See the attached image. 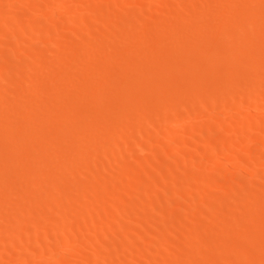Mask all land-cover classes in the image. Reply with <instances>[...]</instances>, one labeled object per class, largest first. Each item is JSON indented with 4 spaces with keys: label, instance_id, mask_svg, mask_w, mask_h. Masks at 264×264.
Masks as SVG:
<instances>
[{
    "label": "rangeland",
    "instance_id": "1",
    "mask_svg": "<svg viewBox=\"0 0 264 264\" xmlns=\"http://www.w3.org/2000/svg\"><path fill=\"white\" fill-rule=\"evenodd\" d=\"M32 1V2H31ZM54 1H58V2H54ZM61 1L62 0H47V1H43V0H30V3L32 4V3H34V5H31V4H28L27 2H29V1H27L26 2V4H28L27 6H28V10H27V6H26V4H24V6H22L21 8H20V6L19 7H17V8H13V10L12 9H6L7 11H8V13L10 14V11H11V14L9 15V19L12 17V19H14V20H12V19H10V20H8V22L7 21H4V20H6L7 19V17H6V19H4L3 21L5 22V24H6V26H8V27H5L4 25V27H2L1 28V31H0V40H1V42H4V40H5V43L7 44V43H10L13 39H12V37H11V35L12 36H14L15 37V35H14V32H16L15 34H17V31H19L20 29L18 28L19 26L21 27L22 25H23V23H28V22H35V20H39L42 24V27L41 28H43V30H42V37H39V39L37 40V41H35L36 42V45L34 44L35 42L34 41H31L30 40V37H29V34H27L28 35V39H26V38H23L24 39V41L23 42H25V43H22V44H28V45H26L27 47H29L28 49H30V50H28V49H26V46L24 45H22V57L20 58H18V57H15V59L13 58V62L14 63H19L20 64V66H19V68H11V69H9V71L7 72V80L6 81H3V87H5V86H7V88L6 89H3V91H5V96H6V98L4 97V98H2L1 97V95H0V98H2V99H0V116H2V117H0V129H1V132H0V134L2 133V135H0V140L2 141H0V146H1V148H0V152L1 151H3V150H5V151H8L7 153H9V154H7L6 155V153H5V151L4 152H1L0 154H2V155H4V156H1L0 157V170H2V171H0V184H4L3 186H1L0 187V191H2L3 193H0V200H2V201H4V204L3 205H0V212H1V214H0V230H1V234H0V242H2V243H0V253L1 254H5L4 252H6V253H8V252H10V254L11 253H14L13 254V257H14V255H15V252H17V250L20 248V249H22L21 247H22V245L24 244V246L26 245V244H28V240L26 239H24V242H22L23 244L21 245V246H19V248H18V246H17V243L16 244H13L12 245V243L11 242H13L14 243V241L15 240H10L12 237V235H13V233H14V231H16V230H18V229H23V230H19V232L21 233V235L24 237L25 236V232H27V233H30V232H32L34 229H35V227H37L38 225H41V223H42V225H44V226H48V228H46L45 227V229L46 230H42L41 231V235H39V240H38V242H40V244L42 243L43 245H42V247L41 248H39L38 249V253L40 254V255H36V257H42V256H46V257H42L41 258V260H40V258H35L34 259V261H33V258L35 257V253L36 254H38L36 251H34V252H32V251H29V250H31L30 248H29V250L28 251H25V252H23L24 250H25V247H27V245L24 247V250L23 251H21V252H23L24 253V255H19L20 257H18V259H17V257H16V259H15V257L12 259L11 257H9L10 258V260L9 259H5L3 262L2 261H0V264H2V263H4V264H17V263H19V264H26L27 263V260H28V263L27 264H35L37 261H40V263L39 264H49V262L52 260V263L56 260H54V257L56 256V255H54L55 253L52 251L53 249H55V247L57 246V245H55V244H57V243H55V241H59V240H64V239H66V246L67 245H69V246H67V247H65V258L66 259H68V261L65 259L63 262L64 263H62V264H73V262L75 263V264H83L84 262H86L87 260H85V261H83L82 262V260H84L85 259V255H87L88 257H86V259H88V261H87V263L86 264H90V261H92V259L94 260V256L96 255V254H94V252H97L98 251V249H99V247L101 246H103V248H104V254H103V258H104V260L102 261L103 263L102 264H118V263H120V264H126L127 262V264H137V263H139V264H186L187 262H189L188 260L190 259L191 260V264H210V263H212V264H222V262H221V260L224 262V261H226V262H228V264H248L249 263V261H251L249 264H264V235H262V233L264 234V195H262V193H264V175H262V173L264 174V158H262V156H260L259 154H258V150L260 151V147L262 146L263 147V145H260L261 144V142H257V141H259V139H255V140H253L252 138H250L249 137V139L250 140H248L247 138V135H245L247 138H242V140H241V144H240V153L239 154H237V156H239V155H241V157L239 156L237 159H236V157H234V160H233V162L230 160H223L224 159V157L222 158V154H224V152H226V151H224V147H222V143H214L213 144V141H211V139L210 140H208V142H207V140H205V141H202L200 138L202 137V134H200L201 135V137L199 138V137H196V138H194V135L195 136H197L196 134H199L198 133V131L200 132V131H202V130H200V129H202V126H203V131L202 132H204V129L205 130H207L206 129V127H207V125H209L210 124V121L208 122V120L210 119L209 117L210 116H206V114H209V111H211V110H207L208 109V106H209V104H210V102H212V101H210V99H214V102L215 103H213L214 104V107L216 108V106L218 105L219 106V104H221V103H219V97L222 99V100H220V102H222V104H223V100H224V103H226L227 101V103L225 104V108H226V110H224V107H223V109H222V113H221V111L219 112L220 114H218V112H212V113H210V115H211V117L213 116V119H214V117H216V119L217 118H220V119H222V118H229V117H232V118H230V119H233V120H230V121H232V122H228V124L225 122L224 123V121H222L223 123V125L221 124V123H219V124H217V125H212L211 127L209 126V128L212 130L213 128V130H217V131H220V132H226V131H228V132H226V135H227V137L229 138V139H231V137L233 138L234 136H233V134H236V132H238L239 131V129H237V128H241L242 126V117H243V115L246 113L245 111L247 110V102H248V100H249V98H251L252 96H253V92L254 91H252L251 90V88H250V86L247 84V82L249 81V80H251L252 78H254L255 77V75H256V78H257V76H261V77H258V78H260L262 81H263V83H264V71L263 70H261V72H260V69H264V68H261V67H264V31H263V29H264V0H254V1H256L255 3L257 4H255L254 3V1L252 0V2H251V0H246V3L243 1L242 2V0H232V1H234V2H230L231 0H219V1H221V3L218 1V0H216V2L214 3V0L212 1V0H203V1H199V0H178V1H180L179 3L180 4H177L178 3V1L177 0H158L157 1V3H156V5L155 6H153V2H154V0H152V1H150V0H148V1H150V2H147V0L145 1V0H140V1H138V0H134V2L133 1H131V2H128V1H130V0H128V1H126L125 0V2H127V3H125L124 2V0H114L115 1V3L117 4V3H120V2H122V5L123 4H125L126 6H125V8H126V10H127V12H128V14H129V16H128V18H125V19H123V18H118V16H117V20H116V17L112 14V9L114 8V5H115V3H114V1L113 0H86L85 2H84V0L83 1H80V2H82L81 4L80 3H78L77 1H76V3L78 4H76L73 0H71V1H69L71 4H69V2H67L66 3V5H64V6H62V4H61ZM90 1H91V3H94L95 5H97L98 3V8L96 7V9H92V7H90L91 5H89L88 3H90ZM107 1V5H109L110 6V10H109V8H108V6H107V8H106V6H105V2ZM136 1V2H135ZM156 1V0H155ZM159 1H161V2H159ZM163 1V2H162ZM183 1V2H182ZM187 1V2H186ZM206 1L210 4L209 6H208V8H209V11L208 12H210V13H208L207 14V11L206 10H208V8H204L205 9V11H204V9H202L201 7H204V6H206V4L208 5V3H206ZM212 1V3H210ZM218 1V2H217ZM42 2H44L45 4L47 3V4H51V3H55V4H57L56 5V7H57V15L56 16H54V18L52 19V17L50 18L49 16H48V14L46 13L45 14V12L43 13V16H39V18L41 19V17H42V19H44V18H46V19H48V20H51V21H48V20H46V19H44V20H40L39 18L38 19H36L35 18V16H33L34 14H33V10H34V6H37L38 4H40V3H42ZM83 2H84V4H86V5H88V6H86V5H84L83 4ZM88 2V3H87ZM96 2H98L97 4H96ZM101 2V3H100ZM168 2V3H167ZM169 2H171V4L169 3ZM176 2V3H175ZM190 2H192V3H190ZM196 2V3H195ZM202 2H203V4H202ZM227 2H230L231 4H229V3H227ZM237 2H238V5H237ZM61 5H60V4ZM90 3V4H91ZM114 3V4H113ZM144 3V4H143ZM158 3H159V5H161V7L158 5ZM168 4L169 6H171V7H173V5L176 7V8H178L179 9V11H177L178 9H176V10H173V8H171V7H169L168 5L166 6V4ZM173 3V4H172ZM195 3V4H194ZM222 3H223V5H222ZM242 3V4H241ZM246 5H245V4ZM249 3H252V4H249ZM262 3V5H260V6H258V4H261ZM101 4V5H100ZM128 4V5H127ZM137 4V7H138V5L140 4V8L138 9H136V7L134 6V5H136ZM147 6H146V5ZM152 5V7H151V5ZM163 4V5H162ZM165 4V5H164ZM183 4V5H182ZM189 4V5H188ZM211 4H212V6H211ZM218 4V9H216L215 8V5H217ZM221 6H220V5ZM234 4V5H233ZM249 4V5H248ZM253 4H255L254 6H253ZM14 5V4H13ZM143 5H145V6H143ZM179 5H181L182 7H184V9L183 8H181V6H179ZM192 5H194L193 7H192ZM199 7H198V6ZM226 5V6H225ZM232 5H233V7H232ZM236 5V6H235ZM240 5V6H239ZM15 6V5H14ZM30 6V7H29ZM58 6H60V7H58ZM69 6V10L67 9V12H64V11H66V8ZM103 6V7H102ZM129 6V7H128ZM134 6V7H133ZM142 6L145 8H142ZM166 6V7H165ZM196 6V7H195ZM223 6H225V8L223 7ZM227 6H228V8H227ZM243 6H244V8H243ZM251 6V7H250ZM10 7H13V6H10ZM55 7V8H56ZM100 7H101V9H100ZM148 7H150V8H148ZM160 8L159 9V11H157L158 10V8ZM201 8L200 10L198 9V8ZM254 7V8H253ZM4 8V7H3ZM9 8V7H8ZM33 8V9H32ZM59 8V9H58ZM62 8H65V9H63L62 10ZM169 8V9H168ZM188 8V9H187ZM189 8H190V10H189ZM213 8H214V10H215V12L214 11H212L213 10ZM219 8H221V9H219ZM239 8V9H238ZM246 8V9H245ZM248 8H249V11H248ZM256 8V9H255ZM258 8V9H257ZM0 9H2V7H0ZM18 9V10H17ZM109 11H108V10ZM140 9L141 10H143V12L142 13H144V14H141V12H140ZM147 9H151V10H149V11H146ZM157 9V10H156ZM187 9V11H185ZM192 9V10H191ZM211 9V10H210ZM222 9H224V11H223V13L221 12V10ZM232 9H236V12H238L241 16H240V19H239V15H238V13H236L235 12V10H232ZM243 9H245V10H243ZM6 10H5V8L3 9V10H0V18L1 17H5V16H8V15H5V16H2L3 14H5L6 13ZM10 10V11H9ZM33 12H32V11ZM59 10H61V12L59 11ZM80 10V11H79ZM100 10H102V11H100ZM107 10V11H106ZM135 10V11H134ZM137 10V11H136ZM139 10V11H138ZM171 12H170V11ZM173 10V11H172ZM181 10V11H180ZM183 10V11H182ZM218 10V11H217ZM238 10V11H237ZM241 12H240V11ZM242 10L245 12V13H243L242 12ZM251 10H253V11H251ZM4 11H5V13H4ZM30 13H29V12ZM59 11V12H58ZM83 11V12H82ZM104 11V12H103ZM145 11V12H144ZM166 13H164V12ZM170 13H169V12ZM188 11L191 13H188ZM193 11V12H192ZM194 11H196V12H194ZM220 11V12H219ZM225 11H227L229 14L227 15L226 14V12ZM232 11V12H231ZM233 11L235 12L234 14H232L233 13ZM252 12V14H247L248 12ZM256 11V12H255ZM80 12L82 13V14H84V16L83 15H81V16H79L80 15ZM85 12V13H84ZM95 12V13H94ZM135 12V14L134 15H132L133 13ZM148 12V14H146ZM159 12V13H158ZM173 12V13H172ZM175 12V13H174ZM178 12H181L179 15H178ZM206 14H205V13ZM217 12H219V13H217ZM231 12V13H230ZM13 13V14H12ZM79 13V14H78ZM98 13V14H97ZM100 13H101V16H100ZM102 13L103 14H105L104 15V17H107L109 20H107V18H103L102 16ZM150 13H151V15L153 16V14L154 13H156V14H154V16H157V18L156 17H151L150 18ZM173 14V16L174 17H172V15H170V14ZM182 13H183V15H182ZM196 13V14H195ZM199 13V14H198ZM217 13V14H216ZM243 13V14H242ZM257 13V14H256ZM259 13V14H258ZM7 14V13H6ZM96 14V15H95ZM146 14V15H145ZM168 14H169V17H168ZM176 14H177V16L179 17V18H181V16H182V18H181V21H183V24L184 23H189V25L190 26H193L192 27V30L191 29H189L188 30V27L186 26H183V24L181 23V21H179L178 22V20H180V19H177L178 17L176 16ZM203 14V15H202ZM205 14V15H204ZM220 14V15H219ZM231 14V15H230ZM246 14V15H245ZM254 14V15H253ZM263 14V15H262ZM11 15H13V16H11ZM17 17H16V16ZM26 15V16H25ZM28 15H29V18H28ZM72 15L74 16V17H72ZM110 17H109V16ZM138 15H142L143 16V18H142V16H137ZM148 15H149V17H148ZM159 15L161 16V17H159ZM190 15V16H189ZM213 15H214V17H213ZM224 15V16H223ZM234 15H237V16H234ZM14 16H15V18H14ZM32 16H33V18H32ZM46 16H48V17H46ZM58 16V18H56ZM78 16V17H80L79 19L77 18V20H76V17ZM83 16V18L84 19H82L81 17ZM99 16V17H98ZM146 16V17H145ZM164 16H165V19L167 20H165L164 19ZM176 16V17H175ZM183 16H185V17H183ZM188 16V17H187ZM193 16V17H192ZM202 16V17H201ZM208 16V17H207ZM216 16V17H215ZM221 16H223L222 18H221ZM227 16V17H226ZM234 18H233V17ZM245 16H249L248 18L247 17H245ZM25 17H27L26 19H25ZM88 19H87V18ZM133 17H137V19L135 18H133ZM159 17V18H158ZM195 17V18H194ZM198 17H200L201 18V20L198 18ZM208 19H207V18ZM232 17V18H231ZM235 17H238L237 19L235 18ZM244 17V18H243ZM254 19H253V18ZM20 18H21V20H20ZM70 18L72 19V20H70ZM99 18V19H98ZM103 18V19H102ZM146 18H148V19H146ZM158 19V20H156V19ZM163 18V19H162ZM170 19V21H171V18L173 19H177V22L178 23H176V24H178V25H175V23H174V26H173V22L172 23H170L169 22V19ZM197 18H198V21H197ZM206 18V19H205ZM217 18V20H215V22H214V19H216ZM221 18V19H220ZM224 18V19H223ZM228 18H231V19H228ZM246 18V19H245ZM250 18V19H249ZM252 18V19H251ZM69 19V20H68ZM81 19L82 20H84V21H81ZM88 20V21H86V20ZM128 19V20H127ZM132 21H131V20ZM146 19V20H145ZM232 19H235V20H233V21H235V23H236V25H235V23L233 22V21H229V20H232ZM242 19H245V20H247V21H245V20H242ZM262 19V21H260V20ZM70 22V24H68L69 22ZM75 20V21H74ZM78 20H80V21H78ZM91 20V21H90ZM100 20V21H99ZM114 20V21H113ZM155 20V21H154ZM161 20V21H160ZM189 20H190V22H189ZM205 20V21H204ZM208 20V21H207ZM218 20H219V22H218ZM223 20V21H222ZM225 20L226 21H228V23L226 22V24L224 23L225 22ZM238 20V21H237ZM242 22L243 21V23H241L240 21ZM249 20V21H248ZM253 20V21H252ZM256 20V21H255ZM0 21H1V19H0ZM3 21H1V23L0 24H2V22ZM12 21H14V22H12ZM19 21V22H18ZM47 21V22H46ZM64 21H65V23H64ZM71 21H73V22H71ZM87 22V24L88 23H90L91 22V24H88V27L90 28V31L91 32H94V33H89V34H85L84 33V31L83 30H85L86 28H88L87 27V24H85L86 22ZM97 21H99V22H97ZM106 22V23H108V25H109V27L106 29H104L103 31H101L102 30V27H103V22ZM108 21H110V22H108ZM146 21V22H145ZM147 21H149L150 22V25H151V27H152V24H153V22H154V24L153 25H155V23H156V27L155 26H153V28H150V25L147 23ZM163 21V22H162ZM175 21V20H174ZM201 21V22H200ZM255 21V23H253ZM4 22H3V24H4ZM7 22V23H6ZM11 22V23H10ZM122 22H124V23H122ZM125 22H127V23H125ZM129 22V23H128ZM131 22H133V23H131ZM142 24H141V23ZM191 22H192V24H191ZM194 22H195V25L197 26H194ZM199 22L200 23H203V24H199ZM205 22V23H204ZM208 22V23H207ZM211 22V23H210ZM246 22H248V23H246ZM257 22V23H256ZM259 22H261L260 24H259ZM10 23V24H9ZM13 23V24H12ZM77 23V24H76ZM80 23V24H79ZM96 23V24H95ZM99 23V24H98ZM110 23H112V24H110ZM114 23H116L115 25H116V27H115V25H114ZM120 23H122V25L120 24ZM145 23H147L148 24V27H147V24H145ZM158 23V24H157ZM159 23H165L164 25H160L161 27H159ZM169 23V24H168ZM214 23H215V25L218 23V25H216V27H214L215 25H214ZM230 23H234V24H231L230 25ZM246 23V24H245ZM251 23L253 24V27H254V29H251ZM13 26H12V25ZM17 24V25H16ZM21 24V25H20ZM48 24V25H47ZM53 24H56V25H54V26H57V24H58V26H57V31H58V29L59 30H61V33H65L66 34V36H61V34H60V36L62 37H60L61 38V40H60V42H59V44L56 46H54V45H52V44H54V43H52L51 41H55L56 39H57V37H59V33H60V31H58L57 33H58V36H56L55 35V33L53 32V31H55V30H53V28H52V26H53ZM65 24H67V25H65ZM74 24V25H73ZM120 25V27H119V25ZM125 24V25H124ZM130 24V25H129ZM131 24H134V25H132L131 26ZM140 24V25H139ZM144 24V25H143ZM186 24H184V25H186ZM205 24V25H204ZM208 24H213L212 25V27L211 26H209L208 27ZM242 24V25H241ZM11 25V26H10ZM59 25L60 26H64V27H60L59 28ZM69 25H71L70 27H69ZM78 25V27L76 28V29H74L73 31H71L73 28H75V26H77ZM90 25H92V26H90ZM112 25H113V27H112ZM146 25V27L147 28H149V30H151L152 29V31H154L153 32V39H156V40H153L152 39V36H150V33L152 32V31H147L146 29V27H144ZM170 25V26H169ZM180 25H182V27L180 26ZM188 25V24H187ZM206 25H207V27H206ZM225 25V27H223V26ZM228 25V26H227ZM233 25H235V26H233ZM239 25H240V27H242L243 28V31H241V29L242 28H239ZM2 26V25H1ZM53 26V27H54ZM68 26V27H67ZM81 26V27H80ZM126 28H125V27ZM128 26V27H127ZM131 26V27H130ZM135 26V27H134ZM139 28H138V27ZM144 27V28H141V27ZM165 26V27H164ZM172 26L174 27V28H172ZM199 26V27H198ZM201 26V27H200ZM219 26V27H218ZM227 26V27H226ZM238 26V27H237ZM17 28V31H16V29H14V32H13V30L11 29V28ZM49 27H50V30H49ZM95 27V28H94ZM98 28V30H97V28ZM115 27V28H114ZM119 27V28H118ZM121 27H122V29H121ZM134 27V28H133ZM169 27H171L170 28V30L168 29ZM181 27V28H180ZM186 29L187 28V30H186V32L184 31V28ZM195 27H196V29H195ZM204 27H206V28H204ZM223 27V28H222ZM235 27V28H234ZM244 27H247V28H244ZM259 27V28H258ZM4 28H6V29H4ZM45 28V29H44ZM48 28V29H47ZM72 28V29H71ZM131 28V29H130ZM146 28V29H145ZM155 28V29H154ZM183 28V29H182ZM198 28V29H197ZM200 28V29H199ZM220 28V29H219ZM228 28V29H227ZM231 28H233V29H231ZM256 28H257V30L258 31H255L256 30ZM3 29V30H2ZM19 29V30H18ZM64 29V30H63ZM109 29V30H108ZM110 29H112L111 31L113 32H111L110 31ZM119 29V30H118ZM166 29V30H165ZM177 30V29H179V32H177V31H174V30ZM194 29V30H193ZM204 29V30H203ZM206 29H207V31H206ZM213 31H212V30ZM67 30V31H66ZM80 30V31H79ZM97 30V31H96ZM117 31V32H115V31ZM123 30V31H122ZM126 30V31H125ZM134 30V31H133ZM143 30H144V36L147 34V35H149V36H147L146 35V37H144L143 38ZM146 30V31H145ZM161 30V31H160ZM181 30H183L184 31V33L183 32H181ZM196 30H197V33H196ZM219 30V31H218ZM234 30H236V32L234 31ZM237 30H240L241 31V33H240V31L238 32ZM251 30V31H250ZM254 30V32L253 33H251L252 31ZM3 31H5V32H8L9 31V33L8 34H6V36H3V35H5V32H3ZM77 31V32H76ZM83 32V34H82V32ZM105 31V32H104ZM107 31V32H106ZM128 31V32H127ZM167 31V33H168V35H166V32ZM192 31V32H191ZM201 31V32H200ZM221 31V32H220ZM232 31V33H230ZM244 31H245V33H244ZM250 31V32H249ZM115 32V33H114ZM122 32V33H121ZM132 32H134L135 34H133ZM138 32V33H137ZM174 32H175V34H174ZM181 32V33H180ZM190 32V33H189ZM193 32H195V34L193 33ZM208 32V33H207ZM212 32H216L215 34L213 33L212 34ZM225 32H227V37H228V35H229V37H231V39H229V37L228 38H226V34H225ZM257 32V33H256ZM45 33L46 34H48V35H46L45 36ZM54 35H53V34ZM68 33V34H67ZM75 33L77 34V36L75 35ZM97 33V34H96ZM104 33H110V35H109V37H107V34H104ZM124 33V34H123ZM127 33H128V35H127ZM141 35H140V34ZM157 33V34H156ZM163 33V34H162ZM177 33H178V35H177ZM186 33H189V35H187L186 36ZM205 34V36H203L204 34ZM210 33V34H209ZM228 33H230V34H228ZM234 33V34H233ZM236 33V34H235ZM261 35H260V34ZM1 34H2V36L4 37H2L1 36ZM79 34V35H78ZM93 34H95V35H93ZM104 34V35H103ZM119 36H118V35ZM127 36H126V35ZM152 34V33H151ZM183 34V35H182ZM199 34V35H198ZM201 34V35H200ZM221 34H225L224 36L223 35H221ZM240 34V35H239ZM252 34H254L253 36H251ZM26 35V33L24 34H22V37H26L25 36ZM71 35V36H70ZM115 35H117V36H115ZM132 35H134L133 37H132ZM135 35H137L136 37H135ZM198 35V36H197ZM207 35H209V36H207ZM215 35V36H214ZM220 35V36H219ZM233 35H235V36H233ZM258 36L257 38H256V36ZM78 36H79V38H78ZM84 38H83V37ZM86 36V37H85ZM99 36L101 37V38H99ZM123 37V38H121V37ZM126 36V37H125ZM128 36H130L129 38H128ZM139 36V37H138ZM157 36H158V38H157ZM173 37V38H170V37ZM178 36H181V37H179V39H177L178 38ZM184 36V37H183ZM185 36H186V40H185ZM195 36V37H194ZM197 36V37H196ZM200 36V37H199ZM223 36V37H222ZM237 36H240V40L241 41H244V42H246L245 43V45H244V42H242V43H240L239 41H238V39L239 38H236ZM260 36V37H259ZM2 37V38H1ZM13 37V38H14ZM44 37H45V39H44ZM51 37V38H50ZM125 37V38H124ZM132 37V38H131ZM138 37V38H137ZM149 37V38H148ZM151 37V38H150ZM188 37V38H187ZM192 37V38H191ZM205 37H206V39H205ZM209 37V38H208ZM242 37V38H241ZM244 37H245V39H244ZM43 38V39H42ZM46 38H50V39H47V42H46ZM54 38H56L55 40H54ZM59 38V39H60ZM89 38V39H88ZM109 38H113V40H111V39H109ZM128 38V39H127ZM131 38V39H130ZM137 38V39H136ZM142 38H143V40H142ZM148 38V39H147ZM159 38H160V40L161 41H163L164 40V38H165V40L162 42V44H161V41L159 40ZM168 38H170L171 40H169ZM175 38V39H174ZM182 38V40H180ZM194 38L195 39H197L198 38V40L197 41H195L194 40ZM204 38V39H203ZM226 38V39H225ZM42 39V40H41ZM52 39V40H51ZM67 39H68V42L71 44V45H69V43L68 42H65V41H67ZM71 39H73V42L71 41ZM75 39V40H74ZM94 39H96V41L94 40ZM102 39V40H101ZM104 39V40H103ZM107 39V40H106ZM123 39L125 40V42L123 41ZM133 39V40H132ZM136 39V40H135ZM140 39H141V41H140ZM147 39V40H146ZM151 39V40H150ZM194 41H193V40ZM218 39H220V40H218ZM228 39H229V41H228ZM234 39V40H233ZM256 39V40H255ZM263 41H262V40ZM7 40V41H6ZM27 40V41H26ZM39 40H41V41H39ZM84 40H85V42H84ZM87 40V41H86ZM101 40V41H100ZM109 40V43L107 42ZM122 40V41H121ZM146 40V41H145ZM150 40V41H149ZM153 40V41H152ZM159 40V41H158ZM172 40L174 41V42H172ZM178 40L180 41V44H179V42H178ZM193 42H192V41ZM206 40V41H205ZM209 42H208V41ZM212 40H213V43H212ZM259 40V41H258ZM260 40H261V42H260ZM90 41H91V43H90ZM94 41H95V43H94ZM105 41V42H104ZM116 41V42H115ZM119 41V42H118ZM140 42V43H142L141 44V46L140 45H138V44H140V43H138V44H135V43H137V42ZM147 41H149V42H147ZM156 41H158V42H156ZM183 41V42H182ZM184 41H185V43H184ZM188 41V42H187ZM216 41V42H215ZM224 41V42H223ZM227 41V42H226ZM235 41H238V42H235ZM249 41V42H248ZM252 41V42H251ZM257 43H256V42ZM0 42V43H1ZM82 42V44L84 43V45H82V44H79L78 45V43H81ZM87 42L90 44H87ZM114 42V43H113ZM124 42V43H123ZM129 42H131V43H129ZM155 42V43H154ZM187 42V43H186ZM190 42H192L193 44L191 45V43ZM202 42H203V45H202ZM217 42H218V44H217ZM220 42V43H219ZM230 43V45H229V43ZM4 43V44H5ZM34 44V48H33V44ZM42 43L44 44V43H46V44H44V45H42ZM65 43H66V46H65ZM76 43H77V45H76ZM104 45V46H102V44ZM145 43H147V44H145ZM148 43H151V44H148ZM154 43V44H153ZM159 43V44H158ZM164 43V44H163ZM171 43H173V44H171ZM181 43H183V45H185V46H183ZM188 43H190L189 45H188ZM194 43H196V44H194ZM240 43V44H239ZM250 43V44H249ZM253 43V44H252ZM261 44L260 46H258L257 47V44ZM2 44V43H1ZM87 44V45H86ZM162 46H161V45ZM165 44H168V46L167 45H165ZM175 44L178 46V47H182V48H178V47H176L175 46ZM211 44V45H210ZM237 44H239V45H237ZM42 45V46H41ZM50 45H52V47H50ZM92 45H93V47H92ZM108 45H110L109 47L111 48H109L108 47ZM113 46V48H112V46ZM140 46L141 47V49H145V50H142L143 52L141 53V51H139L140 50V48L139 47H136V46ZM160 46V47H157V46ZM186 45H187V48H186ZM193 45H195V46H193ZM199 47H198V46ZM207 45V46H206ZM209 45V46H208ZM218 45V46H217ZM220 45H223V46H221L220 47ZM245 47H244V46ZM248 45V46H247ZM250 45V46H249ZM32 46V47H31ZM62 46V47H61ZM70 46V47H69ZM75 46H78V47H75ZM80 46V47H79ZM98 46V47H97ZM117 46H118V48H117ZM119 46H120V48H121V50H120V52L121 53H123L124 52V54H122V55H124V56H122L121 55V53L119 52ZM125 47V49H123L124 47ZM128 46H130V47H128ZM149 46H152V49L149 47ZM165 46L168 48V51L166 50V49H164L165 48ZM174 46L176 47V50L174 49ZM201 46V47H200ZM202 46H204V47H202ZM213 46V47H212ZM239 46H241V47H239ZM54 47V48H53ZM55 47H57L58 49H56ZM66 47V48H65ZM76 49H78V53L77 52H75L76 50H75V48ZM83 47V48H82ZM85 47V48H84ZM115 47V48H114ZM157 47V48H156ZM173 47V48H172ZM189 47V48H188ZM191 47V48H190ZM193 47V48H192ZM195 47V48H194ZM209 47V48H208ZM224 47H225V49H224ZM226 47H228V48H226ZM251 49V51H249L250 49ZM255 47V48H254ZM36 48V49H35ZM40 48V49H39ZM41 48H43L42 50H41ZM64 50H63V49ZM72 48H74L72 51L70 50V49H72ZM81 48V49H80ZM89 48V51H91V54H93V55H90L89 56V54L87 55V49ZM98 48H100L99 49V51H100V54L99 53H97V51H98ZM102 48H104L105 49V51H104V49H102ZM128 48V49H127ZM133 48H135V49H133ZM139 48V49H138ZM146 48H147V51H146ZM153 48H155V50H153ZM206 48V49H205ZM235 48V49H234ZM237 48H238V50H240L239 51V53L237 52ZM261 48V49H260ZM32 49H33V51H32ZM35 49V50H34ZM50 49V50H49ZM67 49V50H66ZM83 49V50H82ZM112 51L111 52V54H112V56H110V50ZM126 49H127V51H126ZM151 49V51L149 52V50ZM171 49H172V51H171ZM185 49V50H184ZM192 50V52H191V50ZM205 49V50H204ZM217 49V50H216ZM233 49H234V51H233ZM244 49V50H243ZM256 49H259L260 51H259V54H261V56H259V57H261V58H263V64L262 65H259L258 63H255L256 65H258V67L254 64V60L256 59L255 58V56L254 55H257L258 54V52H257V50ZM44 50H45V52H44ZM49 50V51H48ZM54 50H58V51H56L57 52V54H54ZM79 50H80V52H79ZM101 50H103V51H101ZM117 51V53L115 52V51ZM125 50V51H124ZM153 50V51H152ZM160 52H158V51ZM190 51V52H188V51ZM195 50V51H194ZM202 50V51H201ZM211 50V51H210ZM214 50H215V53H216V55H215V53H214ZM219 50V51H218ZM229 50H230V53H229ZM254 51V54H253V51ZM256 50V51H255ZM30 51V52H29ZM36 51V53H34ZM39 51H40V53H39ZM47 51V52H46ZM53 52V55H52V53L51 52ZM136 51V52H135ZM138 51V52H137ZM144 51H145V53H144ZM155 51V52H154ZM165 51V52H164ZM212 51H213V53H212ZM217 51V52H216ZM233 51V52H232ZM48 52L50 53V54H48ZM69 52H71V54L69 53ZM75 52V53H74ZM85 52V53H84ZM93 52V53H92ZM107 53L108 55H106L105 53ZM128 54H127V53ZM147 52V53H146ZM168 52V53H167ZM169 52H171V55H170V53ZM175 52H177L176 54H175ZM181 52H184V54L183 53H181ZM210 52V53H209ZM241 52H244L242 55H241ZM33 53V54H32ZM45 54V56H44V54ZM79 53H81L80 54V56H81V58H79ZM133 53V54H132ZM136 53H139V56H141V57H138V54H136ZM155 53V54H154ZM165 53H166V56H165ZM201 53V54H200ZM204 53V54H203ZM217 53L219 54V56L220 57H217L218 55H217ZM226 53V54H225ZM248 53H251V54H248ZM41 54V55H40ZM47 54V55H46ZM72 54L74 55L73 57H76V60H78V63H79V65H81V66H79L78 65V63H77V61L74 63V61L72 60ZM76 54V55H75ZM78 54V55H77ZM142 54V55H141ZM144 54H145V56H144ZM159 54H161L164 58H166L167 59V63H168V67H166L167 66V64L165 63V60L166 59H162L161 58V55H159ZM169 54V56H170V58H168V55ZM179 54V55H178ZM190 54V55H189ZM193 54H194V56H193ZM205 54H207V56H206V60H205ZM229 54V55H228ZM232 54H233V56H232ZM248 54V55H247ZM52 55V56H51ZM86 55V56H85ZM96 55V56H95ZM97 55L98 56H102L103 58H100V57H97ZM118 55V56H117ZM121 55V56H120ZM130 55V56H129ZM155 56V60H154V57L153 56ZM157 55V56H156ZM159 55V56H158ZM188 55V56H187ZM193 57H192V56ZM198 55V56H197ZM212 55H213V57H212ZM227 55V56H226ZM230 55L232 56V58H234V55H237V56H235L236 58V60H235V62H236V64L238 63H240V65H241V68H240V65H234V63L231 61V58H230ZM248 56V58L246 59V57ZM250 55V56H249ZM28 56V57H27ZM31 58H30V57ZM43 56V57H42ZM50 56V57H49ZM54 56V57H53ZM60 56V57H59ZM108 56V57H107ZM149 56H152V57H149ZM174 56H176L175 57V59L173 58ZM177 56H179V57H177ZM184 56V57H183ZM186 56V57H185ZM200 56V57H199ZM242 56H244L243 58H242ZM258 56V55H257ZM34 57V58H33ZM42 58L41 59V61L39 60L40 58ZM59 59H58V58ZM69 57V59H71V60H69V59H67ZM83 57V58H82ZM85 57H86V59H85ZM88 57H90V58H88ZM111 57H114L113 59H111ZM117 57V58H116ZM137 57V58H136ZM149 57V58H148ZM158 57H160L159 59H158ZM221 57H223V58H225V60L224 59H222ZM49 58V60H47ZM125 59V60H123V59ZM130 60V62L128 61V59ZM142 58H144L145 60H143L144 62H141L142 61ZM152 58V59H151ZM158 60H157V59ZM182 58V59H181ZM191 58H192V60H191ZM209 58V59H208ZM220 58V59H219ZM240 58V59H239ZM243 59V62L242 61H240V60H242ZM20 59V60H19ZM29 59V60H28ZM31 59H33L34 61H31ZM36 59V60H35ZM66 59V60H65ZM80 59H82L81 61H80ZM97 60L96 62L98 63H95V61H92V60ZM116 59H117V61H116ZM148 59V60H147ZM149 59H150V61H149ZM160 59H161V61H160ZM209 61H208V60ZM210 59H211V61H210ZM213 59V60H212ZM216 59V60H215ZM224 60V62L223 61H220V60ZM253 59V60H252ZM40 61L39 63L38 62H36V61ZM43 60V61H42ZM56 61V63L58 64H56L55 63V61ZM85 60H87V62L85 61ZM108 60V61H107ZM112 60H113V62L114 63H112ZM122 60V61H121ZM130 63H128L127 61ZM135 60H136V62H135ZM139 60V61H138ZM158 62H157V61ZM172 60V61H171ZM184 60H186V61H184ZM218 60V62L220 61V65L218 64L216 67H219V68H217L216 69V73L218 74V73H220V74H216L215 72H214V70H215V68L213 69V66H215L214 65V63L216 64V61ZM47 61V62H46ZM82 61H85V62H82ZM110 61V62H109ZM145 61H146V63H147V65H149V64H151L152 63V65H150L149 67H147V65H145L144 63H145ZM154 61V62H153ZM177 61V62H176ZM183 61H184V63H183ZM195 61V62H194ZM226 61H227V63H226ZM231 61V63H230V65L231 66H234V67H232L231 68V66L228 64L229 62ZM239 61V62H238ZM26 62H28V64L30 65H28V64H26ZM49 62V63H48ZM82 62V63H81ZM90 62V63H89ZM100 62V63H99ZM103 64H105V65H103ZM104 62H106L107 64H108V67H107V64L106 63H104ZM118 62L120 63H122V65H121V63L118 65ZM162 63V65H161V63ZM179 62V63H178ZM181 62V63H180ZM187 62V65L185 64ZM191 62V63H190ZM200 62V63H199ZM204 62V63H203ZM214 62V63H213ZM244 62H246V66H247V68L245 67H243V66H245L244 64ZM252 62H253V64H254V66L253 65H251L252 64ZM33 63V64H32ZM43 63V64H42ZM65 63V64H64ZM67 63H69V64H71V66L70 67H68V65L66 66V64ZM76 63H77V65L78 66H76ZM87 63V64H86ZM91 63H94V64H92L93 65V67H92V65H90ZM126 63V64H125ZM134 63V64H133ZM136 63H137V65L138 66H136ZM141 63V64H140ZM143 63V64H142ZM154 63H156L155 65H154ZM159 63V64H158ZM171 63H173V65L171 64ZM212 64V65H208V64ZM222 63V64H221ZM46 64V65H45ZM83 64V65H82ZM111 64V65H110ZM115 64H116V66H115ZM128 64V65H127ZM157 64H158V66H157ZM164 64L166 65V66H164ZM171 66H170V65ZM180 64V65H179ZM188 64H192V66L191 65H188ZM193 64L194 65H197V66H199L197 69L193 66ZM233 64V65H232ZM242 64H243V66H242ZM21 65H23V66H21ZM33 65H34V67H33ZM74 65H75V68H74ZM86 65V66H85ZM90 65V67H88ZM95 65H97V66H95ZM124 65V66H123ZM127 67H126V66ZM132 65H134V66H132ZM154 65V66H153ZM179 65V66H178ZM181 65H183V66H185V67H182ZM228 65V66H227ZM251 65V66H250ZM29 66V67H28ZM42 66H44L45 67V69L42 67ZM54 68V72H53V68ZM73 66V67H72ZM82 66H85V69H83V67ZM102 66V67H101ZM110 66V67H109ZM128 66H130V67H128ZM132 66V67H131ZM140 66H145V67H140ZM151 66H153V67H151ZM160 66H162V68L160 67ZM164 66V67H163ZM191 66V67H190ZM206 66V67H205ZM224 66V67H223ZM235 66H238L237 67V69H238V71H239V73L237 74V76L238 75H240V73H241V71L243 72V73H241V74H243V76H242V78L241 79H239V77H241V75L240 76H238V77H235L234 78V80H232V82L234 83V85H233V83L230 81V80H228V77H229V73H231V71L233 70V68H235ZM259 66H260V68H259ZM23 67V68H22ZM42 67V68H41ZM67 67V68H66ZM88 69H87V68ZM99 67V68H98ZM106 67V68H105ZM113 67H115L114 68V70L116 69V71H113ZM135 67V69L134 70H130V69H133ZM136 67L138 68V69H140V70H137L136 71ZM155 67V68H154ZM177 67V68H176ZM192 67H194L196 70H194ZM253 67V68H252ZM49 68V69H48ZM73 69V70H69V69ZM77 68V69H76ZM78 68H79V70H78ZM90 68V69H89ZM120 68V69H119ZM130 68V69H129ZM151 70H150V69ZM152 68H153V70H152ZM157 68L160 70L161 69V73H162V75H161V73L157 70ZM164 68H165V70H164ZM169 68H170V70H169ZM178 68H180V69H178ZM203 68H204V71L203 72H201L202 70H203ZM229 68V69H228ZM243 68H244V70H243ZM253 69V70H251V69ZM40 69H41V71H40ZM48 69V70H47ZM66 69H67V71H66ZM83 71H82V70ZM101 69V70H100ZM117 69H118V71L119 72H117ZM124 69V70H123ZM143 69H145V71L143 70ZM148 69V70H147ZM168 69V70H167ZM174 69H177V70H179V71H182V72H180L179 74H178V71L175 73V70ZM184 69H185V72H186V74H185V72H184ZM193 69V70H192ZM207 69V70H206ZM219 69V70H218ZM228 69V70H227ZM256 71H255V70ZM27 70H32L33 72H34V74L36 75H38L39 77H40V79H39V77L37 76V78H38V80L37 81H35L34 83H32L30 86H33V88L32 87H30L29 86V88L31 89V91L29 92V88H27V87H24L23 86V80H24V76H25V72H27ZM37 70V71H36ZM52 70V71H51ZM75 70H77V72H75ZM84 70H85V74H86V76H85V74L83 73L84 72ZM87 70V71H86ZM91 70L93 71V73L91 72ZM96 70V71H95ZM103 70V71H102ZM127 72H126V71ZM142 70H143V72H142ZM164 70V71H163ZM188 70V71H187ZM190 70V71H189ZM198 70H200V71H198ZM206 70V71H205ZM231 70V71H230ZM249 70V71H248ZM250 70H251V73H250ZM73 71V72H72ZM82 71V72H81ZM100 71V72H99ZM101 71H102V73H101ZM133 71V72H132ZM146 71H147V73H146ZM154 71V72H153ZM170 71V72H169ZM198 71V72H197ZM210 73V78L208 77V79L210 80V81H207V80H205V74H206V76H207V73L208 72ZM212 71V72H211ZM218 71V72H217ZM223 71H225V72H227L228 74H227V76H226V74H225V72H223ZM248 71V72H247ZM254 71V72H253ZM17 72V73H16ZM23 72V73H22ZM36 72H38V73H36ZM97 72V73H99L98 74V76L99 75H101V77H97V73H96V75H95V73ZM108 72H109V74H108ZM113 72V74H111ZM117 72V73H116ZM124 73V75L123 74H121V73ZM131 72H132V74H131ZM139 72V73H138ZM142 72V73H141ZM184 72V73H183ZM197 72V73H196ZM206 72V73H205ZM247 72V73H246ZM12 75H10V74ZM44 75H43V74ZM48 73V74H47ZM76 73V74H75ZM89 73H91V74H89ZM118 73H120V74H118ZM127 73V74H126ZM141 73V74H140ZM146 73V74H145ZM151 73V74H150ZM156 73H157V75H156ZM172 73H173V75H172ZM192 73H193V75L194 76H192ZM195 73H196V75H195ZM199 73V74H198ZM203 73H205V74H203ZM208 73V74H209ZM212 73V74H211ZM214 73L217 75V76H215L214 75ZM253 73V74H252ZM259 73V74H258ZM262 73V74H261ZM19 74V75H18ZM70 74V75H69ZM73 74H75V75H73ZM88 74L91 76V77H89L88 76ZM93 74V75H92ZM130 74H131V76L133 75V74H135V76H133L132 78H131V80H132V82L133 83H131V81H130V78H127V76H130ZM138 74V75H137ZM155 74V75H154ZM169 74V75H168ZM176 74V75H175ZM182 74V75H181ZM222 74V75H221ZM225 74V75H224ZM247 74H249V75H247ZM250 74H251V76H250ZM10 75V76H9ZM23 75V76H22ZM41 75H42V77H41ZM54 75V76H53ZM77 75V76H76ZM79 75V76H78ZM83 75V77H82V79L80 80V78H81V76ZM104 75H105V77H104ZM125 76L126 78H127V81L129 82H127V81H125L126 80V78H125V80H122L124 77L123 76ZM127 75V76H126ZM136 75H137V78H136ZM144 77H143V76ZM145 75H147L146 77H145ZM171 75V76H170ZM211 75H212V77H211ZM247 75V76H246ZM19 76V77H18ZM118 76V77H117ZM130 76V77H131ZM160 76H162V78L160 77ZM169 76V77H168ZM177 76V77H176ZM181 76V77H180ZM185 76V77H184ZM190 76V77H189ZM192 76V77H191ZM200 76V79H198V77ZM215 76V77H214ZM224 76H226L225 77V79H224ZM79 77V80L77 79ZM94 77H96L97 79H95ZM103 77V78H102ZM111 77V78H110ZM113 77V78H112ZM116 77V78H115ZM120 77L122 78V79H120ZM139 77H143V78H139ZM164 77V78H163ZM218 77V78H217ZM245 77V78H244ZM248 77H249V79H248ZM14 78V79H13ZM48 78H50V79H48ZM69 78H71V79H73L72 81H71V79H69ZM75 78V79H74ZM86 78V79H85ZM89 78V80L91 79V81H90V84H92L93 85V83L94 82H96L97 83V81L98 80H101V85L100 84H97L98 86L96 87V86H94L95 85V83H94V85H93V87L88 83V79ZM93 78V79H92ZM152 78V79H151ZM156 78H157V80H156ZM165 78H167L168 80H166ZM174 78V79H173ZM184 78H185V80H187L186 82H185V80H184ZM189 78H190V80L191 81H193V83H191V81L189 80ZM197 78V79H196ZM202 78H204V79H202ZM220 78V79H219ZM223 78V79H222ZM251 78V79H250ZM257 78V79H258ZM13 79V80H12ZM42 79V80H41ZM54 79V80H53ZM59 79H62V80H59ZM69 79V80H68ZM105 79H107V80H105ZM109 79H111L110 81H109ZM115 79V80H114ZM135 79V80H134ZM161 79V80H160ZM181 79V80H180ZM216 79V80H215ZM237 79H239L237 82H236V80ZM246 79V81H244ZM10 80V81H9ZM21 82H20V81ZM47 80V81H46ZM75 80V81H74ZM95 80V81H94ZM137 80V81H136ZM138 80H139V82H138ZM175 80H176V82H175ZM179 80V81H178ZM185 82V83H188L189 81V83L188 84H186L185 85V83L183 82V81ZM194 80H196V82L194 83ZM198 80V81H197ZM199 80H201L202 81V83L205 85L206 84V81H207V84L209 85V88L210 89H213V88H215V89H213V90H211V91H208V92H206V90H204V87H205V89L208 87V85L207 86H198V85H200V81ZM221 80V81H220ZM248 80V81H247ZM17 81H18V83H17ZM41 81V82H40ZM56 81H58V82H56ZM59 81H60V83H59ZM64 81V82H63ZM78 81V82H77ZM87 83H85V82ZM93 81V82H92ZM124 81L126 82V84L124 83ZM146 81H149V82H147L146 83ZM177 81H178V83H177ZM181 81V82H180ZM203 81H205V82H203ZM228 81V82H227ZM262 81H261V84L263 85L262 86V89H260V92H259V94L261 93L262 94V96H260V100L262 101V99L264 100V84L262 83ZM53 82V83H52ZM55 82H56V84H55ZM69 82V83H68ZM70 82H71V84H70ZM74 82V83H73ZM80 82H82V83H80ZM100 82V81H99ZM122 82V83H121ZM145 82V83H144ZM156 82H158V83H156ZM172 84H171V83ZM183 82V83H182ZM199 82V83H198ZM209 82H212L211 84L209 83ZM219 82V83H218ZM245 82V83H244ZM9 83H11V85L8 84ZM52 83V84H51ZM59 83V84H58ZM62 83V84H61ZM77 84V86H76V84ZM85 83V84H84ZM104 83V84H103ZM111 83H116L115 85L114 84H112L111 85ZM118 83H119V85H118ZM127 83L129 84V85H127ZM136 83H138V84H136ZM197 83V84H196ZM201 83V84H202ZM214 83V84H213ZM216 83V84H215ZM222 83H223V85H222ZM20 84V85H19ZM42 84V85H41ZM45 84H46V86H45ZM83 86H82V85ZM110 84V85H109ZM125 84V85H124ZM133 84V85H132ZM140 84H142V85H140ZM195 84L197 85V88H196V92H198V94L194 91L195 90ZM212 84H213V86H212ZM219 84V85H218ZM221 84V85H220ZM228 84H230L229 86H228ZM237 84V85H236ZM243 84H244V86H243ZM22 85V86H21ZM37 85V86H36ZM58 87H57V86ZM62 85V86H61ZM63 85H66V87H69V89L68 88H65V86H63ZM78 85H80V86H78ZM87 85V86H86ZM118 85V86H117ZM131 85V86H130ZM148 85H150V86H148ZM154 85V86H153ZM165 87V88H163V86ZM172 85V86H171ZM188 85V86H187ZM193 87H192V86ZM216 85H218V86H216ZM225 85H227V86H225ZM248 85V86H247ZM103 86V87H102ZM112 86V87H111ZM122 86V87H121ZM128 86V87H127ZM160 86V87H159ZM183 86V87H182ZM185 86V87H184ZM190 86V87H189ZM211 86V87H210ZM215 86V87H214ZM221 86V87H220ZM224 88H223V87ZM236 86V87H235ZM17 87V88H16ZM24 87V88H23ZM71 87H73V88H71ZM86 87V88H85ZM99 87V88H98ZM101 87V88H100ZM154 87V88H153ZM159 87V88H158ZM174 87V88H173ZM175 87H177V88H175ZM182 87V88H181ZM192 87V88H191ZM199 87V88H198ZM201 87H203V88H201ZM228 88V90L226 89V88ZM231 87V88H230ZM250 89H249V88ZM21 88H22V91H21ZM43 88L44 89H46V90H43ZM48 88V89H47ZM58 88V89H57ZM61 88V89H60ZM78 88H79V90L80 89H84V90H78ZM90 88V89H89ZM94 88V89H93ZM98 88V89H97ZM107 88V89H106ZM127 88V89H126ZM134 88V89H133ZM154 90H153V89ZM209 88H207V89H209ZM236 89V90H234V89ZM240 88V89H239ZM23 89H24V91H23ZM32 89L34 90V92L32 91ZM41 89H42V91H41ZM64 89H65V92H67V93H65L64 92ZM103 89V90H102ZM105 89L107 90V91H105ZM114 91V93L118 96H116L114 93H113V91ZM125 89H126V91H128L127 93H126V91H125ZM164 90V91H162V90ZM169 89V90H168ZM173 89V90H172ZM175 89V90H174ZM177 89V90H176ZM188 91H187V90ZM199 89H201V90H199ZM202 89L204 90V91H202ZM209 89V90H210ZM224 90L223 92H221L220 90ZM241 89H243V92H242V90ZM8 90V91H7ZM12 90V91H11ZM15 90H17V91H15ZM40 90V91H39ZM47 90H50V91H48L47 92ZM54 90H56L55 92H54ZM58 90V91H57ZM62 90V91H61ZM78 90V91H77ZM88 92H87V91ZM96 90H99V91H102L103 92V95L101 94V92H98V91H96ZM142 90V91H141ZM162 91V92H160V91ZM180 90V91H179ZM197 90H199V91H197ZM252 92H251V91ZM11 93H10V92ZM71 91V92H70ZM86 92V94H85V92ZM110 91V92H109ZM119 91H120V93H119ZM136 91H137V93H136ZM140 91V92H139ZM144 91V92H143ZM165 91H167V92H165ZM179 91V92H178ZM185 91V92H184ZM215 91V92H214ZM225 91H227V93L225 92ZM238 91V92H237ZM249 91V92H248ZM33 92V93H32ZM78 92V93H77ZM108 92V93H107ZM163 92H165L164 94H163ZM181 92H183V94L181 93ZM193 92H195V94L196 95H194V93ZM211 92H213L214 94H212ZM225 92V93H224ZM231 92V93H230ZM241 93V94H239V96L242 98L243 96V98L241 99V98H238V100H240V103H238V102H236L237 100V97H239L238 96V93ZM12 93H14V95H15V97H14V95L12 94ZM82 93V94H81ZM98 93H100L101 95L99 96V94H98V96H97V94ZM110 93H111V95H110ZM119 93V94H118ZM121 93H125L124 95L123 94H121ZM131 93H132V97H131ZM136 95H135V94ZM138 93H140L139 95H138ZM175 93V94H174ZM190 93V94H189ZM201 93V94H200ZM207 93V94H206ZM223 93V94H222ZM245 93V94H244ZM21 94V95H20ZM27 94V95H26ZM31 94V95H30ZM35 94V95H34ZM62 94V95H61ZM65 94H66V96H65ZM70 94V95H69ZM85 94V95H84ZM90 94V95H89ZM92 94V95H91ZM95 94H96V96H95ZM106 94V95H105ZM147 94V95H146ZM154 94V95H153ZM163 94V95H162ZM171 94V95H170ZM179 94H181V95H179ZM203 94V95H202ZM206 94V95H205ZM231 94V95H230ZM235 94V95H234ZM246 94H248V96L246 95ZM252 94V96L251 97H249L250 95ZM255 94V93H254ZM24 95V96H23ZM41 95V96H40ZM83 95V96H82ZM94 95V96H93ZM121 95V96H120ZM135 95V96H134ZM143 95V96H142ZM165 95V96H164ZM188 95V96H187ZM212 96V98H210L211 96ZM223 95V96H222ZM234 95V96H233ZM242 95V96H241ZM17 96V97H16ZM22 96V97H21ZM27 96H29V98L27 99L26 97ZM38 96H39V98H38ZM44 96V97H43ZM57 96V97H56ZM70 96V97H69ZM86 98H85V97ZM91 96H93V97H91ZM102 96V97H101ZM112 97L111 99L110 98H108V97ZM136 96L138 97V100H137V98H136ZM145 96V97H144ZM163 98H162V97ZM178 96V97H177ZM183 96H184V98H183ZM190 96V97H189ZM191 96L193 97L194 96V98H195V96H196V106H194L193 105V102H190V100H192L191 99ZM199 96V97H198ZM18 97H19V99H18ZM36 97V98H35ZM43 97V98H42ZM55 97V98H54ZM60 97V98H59ZM64 97H66V99H67V97H68V99L66 100ZM81 97L83 98L82 100H83V102L81 101L80 103L81 104H79V103H77V102H79L80 100H81ZM100 99H99V98ZM106 97V98H105ZM142 97V98H141ZM147 97V98H146ZM181 97V98H180ZM188 97V98H187ZM197 97H198V99H197ZM208 97V98H207ZM227 97H229V98H227ZM233 97H234V100L232 101V99H233ZM22 98H24V99H22ZM72 98H74V100H75V102H76V100L77 99H79L75 104L74 103H71L70 101H72L71 99ZM85 98V99H84ZM89 99V101H88V99ZM92 98V99H91ZM99 100H98V99ZM102 98V99H101ZM120 98V100H118ZM133 98H135L134 100H133ZM161 98V99H160ZM168 100H167V99ZM183 98V99H182ZM185 98H187V99H185ZM8 99V100H7ZM11 99V100H10ZM13 99V100H12ZM30 99V100H29ZM45 99H47L46 100V102H45ZM58 99V100H57ZM62 99L64 100V102H67L66 104H64V105H67V107H65L63 104H62ZM113 99V101L111 102V100ZM170 99H171V101H170ZM178 99V100H177ZM190 99V100H189ZM201 99V100H200ZM228 99H230V100H228ZM10 100V101H9ZM15 100V101H14ZM21 100H22V102H21ZM27 100V101H26ZM34 100H37V101H39V102H37V101H34ZM66 100V101H65ZM70 100V101H69ZM87 100V101H86ZM96 100V101H95ZM101 100H102V102H101ZM116 100V101H115ZM128 100V101H127ZM136 100V101H135ZM153 100V101H152ZM184 101L183 103L184 104H182L181 103V101ZM185 100H187V101H185ZM227 100V101H226ZM245 102H244V101ZM5 101H7V102H5ZM12 101V102H11ZM18 101V102H17ZM45 102V103H42V102ZM48 101V102H47ZM51 101L52 102H54V104L56 105L57 103H59V101H61L60 102V104H58V105H54L53 103H51ZM55 101H56V103H55ZM92 101V102H91ZM100 101V102H99ZM107 101H109V102H107ZM146 101V102H145ZM158 101V102H157ZM170 101V102H169ZM173 101V102H172ZM177 101V102H176ZM201 101L204 103H201ZM226 101V102H225ZM242 101V102H241ZM247 101V102H246ZM4 102V103H3ZM24 102H26L25 104H24ZM84 102H86L87 103V105H85L86 103H84ZM94 102V103H93ZM124 102H125V104H124ZM143 102V103H142ZM163 102H165V103H163ZM172 102V103H171ZM180 102V103H179ZM201 103V105H199L200 103ZM264 102V101H263ZM12 103V104H11ZM31 103V104H30ZM38 103V104H37ZM71 103V104H70ZM89 103V104H88ZM90 103H91V105H90ZM99 103V104H98ZM137 103V104H136ZM140 103V104H139ZM146 103V104H145ZM158 105H157V104ZM191 103H192V105H191ZM1 104H3V105H5L4 107H3V105H1ZM32 104H33V107H32ZM35 104V105H34ZM41 106H40V105ZM72 104H74L75 106H77V107H75V106H72V107H75V109H76V113L74 112L75 110L74 109H72L71 108V106H69V105H72ZM77 104V105H76ZM95 104V105H94ZM110 105V104H114L113 105V107H112V105H110L111 107H112V109H110L109 108V106L108 105ZM119 104V105H118ZM121 104H123V105H121ZM167 104V105H166ZM173 104H174V106H173ZM217 104V105H216ZM234 104V105H233ZM236 104V105H235ZM241 104V108L239 107V105ZM11 105H13V106H11ZM26 105V106H25ZM38 107H37V106ZM48 107H47V106ZM90 105V106H89ZM99 105V106H98ZM105 107H104V106ZM120 105H121V107H120ZM127 106V107H125V106ZM130 105H132V106H130ZM136 105H138V106H136ZM148 105H149V107H148ZM160 105V106H159ZM161 105H162V108H161ZM181 105H183V106H181ZM191 105V106H190ZM216 105V106H215ZM233 105V106H232ZM264 105V104H263ZM10 106V107H9ZM15 106V107H14ZM23 106H25V107H23ZM31 106V107H30ZM51 106V107H50ZM60 106V107H59ZM91 107L90 108V110H89V107ZM100 107L101 109H102V111L103 112H105L104 114H103V112L101 111L100 112V108H96V107ZM117 106H119L118 108H116ZM143 108H142V107ZM145 106V107H144ZM157 106H159V107H157ZM169 106V107H168ZM196 108V110L195 109H193L194 107ZM205 106V107H204ZM217 106V107H218ZM232 106V107H231ZM238 106V107H237ZM244 106V107H243ZM40 107V108H39ZM64 108V110L63 111H65V112H63V111H61V112H63V113H59L60 112V108ZM78 107H79V109H78ZM86 107H87V109H86ZM94 109H93V108ZM104 107V108H103ZM134 107V108H133ZM151 107V108H150ZM153 107V108H152ZM155 107H156V109H155ZM163 107H165V108H163ZM176 107V108H175ZM183 107V108H182ZM186 107V108H185ZM210 107L211 108H214V107H212V104L210 105ZM235 107V109H233ZM246 107V108H245ZM12 108V109H11ZM14 108V109H13ZM28 108V109H27ZM31 108H33V110L31 109ZM36 108V109H35ZM43 108H44V110H43ZM56 108V109H55ZM66 108H68V109H66ZM69 108L70 109H72V110H74V111H72L71 113H70V111L71 110H69ZM83 108V109H82ZM108 108V109H107ZM114 108H116V110L114 109ZM120 108V109H119ZM123 108H125V109H123ZM139 108V112L137 111V109ZM146 108V109H145ZM185 108V109H184ZM199 108V109H198ZM200 108H202V109H200ZM205 108V109H204ZM210 108V109H211ZM214 108V109H215ZM222 108V107H221ZM231 110H230V109ZM238 108V109H237ZM6 109H7V111H6ZM17 109L18 110H20V111H17ZM26 109V110H25ZM55 109V110H54ZM110 109V110H109ZM131 109V110H130ZM163 109L165 110L166 109V113H165V111H164V115H168V116H171V118H173V119H171V121L169 122V123H167V125H165V126H167L166 127V129L168 130H170V132L168 133V131L167 130H163V128H162V126H163V122L160 120V117H155L154 115H156V113H158L159 112V115H161V114H163V113H161L162 111H163ZM190 109V110H189ZM214 109H213V111H214ZM233 109V110H232ZM237 109V110H236ZM239 109H240V112L242 111V113H244V114H242L241 113V115L240 114H238L239 113ZM11 110H13V112L11 111ZM27 111L28 110V113L27 112H25V111ZM35 110V111H34ZM68 110V111H67ZM94 110V111H93ZM99 110V111H98ZM124 110V111H123ZM140 110H142V112L140 111ZM150 110V112H147V111H149ZM158 110V111H157ZM170 110H174V113H175V115H174V113H173V111L171 112ZM178 110V111H177ZM217 110V109H216ZM245 110V111H244ZM24 113V115H23V113ZM34 112V113H31L30 114V112ZM42 111H44V112H42ZM49 111V112H48ZM52 111V112H51ZM88 113V114H85L86 112ZM98 111V112H97ZM110 111V112H109ZM121 113H120V112ZM134 111H135V113H134ZM145 111H146V113H145ZM157 111V112H156ZM191 111V112H190ZM207 111H208V113H207ZM218 111V110H217ZM223 111H225V112H223ZM236 113H235V112ZM7 112V113H6ZM9 112V113H8ZM10 112H11V114H10ZM21 112V113H20ZM46 112H48V113H46ZM53 112H55L54 114H53ZM81 112H82V114H81ZM112 112V113H111ZM156 112V113H155ZM177 112V113H176ZM196 112V114H194ZM206 112V113H205ZM227 112V113H226ZM257 112H258V117L260 118V120H259V118H258V120H257V123L255 122L254 123V125H256V127H260V129L261 130H259V128H258V130L259 131H256L255 129V131L257 132V134L256 135H259V133L261 134V136H259V137H262V138H264V135H263V132L264 131H262V130H264V127L263 126H261V125H264V123H262V122H264V107H262V109L261 108H259V109H257ZM14 113V114H13ZM22 114V115H20V114ZM58 114V116H57V114ZM66 114V113H68V114H66V115H64V118H62L63 117V114ZM79 113V114H78ZM93 113V114H92ZM100 114V115H97V116H95L96 114ZM108 113V114H107ZM120 113V114H119ZM140 113H144V115L143 114H140ZM172 115H171V114ZM179 113V114H178ZM182 113V114H181ZM188 113V114H187ZM201 113V114H200ZM204 113V114H203ZM216 113L218 114V116H216ZM230 115H229V114ZM7 114V115H6ZM13 114V115H12ZM17 114H18V116H17ZM25 114L26 115H30V116H33L32 114H34V116L33 117H27V116H25ZM71 114V115H70ZM118 114V115H117ZM125 114V115H124ZM187 116H186V115ZM215 114V115H214ZM226 114V115H225ZM232 114H233V116H232ZM259 114H262V115H259ZM28 115V116H29ZM48 115V116H47ZM56 115V117H54ZM69 115L70 116H75V117H71V118H74V121H73V119H71L70 117H69ZM81 115V116H80ZM84 115V116H83ZM88 115H91V117L90 116H88ZM105 115V116H104ZM133 115V116H132ZM140 115V116H139ZM147 115V116H146ZM158 115V116H159ZM180 115V116H179ZM184 115V116H183ZM201 115L203 116V117H205V118H200L201 117ZM224 115L226 116V117H224ZM229 115V116H228ZM240 115V116H239ZM4 116V117H3ZM15 116V117H14ZM24 116L26 117V119H28V121L27 122H29V123H31V126H29V125H27V123H26V119H25V122H24ZM38 116V117H37ZM44 116V117H43ZM65 116H68L69 118H70V121L67 119V117H65ZM79 116V117H78ZM83 116V117H82ZM97 117V118H95V117ZM99 116V117H98ZM108 117V119H107V117ZM111 116V117H110ZM135 116V117H134ZM196 116H198V118H195ZM220 116V117H219ZM262 116H263V118H262ZM14 119H13V118ZM37 117V118H36ZM81 117V118H80ZM91 118V119H87V118ZM100 117H102L101 119H100ZM114 117V118H113ZM122 117V118H121ZM134 117V118H133ZM140 117H141V119H140ZM155 117V118H154ZM176 117V118H175ZM185 117V118H184ZM191 117V118H190ZM8 118H12L11 120L10 119H8ZM21 118H23V119H21ZM36 118V119H35ZM38 118H40L39 120H38ZM57 118V119H56ZM86 121H84L83 119ZM95 118V119H94ZM110 118H113V122H111L112 121V119H110ZM117 118V119H116ZM128 118V119H127ZM136 118V119H135ZM146 118H147V120H146ZM148 118L150 119L149 121H148ZM159 118V119H158ZM176 120H175V119ZM180 118H181V120H180ZM187 118V119H186ZM8 119V120H7ZM16 119V120H15ZM19 119V120H18ZM36 120V121H34V120ZM41 119H42V121H43V123L45 124H43V123H41L42 121H41ZM67 119V120H66ZM107 119V120H106ZM125 120V121H127L128 122V124L129 123H132V125L130 126V124H129V130L133 133V135L132 136H134V137H131V138H133L132 139V141L134 142H132L131 143V145L129 144V145H127V147H126V145H125V147L126 148H128V149H126L125 147H124V145H122L123 147H115V146H113L114 148H112L111 147V149L109 148L108 149V152H109V155L112 153L113 154V152H114V154L115 155H117V156H120L119 154H121L122 152H120V151H123V153L125 154H122V156H123V159H122V157L120 156V158L122 159V160H115V159H113V160H115V162L114 161H110L111 163L109 164L108 162H107V159H104V165H103V163H101L102 161H103V159L101 160V162L98 160V162H96V164L95 163H92V165L90 164H88V163H86V164H83V165H81L80 166V170L78 169V167H77V163H73V167H76V168H73L72 167V163H69L68 165L67 164H65L66 163V159L68 158V156H67V154L68 153H74V155H72L73 157H74V161H76V156L78 155V152H79V149H78V145H79V140H81L80 141V144L82 145L81 147H83V145L85 146H96L97 147V145H95L96 143H98V151L99 152H102L105 148H104V144L106 143V141H108L109 140V138H111L112 136H114V135H118L119 133H121L120 131H121V129H119V126H120V123H121V121L122 120ZM134 119V120H133ZM191 119V120H190ZM196 119V120H195ZM238 119V120H237ZM14 120H15V122H14ZM30 120V121H29ZM31 120H33L34 121V123H32L31 122ZM39 122H38V121ZM45 120V121H44ZM64 120V121H63ZM90 122H89V121ZM98 122H100V123H98ZM106 120V121H105ZM115 120V121H114ZM180 121V123H179V121ZM185 121L184 123H182L183 121ZM201 120V121H200ZM203 120V121H202ZM236 120V121H235ZM241 120V121H240ZM7 121L9 122H11V124H10V126H9V124L7 123ZM68 121H69V123H68ZM71 121L73 122V124H71ZM81 121H83V122H81ZM88 121V122H87ZM137 121V122H136ZM147 121V122H146ZM154 121V122H153ZM178 123H177V122ZM197 121H200V123L199 122H197ZM235 121V122H234ZM239 121V122H238ZM261 122V123H258V122ZM4 122V123H3ZM9 122V123H10ZM18 122H20V123H18ZM36 122H38V123H36ZM63 122H66L65 123V125H64V123ZM80 122V123H79ZM85 122V123H84ZM91 122H93L92 123V125L90 124ZM120 122V123H119ZM144 124H143V123ZM151 122V124H153V126L151 125V124H148V123H150ZM203 122V123H202ZM15 123V124H14ZM18 125H17V124ZM21 123H23V124H21ZM97 123V124H96ZM103 124V125H99V124ZM118 123V124H117ZM135 123V124H134ZM140 123V124H139ZM146 123V124H145ZM161 124V126H160V124ZM171 123H172V126L174 125V123H175V126H171ZM238 123H240V124H238ZM22 126H21V125ZM26 126H25V125ZM32 124H37L39 127H37V128H33V125ZM42 125V126H40V125ZM60 124H61V126H63V127H61L60 126ZM71 124V125H70ZM76 124H78V125H76ZM85 124V125H84ZM109 124H111L112 126H109V128L112 130V131H110V129L108 130L107 129V127H108V125ZM134 124V125H133ZM154 124L156 125V126H154ZM198 124H200V126H197ZM259 124V125H258ZM5 125V126H4ZM55 125H56V127H55ZM59 127H58V126ZM67 125V126H66ZM97 125H98V128H97ZM142 125H143V127H142ZM177 125V126H176ZM227 125V126H226ZM2 126H4V130H3V127ZM15 127L16 126V128L14 129V128H11V127ZM19 128H18V127ZM30 128H29V127ZM48 126H50V127H48ZM52 126V127H51ZM68 127V126H70V127H68V128H66V127ZM74 126H76V127H74ZM92 126H95V127H91ZM106 126V127H105ZM137 126H138V128H137ZM142 128H141V127ZM146 126V127H145ZM147 126H148V128L149 129H155L156 127L157 128H162L161 130L162 131H160L159 129H157L159 132H157V134H156V132H155V134L156 135H158V136H156V135H154V133L153 134H141V131L140 130H142L143 128H147ZM165 126H163V127H165ZM169 126V127H168ZM225 126V127H224ZM238 126V127H237ZM241 126V127H240ZM21 127H23V128H21ZM25 127H27L26 128V130H25ZM48 127V128H47ZM74 127V128H73ZM83 127V128H82ZM90 127V128H89ZM140 127V128H139ZM177 127V128H176ZM263 127V128H262ZM19 130H18V129ZM39 128V129H38ZM72 128V129H71ZM79 128H81V129H79ZM116 128V129H115ZM171 128V129H170ZM194 128H197L196 130L197 131H195V129ZM253 128H254V126H253ZM6 129V130H5ZM9 129V130H8ZM22 129V130H21ZM33 129H34V131H33ZM50 129V130H49ZM65 130V132L66 133H64V130ZM66 129H68L67 131H66ZM71 129V130H70ZM75 129V130H74ZM82 129L83 130H85L84 132L82 131ZM87 129V130H86ZM89 129V130H88ZM93 129V130H92ZM103 129V130H102ZM139 129V130H138ZM221 129H223V131L221 130ZM51 130H53V131H51ZM61 130L63 131V132H61ZM74 130V131H73ZM82 132H81V131ZM90 130H91V134H90V136H88L89 135V133H90ZM97 131V132H95V131ZM119 130V131H118ZM136 130V131H135ZM177 130V131H176ZM212 130V132H214ZM226 130V131H225ZM13 131H15V132H13ZM56 131V132H55ZM59 131L61 132V133H59ZM75 131H77V132H75ZM88 131V132H87ZM135 131V132H134ZM165 133H164V132ZM193 131V132H192ZM255 131H254V133H255ZM262 131V132H261ZM20 133V134H18V133ZM27 132V133H26ZM29 132H30V134H29ZM36 132V133H35ZM41 132V133H40ZM42 132L44 133V135H42ZM48 132H50V133H48ZM94 132V133H93ZM110 132V133H109ZM138 132V133H137ZM162 132V134H158V133H161ZM193 134H192V133ZM195 132V133H194ZM51 133H52V135H51ZM59 133V134H58ZM78 133H81V134H79L78 135ZM83 133H84V135H83ZM102 133V134H101ZM104 133V134H103ZM134 133H135V135H134ZM167 133V134H166ZM179 133H180V136H179ZM191 133V135H189ZM201 133V132H200ZM210 133V132H209ZM215 133V132H214ZM5 134V135H4ZM6 134H7V136H6ZM41 134V135H40ZM56 134V135H55ZM71 135V136H69V135ZM85 134H86V136H85ZM93 134V135H92ZM101 134V135H100ZM172 134H174V135H172ZM183 134H185V137H184V135H183V137H182V135ZM10 135V136H9ZM20 136V138H19V136ZM36 135V136H35ZM40 135V136H39ZM61 135V136H60ZM75 135V136H74ZM102 135H104V136H102ZM143 135V136H142ZM151 135V136H150ZM169 135V138L167 137V136ZM174 136V137H171V136ZM189 135V137H187ZM193 135V136H192ZM210 135V134H209ZM213 135V134H212ZM2 136V137H1ZM6 137V139H5V137ZM17 136V137H16ZM26 136V137H25ZM29 136H30V138H29ZM31 136H33V138L31 137ZM50 136V137H49ZM56 136V137H55ZM88 136V137H87ZM100 136V137H99ZM140 136V137H139ZM145 136H147V137H145ZM149 136V137H148ZM211 136V135H210ZM209 136V137H210ZM214 136V135H213ZM12 137V138H11ZM15 137H16V140H15ZM38 137V138H37ZM45 137V138H44ZM63 137H66V138H63ZM87 137V138H86ZM137 137V138H136ZM165 137H166V139H165ZM193 137V142H192V139H190V138H192ZM25 138H27V140H25ZM49 138V139H48ZM55 138V139H54ZM70 138V139H69ZM73 138V139H72ZM101 138V140H99ZM104 138V139H103ZM107 138V139H106ZM156 138V139H155ZM168 138V139H167ZM171 138H172V140L173 141H175V143L179 146L180 144H182V143H185L186 142V144H188V146L187 147H190V148H187L186 149V151H185V156H188L189 154L190 155H192L191 154V152L193 153V155H196V161H195V163L197 164L198 162V164L196 165L195 163L192 165L193 167H194V165H195V167L193 168L191 165L190 166H186V168L184 169V170H181V172H180V174L179 175H177V176H174L173 177V179L174 180H178V181H174L176 184L173 186V182H171V180H173L172 179V176H170L169 177V179L167 178L166 179V182L165 181H162L161 183H160V185H158V187H156L157 189H156V195L157 194H159V195H157L158 196V200L160 199V201H162V202H164L163 203V207L161 208V206H162V202H160V203H158L157 204V202H158V200H156L157 202L156 203H153V205L152 204H149L148 206H149V211H151L152 210V208H153V212L151 211V212H149V213H151L152 215H159L158 213H160L161 211H163V209L165 210L166 208H167V202L169 201V199H168V201H167V198L166 197H168V196H166V194H169V190L172 188V187H175L176 186V188H178L177 186H179V188L181 187V189H183V194L185 195V194H189V192L188 191H190V189H191V187L193 188V187H195V186H199V184L201 183V178L200 177H202L201 175H200V171H201V169H205L204 168V164H206V168L208 169V167H209V165H211V166H213V164L214 163H216L217 164V166H221V165H223V167H225V164L226 165H228V167H227V169H228V172H230V171H232V172H236L235 171V169L234 168H236L237 170H240L239 168H240V166H241V168H243V169H241L242 171L244 170H246V172H248L247 170L249 169V168H251V170L252 171H250L249 170V174L251 173V172H254L253 170H255L256 172H261L260 174H259V172L258 173H253V177H252V173H251V175H247V174H244L245 176H248L247 177V182L245 181V182H239V183H237V181L236 182H233L232 184L229 182V185H227V183H228V177H226V175H225V173H224V175H225V180H224V183H223V181H221L220 183H217L218 181H217V179L219 180L220 178L221 179H224V177H222V176H220V175H222L221 174V172H215V173H213V175H212V178L213 179H215L217 182H216V184H221L220 186L219 185H217V186H215L212 190H210V191H206V193H203L204 195L203 196H205L206 194V196L203 198V200H202V204L201 203H199V205L201 206V208H203V211L202 210H198V209H196V211L198 210L199 211V216H197L194 220H195V222L192 220H189V221H187V222H190V225L192 226V227H196V229H195V231L196 230H198V232H197V237H196V235H195V239H194V241H193V239H192V241L190 242L189 240H191L190 239V235L189 234H191V232L194 230V228H192V227H188L189 229H191V230H187V227H185L186 226V224H183V223H186V219H184L185 218V216L186 215H188V213L187 214H185L186 212H188L189 210L191 211V209H193V206H195V207H197V208H199L198 207V205L196 206V205H194L195 203H193V202H191L190 201V198L188 199V197H189V195L187 194V195H183L181 198H183L182 200H181V203H180V199H179V202H178V205H177V203L176 204H174L173 205V208L174 209H176V211H175V213H178V214H176V216H178V217H174V216H171L172 217V220H171V218L170 219H167V221H164V220H162V219H155V221L156 222H154V224H158L157 225V227H156V225L154 226V227H156V228H152V225H154L153 224V222H151L152 223V225H151V227L150 226H148V224L147 223H149V222H144L143 221V219H144V217H143V212H145V210H143V209H146V207H147V205H145V207L144 206H141L142 208H137V211H135V210H132V211H130V213H128L129 215H131V214H133L132 216H129L128 214H127V216H126V219L124 220V222H122V224L120 223V226H119V222L118 223H116L117 225L115 226V228H114V231H116V232H113V230H111L110 232H107L105 235H101V236H96V235H94V232H93V235L94 236H92L93 237V242L91 243L92 245L90 246L89 245V242H86L87 241V236L91 233V232H89V231H94V230H97V229H99L100 228V225H101V223H102V221H103V218H101L102 216H101V214L100 213H98V214H96L97 212H99V210H101L102 208H107V209H110L111 208V205L114 207V202H116L117 200H118V198L116 197V195H114L113 194V192L115 191H117V189H119L120 187H122L124 184H127L129 181H131V180H135V178H138V180H137V182L136 183H134V185L137 187H135L134 185L132 186V187H130V189L129 190H127V191H125V188H124V191L123 192H121L122 194H120V195H122V198L121 199H123V200H121L120 199V201L121 202H124L126 205H124V203L122 204V206L124 205V208H125V206H127L128 205V202H130V200L132 201L133 200V198H134V200L140 195V193L143 191V189H145L144 187H147V185H148V183H149V181L151 180V173L152 174H156L159 170H160V168H162V166H163V164L165 163V162H170V160H171V158L169 157L168 158V155H167V157H166V155L163 157V155L162 156H160V157H157L156 156V158L153 156V153L155 152V151H157V152H159L160 150H162L163 149V147H165L164 145H168L169 143H171V142H168L169 140H171ZM182 138V139H181ZM188 138V139H187ZM21 139V140H20ZM24 139V140H23ZM30 139V140H29ZM32 139V140H31ZM37 139H39V142L37 141ZM62 139V140H61ZM72 139V140H71ZM77 139H79L78 141H75V140ZM85 140V142H84V140ZM139 139V140H138ZM159 139V140H158ZM175 139V140H174ZM186 139V141H184L183 142V140H185ZM197 139V140H196ZM15 140V141H14ZM17 140H19V141H17ZM23 140V142H21ZM44 140V141H43ZM52 140H54V141H52ZM68 140V142H69V144H68V142H66V141ZM103 140H105V141H103ZM139 142H138V141ZM171 140V141H172ZM178 140V141H177ZM180 140V141H179ZM245 140H247V141H245ZM253 140V141H252ZM10 143H9V142ZM12 141V142H11ZM14 141V142H13ZM28 141H29V143H28ZM32 141V142H31ZM65 141V142H64ZM86 141H87V143H86ZM101 141V142H100ZM131 141V140H130ZM137 141V142H136ZM154 141V142H153ZM156 141H161V142H156ZM172 141V142H173ZM188 141V142H187ZM244 141V142H243ZM5 142H7V143H5ZM16 142V143H15ZM20 142V143H19ZM51 142V143H50ZM55 142H58L57 144H54V145H52L53 143H55ZM73 144H72V143ZM90 142V143H89ZM91 142H93V143H91ZM103 142V143H102ZM136 142V143H135ZM150 142H151V144H150ZM164 143V145L163 146H161L163 143ZM178 142L180 143V144H178ZM190 142V143H189ZM205 142V143H204ZM220 142V141H219ZM246 142V143H245ZM2 143H4V144H2ZM13 143H14V147L12 146L13 145ZM19 143V144H18ZM23 145H22V144ZM27 143V144H26ZM42 143V144H41ZM60 143V144H59ZM65 143V144H64ZM67 143V144H66ZM78 144V145H76V144ZM128 143H130V142H128ZM127 143V144H128ZM141 143V144H140ZM149 143V144H148ZM160 144V146H159V144ZM245 143V144H244ZM258 143H260V144H258ZM8 144V145H7ZM29 144V145H28ZM32 144V145H31ZM41 144V145H40ZM44 144H46V145H48L47 147L46 146H44ZM101 144V145H100ZM135 144V145H134ZM139 144H140V146H139ZM143 144V145H142ZM185 144V145H186ZM207 144V145H206ZM244 144V145H243ZM21 145V146H20ZM28 145V146H27ZM36 145V146H35ZM51 145V146H50ZM59 145H61V146H59ZM64 145V146H63ZM74 145V146H73ZM136 145H137V147H136ZM150 145V146H149ZM154 145V146H153ZM175 145V144H174ZM177 145H175V146H177ZM192 147H191V146ZM204 145V147H202ZM223 145L225 146V148H226V145L223 143ZM247 145V147H244V146H246ZM4 146V147H3ZM6 146V147H5ZM8 146H12L13 148H14V151H13V148L12 147H8ZM20 147V148H18V147ZM25 146V149L23 148ZM33 146L36 148H34V149H32L33 148ZM54 146V147H53ZM71 147V149H70V147ZM142 146V147H141ZM155 146H157V147H155ZM8 147V148H7ZM51 147H52V150H50L51 149ZM65 147H68V148H66V149H64ZM75 147H77V148H75ZM79 147H80V145H79ZM144 147L146 148V150L144 149ZM259 147V149L258 150H255L254 148H258ZM5 148V149H4ZM9 148L10 149H12V150H9ZM18 148V149H17ZM27 148V149H26ZM41 148V149H40ZM73 148V149H72ZM103 148V149H102ZM119 148H120V150H119ZM157 148V149H156ZM223 148V149H222ZM252 148V149H251ZM32 149V150H31ZM44 149H46V150H44ZM56 149V150H55ZM126 149V150H125ZM138 149V150H137ZM158 149H159V151H158ZM195 149H197V152L195 151ZM198 149H199V151H198ZM17 150V152H15ZM23 150V151H22ZM26 150H28V151H26ZM34 150V151H33ZM38 150V151H37ZM70 152H69V151ZM75 150H77V152L75 151ZM111 150V151H110ZM114 150V151H113ZM143 150V151H142ZM150 150H152V151H150ZM221 150H223L224 152H222ZM241 150H242V152H244V150H245V155L247 154L248 155V153H251L252 155L251 156H253V154L254 155H256L257 154V156L259 157H261L262 159H263V162H262V164L263 165H261L260 163H258V161L260 162V160L262 161V159H260V158H257L258 159V161L256 162V161H252V160H254V158L255 157H251V159H250V162L252 163V165L249 163V165H251V166H255V168H252L251 166H247V164L245 163V162H243L242 161V159H244L243 157L244 156H242V152H241ZM249 150H251V152L249 151ZM261 150H262V148H261ZM10 151V152H9ZM46 151H47V153H46ZM72 151V152H71ZM105 151V150H104ZM120 153H119V152ZM134 151V152H133ZM138 151V152H137ZM189 151H190V153H189ZM238 151V152H239ZM252 151H253V153H252ZM254 151L256 152V154L254 153ZM12 152V153H11ZM14 152V153H13ZM19 152H20V154H19ZM23 152V153H22ZM31 152V153H30ZM34 152V153H33ZM131 152H133L132 153V155H131ZM139 152L141 153V154H143V155H141V154H139ZM198 152H199V154H198ZM217 152V153H216ZM221 152H222V154H221ZM4 153V154H3ZM18 153V154H17ZM30 153V154H29ZM51 155H50V154ZM65 153V154H64ZM72 153V154H73ZM76 153H77V155H76ZM187 153V154H186ZM204 153H207V154H205L204 155ZM210 153V154H209ZM212 153V154H211ZM16 154V155H15ZM22 154V155H21ZM25 154V155H24ZM43 154V155H42ZM45 154V155H44ZM49 154V155H48ZM113 154V155H114ZM135 154V155H134ZM137 154V155H136ZM213 154H214V156L217 154V155H219L220 154V156L219 157H221V158H217V155L215 156V158H213L214 156H213ZM28 155V156H27ZM65 155H66V157H65ZM88 155V154H87ZM114 155V156H115ZM127 155V156H126ZM202 155L203 156H205V157H202ZM209 155H212V157L211 156H209ZM244 155V154H243ZM245 156V158L247 157L248 158V156ZM8 156V157H7ZM12 156V157H11ZM16 156V160L14 159V157ZM23 156V157H22ZM31 156V157H30ZM45 156H47V158L45 157ZM51 156V157H50ZM58 156V157H57ZM62 156L64 157L63 159L65 160H63V159H61L62 158ZM202 157V158H200V157ZM229 156H230V154H229ZM233 156V155H232ZM231 156V157H232ZM234 156H236V155H234ZM256 156V157H257ZM21 157V158H20ZM138 158L139 160H141V161H147L146 159L147 158H150V160H148L149 161V163L148 164H146V167L145 168H139L138 170H136V169H131L130 171H128V172H125L124 170H123V166H124V164H126V163H130V162H128V161H132L133 160V158ZM142 157V158H141ZM147 157V158H146ZM152 157H154V158H152ZM182 157V156H181ZM212 159H211V158ZM249 157H250V154H249ZM7 158V159H6ZM20 160H19V159ZM31 158V159H30ZM38 158H42L41 159V162H40V164L38 163L37 164V162H39L38 160H40V159H38ZM51 158V159H50ZM57 158H59V159H61V160H59V159H57ZM86 158V157H85ZM115 158V157H114ZM118 158V157H117ZM125 158H126V160H125ZM146 158V159H145ZM185 158V157H184ZM187 159L189 158V157H186ZM185 158V159H186ZM198 158V159H197ZM229 158V157H228ZM240 158V159H239ZM247 158H246V160L245 161H248L247 160ZM4 159V160H3ZM13 159H14V161H13ZM17 159H18V161H17ZM37 159V160H36ZM57 159V160H56ZM108 159H111V158H108ZM153 159V160H152ZM160 160V161H157V160ZM209 159H210V161H209ZM26 160V161H25ZM28 160V161H27ZM42 160H45V161H42ZM112 160V159H111ZM218 160V161H217ZM49 161V162H48ZM59 161V162H58ZM117 161V162H116ZM119 161V162H118ZM123 161H127V162H124L123 163ZM152 163H151V162ZM212 161V163H210ZM222 161V162H221ZM228 161V162H227ZM3 162V163H2ZM15 162V163H14ZM26 162H27V166L25 165L26 164ZM65 162V163H64ZM164 162V163H163ZM226 162V163H225ZM249 162V161H248ZM5 163V164H4ZM24 163V164H23ZM45 163V164H44ZM53 163V164H52ZM151 163V167H149L150 164ZM159 163V164H158ZM162 163V164H161ZM210 163V164H209ZM230 163V164H229ZM256 163H258L257 165H258V167H257V165H256ZM1 164H3L4 166L2 167V165ZM14 164V165H13ZM20 164L23 166H20ZM64 166H63V165ZM199 164H201V165H199ZM203 164V165H202ZM216 164H214V165H216ZM233 164H235L236 166H238V167H236V166H234V168H233ZM246 164V165H245ZM35 165V166H34ZM42 165V166H41ZM44 165V166H43ZM49 165H50V167H49ZM54 165V166H53ZM58 165V166H57ZM97 166V168H96V166ZM111 165H112V167H111ZM159 165V166H158ZM208 165V166H207ZM230 165V166H229ZM18 166V167H17ZM26 166V167H25ZM30 166H31V168H30ZM40 166V167H39ZM68 166V167H67ZM69 166H70V169H69ZM82 166H83V168H82ZM90 166H91V169H90ZM153 166H157L156 167V169H155V167H153ZM10 167V168H9ZM14 167V168H13ZM16 167H17V169H16ZM56 167V168H55ZM87 167H88V169H87ZM104 167H106V168H104ZM185 167V166H184ZM190 167V168H189ZM247 167V168H246ZM9 168V169H8ZM13 168V169H12ZM23 168V169H22ZM35 168V169H34ZM40 168V169H39ZM51 168H53V169H51ZM71 168H72V170H71ZM149 168V169H148ZM245 168V169H244ZM259 168V169H263V170H258L257 171V169ZM19 169V170H18ZM22 170V172H23V175H22V173L20 172L21 170ZM30 169H32V170H30ZM48 169H49V174L46 172V171H48ZM58 169H59V173H58ZM60 169H61V171H60ZM74 169V170H73ZM101 169V170H100ZM125 169V168H124ZM183 169V168H182ZM199 169V170H198ZM11 170V171H10ZM64 170V171H63ZM68 170V171H67ZM71 170V171H70ZM81 170H82V172H81ZM88 170H90V171H88ZM99 170V171H98ZM110 170H116L117 172V175H116V178H114L113 180H111V181H109V182H107L106 184L107 185H104L103 187H101L100 188V190H99V192L96 194V195H92V201L93 200H95V199H97V201H94V204H93V206H96V208L94 207V210H92V213L94 214V220L93 221H96L95 223H98L99 222V219L100 220H102V221H100L98 224H95V223H92L93 224V226H92V224H89V223H87V221H85V218H86V220H87V216H89V214H86V213H84V214H82V213H80V208H81V206H83L84 204H85V202L87 201V203L88 202H92V201H89V198H87V197H85L84 196V193L82 194V190H81V188H80V185L79 184H81V182L82 183H84V182H88L89 180H90V178H92V177H95V176H99L100 175V173H106V171L108 172V171H110ZM143 170V171H142ZM145 170H147L149 173H150V176H147V175H149ZM191 170L193 171V172H195V170L198 172V174H199V176L200 177H197L196 178V180H195V177L194 178H191L192 179V181H191V179H190V177H189V173L191 172ZM202 170V171H203ZM43 171V172H42ZM52 171V172H51ZM86 171V172H85ZM144 171H145V173H144ZM184 171H186V172H184ZM227 171V170H226ZM243 171V172H244ZM38 172H39V174H40V176H39V174H38ZM55 174H54V173ZM61 172H63V173H61ZM67 172V173H66ZM73 172V173H72ZM79 172V173H78ZM119 172V173H118ZM135 172V173H134ZM197 172H195L196 174H197ZM26 173V174H25ZM28 173V174H27ZM51 173V174H50ZM83 173H85V174H87V175H85V174H83ZM93 173H95V174H93ZM122 173V174H121ZM127 173V174H126ZM188 173V174H187ZM194 173V174H195ZM223 173V172H222ZM236 173H238V171L236 172ZM239 173H242V172H239ZM245 173V172H244ZM30 174V175H29ZM59 174V175H58ZM68 176H67V175ZM73 174V175H72ZM81 174H82V176H81ZM139 174V175H138ZM193 174V173H192ZM193 174V175H194ZM195 174V175H196ZM217 175V176H215V175ZM257 174V175H256ZM259 174V175H258ZM4 176V178H3V176ZM5 175H6V177L8 178V179H6L5 178ZM28 175V176H27ZM35 175V176H34ZM42 175H44V176H42ZM74 176L75 175V177H71V176ZM130 176V177H128L127 178V176ZM192 175V176H193ZM223 175V176H224ZM255 175V176H254ZM34 176V177H33ZM46 176V177H45ZM52 176V177H51ZM57 176V177H56ZM59 176H61V178L59 177ZM65 176H67V177H69V178H67V177H65ZM85 176V177H84ZM138 176V177H137ZM141 177V179H140V177ZM181 176H182V178H181ZM187 178H186V177ZM249 176H251V178L249 177ZM261 176H263V177H261ZM13 177V178H12ZM15 177V178H14ZM17 177V178H16ZM45 177V178H44ZM50 177V178H49ZM89 177V178H88ZM121 179H120V178ZM133 177V178H132ZM177 177V178H176ZM220 177V178H219ZM2 178V179H1ZM9 178H10V181H9ZM12 178V179H11ZM28 179V180H25V179ZM48 178V179H47ZM53 178V179H52ZM55 178H57V179H59V181H57L58 183H60L59 185H57L58 183L57 182H55ZM63 178V179H62ZM78 178V179H77ZM122 178H123V180H122ZM126 178H127V180H126ZM200 178V179H199ZM227 178V179H226ZM249 178V179H248ZM15 179V180H14ZM24 179V180H23ZM40 179V180H39ZM63 181H62V180ZM66 179V180H65ZM69 179V180H68ZM77 181H76V180ZM131 179V180H130ZM180 179H182V180H180ZM189 179V181H187ZM199 179V180H198ZM212 179V180H213ZM220 179V180H221ZM250 179H251V181L252 180H254V181H250ZM3 180H5V181H3ZM30 180H36V181H40V183H38L37 182V184L35 185V184H33L32 182L31 183H29L28 181H30ZM45 180V181H44ZM49 180V181H48ZM74 180V181H73ZM116 180H117V182H116ZM141 180V181H140ZM194 180V181H193ZM227 180V181H226ZM9 181V182H8ZM21 181H22V183H21ZM51 181L53 182V183H51ZM67 183H66V182ZM71 181V182H70ZM181 181H183V183L181 182ZM5 182H8V183H6L5 184ZM10 182H12L11 183V186L9 185L10 184ZM15 182V183H14ZM20 182V183H19ZM48 182V183H47ZM63 182H65V183H63ZM114 182V183H113ZM122 184H121V183ZM146 182V183H145ZM180 182V183H179ZM195 182H199V184L197 185ZM261 182V183H260ZM17 183H19V185L17 184ZM48 185H47V184ZM55 183H57V184H55ZM116 183V185H113V184H115ZM143 183H144V185H143ZM166 183H168L167 185H166ZM187 183H190V184H187ZM246 183H249V185L248 184H246ZM256 183V184H255ZM17 184V185H16ZM21 184V185H20ZM24 186H23V185ZM28 184H29V187H28ZM31 184H32V187H31ZM67 184V185H66ZM72 184V185H71ZM146 184V185H145ZM180 184V185H179ZM186 184V185H185ZM191 184H194V185H191ZM215 184V185H216ZM56 187H54V186ZM75 185H77V188H76V186ZM119 185V186H118ZM226 185V186H225ZM10 186V187H9ZM34 186V187H33ZM57 186H59V187H57ZM79 186V187H78ZM106 186V188H104ZM111 186V187H110ZM113 186H114V188H113ZM162 186H165V189L162 187ZM183 186V187H182ZM188 186H190V187H188ZM232 186H234L233 188L235 189H233L232 188ZM251 186V187H250ZM262 186V187H261ZM20 187V188H19ZM25 187V188H24ZM28 187V188H27ZM42 187V188H41ZM43 187L45 188V190H47L48 192V195H47V193H46V191L43 189ZM55 189H54V188ZM63 187H65V188H63ZM71 187H72V189H71ZM124 187V186H123ZM122 187V188H123ZM160 187H162V188H160ZM171 187V188H170ZM187 187V188H186ZM6 190L5 192H4V190ZM7 188V189H6ZM13 188V189H12ZM136 188V189H135ZM168 188V189H167ZM252 188H254V189H252ZM261 188V189H260ZM8 189H11V190H8ZM20 189H21V191H20ZM31 189L32 190H34V193H35V195H34V193H32L31 192ZM58 189V190H57ZM76 189V190H75ZM106 189H109L108 191H106ZM112 191H111V190ZM114 189V190H113ZM162 189H164L163 191H162ZM16 190V191H15ZM40 190V191H39ZM60 190V191H59ZM136 190V191H135ZM168 190V191H167ZM184 190H185V192H184ZM260 190H263V191H260ZM10 191V192H9ZM73 191H75V192H73ZM132 191V192H131ZM164 191H166V193H164ZM226 191V193H224ZM234 191V192H233ZM235 191H237V193H235ZM253 191V192H252ZM259 192V194H257L258 192ZM8 194H7V193ZM29 192V193H28ZM39 192H41V194L39 193ZM53 192V193H52ZM58 192H61V193H58ZM64 192V193H63ZM106 192V193H105ZM108 192V193H107ZM110 192V193H109ZM118 192V191H117ZM126 192V193H125ZM129 192V193H128ZM158 192V193H157ZM168 192V193H167ZM182 192V191H181ZM208 192V193H207ZM223 192V193H222ZM5 193H6V195H7V197H6V195H5ZM22 193V194H21ZM52 193V194H51ZM136 193V194H135ZM164 193V194H163ZM212 193V194H211ZM216 193V194H215ZM229 193H230V195H229ZM233 195H232V194ZM251 193H255L256 194V197L254 198V199H252V195H251ZM2 194V195H1ZM28 194H29V196H28ZM32 194V195H31ZM54 194H56L55 196H54ZM65 194H67V195H65ZM79 196H78V195ZM99 194V195H98ZM103 194V195H102ZM108 194V195H107ZM112 194V195H111ZM213 194H215V195H213ZM254 194V195H255ZM47 195V196H46ZM52 197H51V196ZM72 195H73V199H72ZM131 195V196H130ZM209 195H213V197L214 196H217V197H214L216 200H217V198H219V200H218V204H216L215 202H214V204L211 202V200H212V197H209ZM238 195H240V196H238ZM245 195V196H244ZM251 195V196H250ZM40 196V197H39ZM42 196V197H41ZM51 197V199H50V197ZM63 197V198H61V197ZM68 196V197H67ZM76 196V197H75ZM84 196V197H83ZM99 196H101V197H99ZM115 198H114V197ZM130 196V197H129ZM137 196V197H136ZM202 196V197H203ZM219 196V197H218ZM231 196V197H230ZM258 196H259V198H258ZM263 196V198H261ZM5 197H6V199H5ZM39 197V198H38ZM55 197V198H54ZM98 197V198H97ZM103 197V198H102ZM112 197V198H111ZM125 197V198H124ZM165 197V198H164ZM228 198V199H225V198ZM249 197H251V198H249ZM11 198V199H10ZM47 198H48V200H47ZM59 198V199H58ZM78 200H76V199ZM78 198H80V199H78ZM83 198V199H82ZM132 198V199H131ZM210 198V199H209ZM225 199V201L226 202H223L224 200H222V199ZM231 198V199H230ZM233 198V199H232ZM245 198V199H244ZM44 199H46V201L44 200ZM53 199V200H52ZM57 199H58V201L60 202V203H63V204H61V206H60V208L58 209V210H55L54 208L52 209L51 208V210L49 209L51 206V204L53 205V203L55 202V201H57ZM67 199H69L68 201H67ZM102 199H103V201H102ZM107 200V201H105V200ZM128 199H129V201H128ZM220 199H221V201H220ZM244 199V200H243ZM250 199V200H249ZM40 200V202H38ZM52 200V201H51ZM55 200V201H54ZM110 200V201H109ZM166 200V201H165ZM189 200V201H188ZM208 200V201H207ZM231 200V201H230ZM235 200V201H234ZM237 200H238V202H237ZM242 200H243V202H242ZM245 200H247V201H245ZM27 203V204H25V202ZM34 201H37L36 202V204L34 203ZM71 201V202H70ZM80 201V202H79ZM101 201L103 202V203H101ZM113 201V202H112ZM184 201V202H183ZM207 201V202H206ZM7 202V203H6ZM14 202H16V203H14ZM48 202V203H47ZM68 202H69V204H68ZM74 202V203H73ZM77 202H79V203H77ZM105 202H106V204H105ZM107 202H111L110 204L109 203H107ZM166 202V203H165ZM182 202L187 206V207H185V205L184 204H182ZM186 202V203H185ZM219 202H221V203H219ZM231 202V203H230ZM242 202V203H241ZM14 203V204H13ZM46 205H45V204ZM81 203V204H80ZM100 203V204H99ZM180 203V204H179ZM192 203V204H191ZM205 203H208L207 204V206L208 207H206V205H205ZM226 203H227V205H226ZM235 203H236V205L237 206H239L240 208H238V209H240V211L239 210H237V207H236V210H234L235 209V207H234V209H233V206L235 205ZM238 203V204H237ZM248 203V204H247ZM22 204V205H21ZM23 204H25V206L23 205ZM39 204V205H38ZM49 204V205H48ZM101 204H104V206L102 205V207H101ZM161 204V205H160ZM209 204L211 205V206H209ZM213 204V205H212ZM222 204V205H221ZM225 204V205H224ZM246 206H245V205ZM40 205H41V207H43L44 209H45V211L43 210V209H41V207H40ZM151 205V206H150ZM154 205H156V207L154 206ZM180 205H183V206H180ZM203 205V206H202ZM214 205H216L215 207H214ZM222 207H221V206ZM232 205V206H231ZM256 207H255V206ZM260 205V206H259ZM3 206H5L4 208H5V210L2 208ZM14 206V207H13ZM18 206V207H17ZM26 206H30V207H33V208H35L36 207V209H34V211L32 210L29 214H26V215H23L22 216V213H21V211H23V209H25L26 208ZM50 206V207H49ZM66 207V208H62V207ZM70 206V207H69ZM108 206V207H107ZM180 206V207H179ZM251 206V207H250ZM12 207V208H11ZM47 207H49V208H47ZM155 207V208H154ZM183 207H185V208H187V209H183ZM194 207V208H195ZM218 207V208H217ZM260 207L262 208V209H260ZM15 208V209H14ZM17 208H19V209H17ZM20 208H22V209H20ZM183 209V210H180L179 211V209ZM200 208V209H201ZM208 208V209H207ZM210 208V209H209ZM217 208V209H216ZM229 210H228V209ZM10 209V212H12V214L8 211ZM11 209H13V211L11 210ZM27 209V208H26ZM25 209V210H26ZM49 209V210H48ZM65 209H66V211H65ZM74 209V210H73ZM76 209V210H75ZM127 209V208H126ZM156 209H159V210H156ZM161 209V210H160ZM219 209V210H218ZM225 209V210H224ZM231 209H233V211L231 210ZM40 212H39V211ZM68 210H71L72 212H74V213H76L75 215H74V213L72 214V218H71V221L70 222H72V226H73V228H71V229H74V230H71V229H69V233L67 232V233H64V235H62L63 234V214H64V212H67ZM141 210H143V211H141ZM245 210V211H244ZM6 211H7V216L6 215H4L5 213H6ZM44 211V212H43ZM53 213H52V212ZM140 211V212H139ZM185 211V212H184ZM202 211V212H201ZM235 211H239V213L238 212H236L235 213ZM257 211V213H255ZM17 212V213H16ZM20 212V213H19ZM58 212L60 213V214H58ZM139 214H138V213ZM201 212V213H200ZM215 212H216V214H215ZM225 212V213H224ZM228 212V213H227ZM235 214H234V213ZM242 214H241V213ZM251 213V215H250V213ZM10 213V214H9ZM34 213H35V215H34ZM39 213V214H38ZM45 213H47V215H49L48 217L49 218H47V215L45 214ZM50 213V214H49ZM56 213L58 214V215H56ZM135 213H137V214H135ZM213 213V214H212ZM234 215H233V214ZM238 213V214H237ZM253 213H255L256 215H253ZM15 214V215H14ZM25 214V213H24ZM40 214H42V215H40ZM53 214L55 215V217L53 218ZM78 214V215H77ZM141 214V215H140ZM205 214V215H204ZM222 214V215H221ZM224 214H225V216H224ZM228 214H230V215H228ZM237 214V215H236ZM239 214H241V215H239ZM262 214H263V217H262ZM46 215V216H45ZM61 215H62V217H61ZM82 215V216H81ZM84 215V216H83ZM100 215V216H99ZM145 215V214H144ZM180 215H181V217H180ZM197 215V214H196ZM195 215V216H196ZM250 215V216H249ZM258 215V216H257ZM261 215V216H260ZM4 216V217H3ZM13 216H15V217H13ZM32 216V217H31ZM60 218H59V217ZM100 218H99V217ZM140 216V219L138 220V217ZM194 216V217H195ZM204 216V217H203ZM207 216V217H206ZM233 216H234V218H233ZM236 216V217H235ZM260 216V217H259ZM16 217H18V218H16ZM43 217V218H42ZM81 217H85L84 219L83 218H81ZM131 218L133 221H132V223H130V221L128 222V218ZM142 217V218H141ZM208 217H209V219H208ZM220 217V218H219ZM243 217V218H242ZM256 217V218H255ZM1 218H3V220L1 219ZM30 218H31V220H30ZM39 218V219H38ZM47 218V219H46ZM97 218V220H95ZM160 218H164V217H160ZM167 218V217H166ZM248 218V220H246ZM16 219H17V221H16ZM18 219H19V221H18ZM43 219V220H42ZM53 219V220H52ZM58 219H59V221H58ZM76 219H78V221L76 220ZM131 219H129V220H131ZM134 219H136V221L134 220ZM179 219H180V221L181 222H183L182 224L183 225H181V222L179 221ZM219 219V220H218ZM222 219H224V220H222ZM228 219H229V221H228ZM236 219V220H235ZM251 219V220H250ZM32 220H35V221H33V223L32 224H34V227H33V225H31V222H32ZM39 220H41V222L39 221ZM51 220V221H50ZM57 220V221H56ZM75 220V221H74ZM240 220V221H239ZM6 221H7V223H6ZM12 221V222H11ZM21 221V222H20ZM26 221V222H25ZM53 221H54V223H53ZM83 221L86 223V224H84L83 223ZM138 221H141V222H138ZM154 221V220H153ZM226 221H227V223H226ZM241 221H242V224H241ZM247 221V222H246ZM260 221L262 222V223H260ZM11 222V223H10ZM38 222V223H37ZM75 222V223H74ZM79 222V224H77ZM134 222H136L135 224H139V225H135L134 224ZM144 222V226L145 227H147V228H145L144 226V228L145 229H147V230H149V231H146V232H143V231H139V232H137V233H135L134 235H132V236H128L129 234H130V231H132V230H134L135 228H137L138 226H140L142 223ZM157 222H159V223H157ZM160 222H166V223H164V224H166V225H164L163 223H160ZM173 222V223H172ZM191 222H193V223H191ZM236 222H238V223H236ZM253 222V223H252ZM9 223V224H8ZM14 225H13V224ZM26 223H27V225H26ZM47 223H48V225H47ZM55 223H57V224H55ZM58 223L60 224V225H58ZM151 223H149V224H151ZM174 223H175V225H174ZM180 223V224H179ZM206 223V224H205ZM210 223V224H209ZM215 223V224H214ZM231 223V224H230ZM233 223H234V225H233ZM55 224V226H53ZM71 224V223H70ZM82 224H84V225H82ZM95 224V225H94ZM123 224H125V226L123 225ZM173 226H172V225ZM201 224H202V226H205V228H202V226H201ZM204 224V225H203ZM245 224V225H244ZM248 224V225H247ZM5 225V226H4ZM8 225V226H7ZM22 225H23V227H22ZM36 225V226H35ZM76 225V226H75ZM82 225V227L80 228V226ZM97 225V227H96V229H94L95 228V226ZM123 225V226H122ZM258 226V227H255V226ZM263 225V226H262ZM7 226V228L5 229V228H3V227H6ZM17 226V227H16ZM21 226V227H20ZM53 226V227H52ZM131 226H132V229H131ZM134 226V227H133ZM176 226V227H175ZM2 227V228H1ZM8 227H10V228H8ZM14 227H16V229H14ZM26 227V228H25ZM57 229H56V228ZM58 227H61V228H58ZM87 227V228H86ZM90 229H89V228ZM125 227V228H124ZM127 227V228H126ZM142 227V228H143ZM167 227V228H166ZM175 227V228H174ZM29 228V229H28ZM33 228V229H32ZM52 228V229H51ZM53 228H55V231L54 232H56V234H54V232H52L54 229ZM77 228V229H76ZM78 228H79V230L81 231V232H78L79 230H78ZM83 228V229H82ZM144 228L143 229H141V227H139V228H137V229H141V230H144ZM152 228V229H151ZM157 228H158V230H157ZM159 228H161V230H160V232H159ZM168 228H170V230H172V231H168L169 229ZM179 228H180V230H179ZM198 228V229H197ZM209 228V229H208ZM212 228V229H211ZM234 228V229H233ZM244 228V229H243ZM260 228V229H259ZM261 228H262V231H261ZM48 229H49V231H48ZM87 229V230H86ZM92 229V230H91ZM163 229V230H162ZM183 229V230H182ZM203 229V230H202ZM220 229V230H219ZM6 230H8V231H5ZM11 230V231H10ZM52 230V231H51ZM124 230V231H123ZM126 230H127V232H126ZM157 230V231H156ZM182 230V231H181ZM187 230V231H186ZM208 230V231H207ZM213 230V231H212ZM225 230V231H224ZM119 231H120V233H119ZM123 231V232H122ZM150 231H152L149 235H152L151 237L153 238V239H151V237L149 236L148 237V235H146L147 233H149ZM164 231V232H163ZM218 231V232H217ZM229 231V232H228ZM246 231V232H245ZM34 232V231H33ZM46 232V233H45ZM48 232V233H47ZM52 232V233H51ZM58 232V233H57ZM60 232L62 233L61 235H60ZM73 232H75V234L78 236L77 238H76V236L74 237V234H73ZM119 234H118V233ZM129 232V233H128ZM165 232L168 234H165ZM171 232H173V233H171ZM183 232V233H182ZM223 232V233H222ZM226 232V233H225ZM7 233H10V237H8L9 235L7 234ZM12 233V234H11ZM44 233L45 234H49L48 236H49V238L47 237V235H45V237H44ZM50 233L52 234L51 236H50ZM70 233H71V235H70ZM82 233H84V234H82ZM87 233V234H86ZM110 233V235H108ZM123 233H127V234H123ZM140 233H141V236L143 235L144 236V238H142L141 236H139L140 235ZM175 233V234H174ZM188 233V234H187ZM229 233V234H228ZM244 233V234H243ZM246 233V234H245ZM260 233V234H259ZM32 234V233H31ZM40 234V233H39ZM54 234V235H53ZM67 236H66V235ZM117 234H118V237H117ZM154 234H157L158 235V238H155L156 237V235L155 236H153ZM167 235V236H165V235ZM176 234H177V236H176ZM185 234V235H184ZM242 234V235H241ZM248 234V235H247ZM3 235V236H2ZM8 235V236H7ZM85 235V237L83 238V236ZM87 235V236H86ZM131 239L130 241L131 242H133V241H135V242H137V245H139L138 247H137V245H136V243H134L133 242V244L131 243V242H128V240H129V238L127 237V236ZM175 237H174V236ZM192 235H194L193 233H192ZM214 235V236H213ZM245 235H246V237H245ZM7 236V237H6ZM59 236V237H58ZM72 236V239H74V241L71 239H69V237H71ZM104 236V237H103ZM111 236V237H110ZM124 236V237H123ZM126 236V237H125ZM164 237L165 239L164 240H162L163 238L162 237ZM202 236L206 239H202ZM208 236H210V237H208ZM218 236V237H217ZM231 236V237H230ZM243 236V237H242ZM43 237V238H42ZM50 237H51V240H53V241H50L49 239H50ZM58 237V238H57ZM82 238V239H79V238ZM96 239H95V238ZM108 237V239H105V238H107ZM135 237V238H134ZM186 237V238H185ZM201 237V238H200ZM1 238H3V240L1 239ZM10 238V239H9ZM57 238V239H56ZM77 240H76V239ZM109 238H111V239H113V241L115 242V243H120V240H123L122 242L123 243H121V244H119V245H121L122 246V250H120L118 253L119 254H110L109 255V252H107L106 250H108V248L106 247V245L109 247V246H111L112 245V243L113 242H111V241H109ZM119 238H120V240H119ZM178 238H179V240H178ZM189 238V239H188ZM191 238H192V236H191ZM198 238V239H197ZM225 238L227 239V240H225ZM256 238V239H255ZM7 239H9V240H7ZM59 239V240H58ZM68 239V240H67ZM79 239V240H78ZM83 239H86L85 241L83 240ZM95 239V240H94ZM98 239V240H97ZM99 239H102L103 241H105L104 243L103 242H101ZM133 239V240H132ZM142 239H148L147 241H144L143 240V244L145 245V246H143V244H142ZM177 239V240H176ZM213 239L215 240V241H213ZM243 239H244V241H243ZM6 240V241H5ZM83 240V241H82ZM127 240V241H126ZM170 240V241H169ZM174 240V241H173ZM3 241L5 242L4 244H3ZM77 241V242H76ZM99 241V242H98ZM157 241H158V243L160 242L161 243V241H167V242H165L164 244H160L159 243V245H161V246H157L158 245V243H157ZM207 241V242H206ZM227 241V242H226ZM229 241V242H228ZM71 243V245L70 244H68V243ZM79 242V243H78ZM80 242H83V243H80ZM85 242V243H84ZM94 242H95V246L93 247V245H94ZM110 242V243H109ZM149 242V243H148ZM198 242V243H197ZM214 242L215 243H217V244H214ZM248 242V243H247ZM260 242V243H259ZM6 243H8V244H6ZM9 243H10V245L12 246H9ZM87 243V244H86ZM103 243V244H102ZM128 246V248H127V246H125V244ZM155 243V245H156V247H155V245H153V244ZM167 243V245H165ZM177 243H178V245H177ZM188 243V244H187ZM195 243V244H194ZM202 243V244H201ZM231 243H233V244H231ZM242 243V245H240ZM40 244H38V247L40 246ZM85 245V247H84V245ZM114 244V243H113ZM142 244V245H141ZM147 244V245H146ZM149 244V245H148ZM174 244V245H173ZM194 244V245H193ZM210 244V245H209ZM219 244V245H218ZM7 246V248L5 247V246ZM51 245V246H50ZM123 245H124V247H123ZM132 245V246H131ZM162 245H165V246H163L162 247ZM171 245V246H170ZM193 246L192 248H190V246ZM198 247H197V246ZM244 245V246H243ZM17 246V250H16V247ZM106 248H105V247ZM147 246H151V248L152 247H154L155 248V250H152V252H153V255L151 256V254H152V252L150 253V252H148V250L146 251V249L144 248V247H147ZM218 246V247H217ZM224 246V247H223ZM256 246V247H255ZM262 246V247H261ZM5 247V249H3ZM52 247V248H51ZM86 247H88L89 249H87ZM91 247V248H90ZM97 247V248H96ZM129 247L131 248V249H133L134 251H132V253H133V256L129 253L130 251L128 250L129 249ZM139 247L141 248V250L139 249ZM177 247H179V249L177 248ZM201 247V248H200ZM230 247V248H229ZM9 248H12V249H9ZM28 248V247H27ZM96 249V251H94V249ZM157 248H158V250H157ZM197 248H198V250H197ZM218 248V249H217ZM236 248V251L234 250ZM237 248H238V250H237ZM255 248H256V250H255ZM45 249V250H44ZM66 249H70L68 252H67V250ZM148 249H149V247H148ZM167 249V250H166ZM200 249V250H199ZM213 249V250H212ZM223 249V250H222ZM241 249V250H240ZM10 250V251H9ZM15 250V251H14ZM44 250V251H43ZM50 250L52 251V252H50ZM186 250H188V251H186ZM192 250V251H191ZM202 250V251H201ZM228 252H227V251ZM232 250V251H231ZM254 250V251H253ZM257 250H260V251H262L263 250V252L261 253L260 251L258 252ZM12 251V252H11ZM55 251V250H54ZM122 251V252H121ZM137 251V252H136ZM169 251V252H168ZM172 251H174V252H172ZM180 251V252H179ZM182 251V252H181ZM184 251V252H183ZM207 251V252H206ZM217 251H219L218 253H217ZM3 252V253H2ZM27 252V253H26ZM48 252V253H47ZM72 252V253H71ZM123 252H124V254H123ZM142 254V252H143V254L145 255V256H147V257H145L143 254H142V256H140V254ZM147 252V253H146ZM157 252V253H156ZM195 252V253H194ZM200 252V253H199ZM223 252H224V255H223ZM236 252V253H235ZM256 252V253H255ZM26 253V254H25ZM52 253V254H51ZM54 253V254H53ZM71 253V254H70ZM126 253V254H125ZM162 253V254H161ZM176 254V257H175V254ZM183 253V254H182ZM185 253V254H184ZM194 253V254H193ZM203 253H204V255H203ZM226 253V254H225ZM255 253V254H254ZM259 253V254H258ZM41 254H43V255H41ZM46 254H50V256L49 255H46ZM75 254V255H74ZM136 254V255H135ZM169 254V255H168ZM186 254H188V255H186ZM209 254V255H208ZM221 254V255H223V256H220L219 257V255ZM236 256H235V255ZM245 254H247V255H245ZM260 254H261V256H260ZM32 255V256H31ZM70 255V256H69ZM74 255V257L72 258V256ZM113 255V256H112ZM125 255V256H124ZM127 255H128V257H127ZM135 255V256H134ZM139 255V256H138ZM162 255V256H161ZM194 255V256H193ZM199 255H201V256H199ZM212 255V256H211ZM240 255V256H239ZM245 255V256H244ZM252 255H254V256H252ZM11 256H12V254H11ZM17 256V255H16ZM26 257V259H25V257ZM54 256V257H53ZM70 258H69V257ZM82 256V257H81ZM84 256V257H83ZM107 256V257H106ZM112 258H111V257ZM120 256V258H117V257H119ZM129 256L131 257L132 256V258H134V260L132 259V258H129ZM153 256H154V258H153ZM171 256H173V257H171ZM180 256H181V258H180ZM184 256H186V257H184ZM206 256V257H205ZM210 258H212V259H209V257ZM214 256V257H213ZM243 256H244V258H243ZM24 257V259H25V262H23V260L24 259H22ZM28 257H29V259H30V262H29V259H28ZM33 257V258H32ZM144 257V258H143ZM164 257V258H163ZM200 257H204V258H200ZM223 257V258H222ZM31 258H32V261H31ZM45 258H47V259H45ZM56 258V257H55ZM82 258V259H81ZM150 260H149V259ZM198 258V259H197ZM206 258V259H205ZM219 258H220V260H219ZM222 258V259H221ZM229 258V259H228ZM234 258V259H233ZM37 259V261H35ZM49 259V261H48V263H47V260ZM111 259V260H110ZM132 259V261H129V260H131ZM155 259V260H154ZM168 259V260H167ZM172 259V260H171ZM181 261H180V260ZM244 259L245 260H247V262H245L244 263ZM255 259V260H254ZM8 260V261H7ZM15 262H14V261ZM17 260V261H16ZM20 260L22 261V262H20ZM43 260H45L46 261V263H45V261H43ZM54 260V261H53ZM73 260H75V261H73ZM79 260V261H78ZM106 260H107V262H106ZM150 261V263H149V261ZM157 260V261H156ZM159 260V261H158ZM200 260V261H199ZM217 260V261H216ZM229 260H230V262L231 263H229ZM236 260H238V261H236ZM259 260V261H258ZM261 260V261H260ZM10 261V262H9ZM57 261V260H56ZM78 261V262H77ZM104 261H105V263H104ZM121 261V262H120ZM124 261V262H123ZM139 261V262H138ZM165 261V262H164ZM242 261V262H241ZM12 262V263H11ZM14 262V263H13ZM32 262V263H31ZM35 262V263H34ZM126 262V263H125ZM130 262V263H129ZM142 262V263H141ZM182 262V263H181ZM185 262V263H184ZM196 262V263H195ZM226 262H224L223 264H225ZM261 262V263H260ZM38 263H36V264H38ZM51 263V264H52ZM57 263V262H56ZM55 262L53 263V264H56Z\"/></svg>",
    "mask_w": 264,
    "mask_h": 264
},
{
    "label": "bare ground",
    "instance_id": "2",
    "mask_svg": "<svg viewBox=\"0 0 264 264\" xmlns=\"http://www.w3.org/2000/svg\"><path fill=\"white\" fill-rule=\"evenodd\" d=\"M27 1H29V2H27ZM40 1H41V0H40ZM43 1H47V0H43ZM69 1H71V0H62V1H61L62 6L66 5V3L69 2ZM73 1H74L75 3H76V1H77L78 3L81 4L82 2H80V1H83V0H73ZM85 1H86V0H84V2H85ZM88 1H89V0H88ZM96 1H97V0H96ZM101 1H102V0H101ZM113 1H114V0H113ZM126 1H128V0H126ZM131 1L134 2V0H130V1H128V2H131ZM138 1H140V0H138ZM142 1H143V0H142ZM145 1H146V0H145ZM150 1H152V0H150ZM150 1L147 0V2H150ZM157 1H158V0H156V1L154 0V2L152 1V2H153V6L156 5ZM170 1H171V0H170ZM172 1H173V0H172ZM177 1H178V0H177ZM190 1H191V0H190ZM192 1H193V0H192ZM194 1H195V0H194ZM199 1H203V0H199ZM209 1H210V0H209ZM212 1H213V0H212ZM212 1H211L210 3H212ZM218 1H219V0H218ZM218 1H217V2H218ZM223 1H224V0H223ZM226 1H227V0H226ZM243 1L246 3V0H242V2H243ZM253 1H254V0H253ZM26 2H27L28 4H31V3H30V0H0V7H2V9H0V10H3L4 8H5V10H6V9H12V10H13L14 7L17 8V7H19V6H20V8H21L22 6H24V4H26ZM31 2H32V1H31ZM54 2H58V1H54ZM71 2H72V1H71ZM84 2H83V4H84ZM124 2H125V0H124ZM135 2H136V1H135ZM155 2H156V3H155ZM159 2H161V1H159ZM162 2H163V1H162ZM173 2H174V1H173ZM179 2H180V1H178L177 4H180ZM182 2H183V1H182ZM186 2H187V1H186ZM215 2H216V0H214V3H215ZM219 2L221 3V1H219ZM230 2H234V1L231 0ZM230 2H227V3L231 4ZM251 2H252V0H251ZM255 2H256V1H254V3H255ZM34 3H35V2H34ZM34 3H32L31 5H34ZM87 3H88V2H87ZM90 3H91V1H90ZM90 3H88V4L91 5L90 7H92L93 10L96 9V7H97L98 4H99L98 2H96V4L98 3L97 5H95L94 3H91V4H90ZM100 3H101V2H100ZM114 3H115V1H114ZM114 3H113V4H114ZM125 3H127V2H125ZM167 3H168V2H167ZM169 3L171 4V2H169ZM175 3H176V2H175ZM190 3H192V2H190ZM195 3H196V2H195ZM195 3H194V4H195ZM206 3H208V2L206 1ZM245 3H244V4H245ZM252 3H253V2H252ZM252 3H249V4H252ZM13 4H14L15 6H14ZM28 4H26V6H27ZM59 4H60V3H59ZM61 4H60V5H61ZM69 4H71V3L69 2ZM76 4H77V3H76ZM107 4H108V3H107V1H106V2H105V6H106V8H107V6H108V8H109V10H110V6L107 5ZM143 4H144V3H143ZM165 4H166V3H165ZM165 4H164V5H165ZM172 4H173V3H172ZM202 4H203V2H202ZM212 4H213V3H212ZM212 4H211V6H212ZM241 4H242V3H241ZM249 4H248V5H249ZM255 4H256V3H255ZM255 4H253V6H254ZM56 5H57V4H55V3H51V4H47V3H46V4H45L44 2H42V3L38 4L37 6H34V7H33V8H34V10H33L34 12H33L32 10H31V11L33 12V14H34L33 16H35L36 19H38L39 16H40L41 14H42L41 16H43V13H44V12H45V14L47 13L48 16H49L50 18L52 17V19H53L54 16L57 15V10H56L57 7H56ZM77 5H78V4H77ZM84 5H86V4H84ZM100 5H101V4H100ZM127 5H128V4H127ZM145 5H146V4H145ZM145 5H143V6H145ZM150 5H151V4H150ZM158 5H159V3H158ZM162 5H163V4H162ZM167 5H168V4H166V6H167ZM182 5H183V4H182ZM188 5H189V4H188ZM203 5H204V4H203ZM209 5H210V4L208 3V5L206 4V6L201 7V8H202V9H204L205 7L208 8ZM219 5H220V4H219ZM222 5H223V3H222ZM233 5H234V4H233ZM233 5H232V7H233ZM237 5H238V2H237ZM245 5H246V4H245ZM256 5H257V4H256ZM260 5H262V3H261V4H258V6H260ZM10 6H13V7H10ZM16 6H17V7H16ZM86 6H88V5H86ZM125 6H126L125 4L122 5V2L117 3V4L115 3L114 8L112 9V14L116 17V20H117V16H118V18H123V19L128 18L129 14H128V12H127ZM134 6L136 7V9H137L138 7L140 8V4L138 5V7H137V4L134 5ZM134 6H133V7H134ZM143 6H142V8H144ZM146 6H147V5H146ZM159 6L161 7V5H159ZM166 6H165V7H166ZM168 6H169V5H168ZM179 6H181V5H179ZM193 6H194V5H192V7H193ZM197 6H198V5H197ZM220 6H221V5H220ZM225 6H226V5H225ZM225 6H223V7L225 8ZM235 6H236V5H235ZM239 6H240V5H239ZM3 7H4V8H3ZM8 7H9V8H8ZM29 7H30V6H29ZM55 7H56V8H55ZM58 7H60V6H58ZM66 7H67V6H66ZM88 7H89V6H88ZM102 7H103V6H102ZM128 7H129V6H128ZM151 7H152V5H151ZM169 7H171V6H169ZM184 7H185V6H184ZM184 7L181 6V8H183V9H184ZM195 7H196V6H195ZM198 7H199V6H198ZM198 7H197V8H198ZM216 7H217V8H216ZM250 7H251V6H250ZM33 8H32V9H33ZM97 8H98V7H97ZM139 8H138V9H139ZM148 8H150V7H148ZM157 8H158V7H157ZM171 8H173V10L178 9V8H176L174 5H173V7H171ZM175 8H176V9H175ZM185 8H186V7H185ZM201 8H198V9L200 10ZM215 8L218 9V4L215 5ZM227 8H228V6H227ZM233 8H234V7H233ZM243 8H244V6H243ZM253 8H254V7H253ZM21 9H22V8H21ZM58 9H59V8H58ZM63 9H65V8H62V10H63ZM67 9L69 10V6L66 8V11H64V12H67ZM100 9H101V7H100ZM144 9H145V8H144ZM159 9H160V8H158V10H157V9H156V10L159 11ZM168 9H169V8H168ZM187 9H188V8H187ZM187 9H186L185 11H187ZM216 9H215V10H216ZM219 9H221V8H219ZM238 9H239V8H238ZM245 9H246V8H245ZM245 9H243V10H245ZM255 9H256V8H255ZM257 9H258V8H257ZM17 10H18V9H17ZM27 10H28V6H27ZM107 10H108V9H107ZM107 10H106V11H107ZM109 10H108V11H109ZM149 10H151V9H147L146 11H149ZM160 10H161V9H160ZM173 10H172V11H173ZM189 10H190V8H189ZM191 10H192V9H191ZM210 10H211V9H210ZM215 10H214V8H213L212 11L215 12ZM232 10H235V12H236V9H232ZM243 10H242V12L245 13L246 11L244 12ZM9 11H10V10H9ZM59 11L61 12V10H59ZM59 11H58V12H59ZM79 11H80V10H79ZM100 11H102V10H100ZM134 11H135V10H134ZM136 11H137V10H136ZM138 11H139V10H138ZM141 11L143 12V10L140 9V12H141ZM151 11H152V10H151ZM169 11H170V10H169ZM169 11H168V12H169ZM177 11H179V9H178ZM180 11H181V10H180ZM182 11H183V10H182ZM204 11H205V9H204ZM206 11H207V14L210 13V12H208V11H209V8H208V10H206ZM217 11H218V10H217ZM223 11H224V9L221 10L222 13H223ZM237 11H238V10H237ZM239 11H240V10H239ZM248 11H249V8H248ZM248 11H247V12H248ZM251 11H253V10H251ZM28 12H29V11H28ZM82 12H83V11H82ZM103 12H104V11H103ZM142 12H141V14H144V13H142ZM144 12H145V11H144ZM149 12H150V11H149ZM163 12H164V11H163ZM165 12H166V11H165ZM165 12H164V13H165ZM170 12H171V11H170ZM170 12H169V13H170ZM192 12H193V11H192ZM194 12H196V11H194ZM219 12H220V11H219ZM219 12H217V13H219ZM225 12H226L227 15L229 14L227 11H225ZM231 12H232V11H231ZM231 12H230V13H231ZM235 12L233 11L232 14H234ZM240 12H241V11H240ZM255 12H256V11H255ZM4 13H5V11H4ZM6 13H7V14H6ZM6 13L3 14L2 16H5V15H8V14H9L7 10H6ZM29 13H30V12H29ZM84 13H85V12H84ZM94 13H95V12H94ZM158 13H159V12H158ZM172 13H173V12H172ZM172 13H171L170 15H172V17H174ZM174 13H175V12H174ZM180 13H181V12H178V15H179ZM188 13H190V12L188 11ZM196 13H197V12H196ZM196 13H195V14H196ZM204 13H205V12H204ZM217 13H216V14H217ZM236 13H238V12H236ZM243 13H242V14H243ZM10 14H11V11H10ZM10 14H9V15H10ZM12 14H13V13H12ZM78 14H79V13H78ZM97 14H98V13H97ZM134 14H135V12H134L132 15H134ZM146 14H148V12H147ZM146 14H145V15H146ZM154 14H156V13H154ZM154 14H153V16H154ZM165 14H166V13H165ZM190 14H191V13H190ZM198 14H199V13H198ZM205 14H206V13H205ZM205 14H204V15H205ZM247 14H252V12H251V13L248 12ZM256 14H257V13H256ZM258 14H259V13H258ZM263 14H264V13H263ZM263 14H262V15H263ZM9 15H8V16H5V17H1V18H0L1 21H3L4 19H6V17H7V19L4 20V21H7V22H8V20L12 19V17H11L10 19L8 18ZM81 15L84 16V14H82V13L80 12V15H79V16H81ZM95 15H96V14H95ZM102 15H103V16H102L103 18H107V17H104L105 14L102 13ZM180 15H181V14H180ZM182 15H183V13H182ZM202 15H203V14H202ZM219 15H220V14H219ZM230 15H231V14H230ZM238 15H239L238 17H239V19H240V16H241V15H240L239 13H238ZM245 15H246V14H245ZM253 15H254V14H253ZM0 16H1V15H0ZM11 16H13V15H11ZM15 16H16V15H15ZM15 16H14V18H15ZM25 16H26V15H25ZM33 16H32V18H33ZM48 16H46V17H48ZM83 16L81 17L82 19H84ZM100 16H101V13H100ZM108 16H109V15H108ZM136 16H137V15H136ZM138 16H142V15H138ZM138 16H137V17H138ZM153 16H152L151 13H150V18L153 17ZM176 16H177V14H176ZM176 16H175V17H176ZM189 16H190V15H189ZM223 16H224V15H223ZM223 16H221V18H222ZM234 16H237V15H234ZM16 17H17V16H16ZM72 17H74V16L72 15ZM75 17H76V16H75ZM98 17H99V16H98ZM109 17H110V16H109ZM137 17H133V18H134V19H135V18L137 19ZM145 17H146V16H145ZM148 17H149V15H148ZM154 17L157 18V16H154ZM159 17H161V16L159 15ZM159 17H158V18H159ZM168 17H169V14H168ZM177 17H178V16H177ZM179 17H180V16H179ZM179 17L177 18V19H180V20H178V22L181 21L182 16H181V18H179ZM183 17H185V16H183ZM187 17H188V16H187ZM192 17H193V16H192ZM201 17H202V16H201ZM207 17H208V16H207ZM207 17H206V18H207ZM213 17H214V15H213ZM215 17H216V16H215ZM226 17H227V16H226ZM232 17H233V16H232ZM232 17H231V18H232ZM238 17H235V18L237 19ZM245 17H247V16H245ZM248 17H249V16H248ZM248 17H247V18H248ZM26 18H27V17H25V19H26ZM28 18H29V15H28ZM56 18H58V16H57ZM77 18L79 19L80 17L77 16V17H76V20H77ZM86 18H87V17H86ZM103 18H102V19H103ZM142 18H143V16H142ZM156 18H155V19H156ZM194 18H195V17H194ZM198 18L201 20L200 17H198ZM198 18H197V21H198ZM206 18H205V19H206ZM221 18H220V19H221ZM231 18H228V19H231ZM233 18H234V17H233ZM243 18H244V17H243ZM252 18H253V17H252ZM252 18H251V19H252ZM254 18H255V17H254ZM254 18H253V19H254ZM39 19H40V18H39ZM44 19H46V18H44ZM44 19H42V17H41L40 20H44ZM82 19H81V21H84V20H82ZM87 19H88V18H87ZM98 19H99V18H98ZM146 19H148V18H146ZM146 19H145V20H146ZM162 19H163V18H162ZM164 19H165V16H164ZM168 19H169V18H168ZM177 19H176V18H175V19H174V18H173V19L171 18V21H170V19H169V22H170V23L173 22V23H172L173 26H174V23H175V25H178V24H176V23H178V22H177ZM207 19H208V18H207ZM223 19H224V18H223ZM245 19H246V18H245ZM245 19H242V20H245ZM249 19H250V18H249ZM255 19H256V18H255ZM12 20H14V19H12ZM20 20H21V18H20ZM46 20H48V19H46ZM68 20H69V19H68ZM68 20H67V21H68ZM70 20H72V19L70 18ZM85 20H86V19H85ZM107 20H109V19L107 18ZM127 20H128V19H127ZM130 20H131V19H130ZM137 20H138V19H137ZM156 20H158V19H156ZM165 20H166V19H165ZM174 20H175V21H174ZM215 20H217V18L214 19V22H215ZM233 20H235V19H232V20H229V21L231 22V21H233ZM240 20H241V19H240ZM240 20H239V21H240ZM259 20H260V19H259ZM1 21H0V23H1ZM4 21H3V22H4ZM10 21H11V20H10ZM21 21H22V20H21ZM48 21H51V20H48ZM74 21H75V20H74ZM78 21H80V20H78ZM86 21H88V20H86ZM86 21H85V22H86ZM90 21H91V20H90ZM99 21H100V20H99ZM99 21H97V22H99ZM113 21H114V20H113ZM131 21H132V20H131ZM154 21H155V20H154ZM160 21H161V20H160ZM166 21H167V20H166ZM204 21H205V20H204ZM207 21H208V20H207ZM222 21H223V20H222ZM237 21H238V20H237ZM245 21H247V20H245ZM248 21H249V20H248ZM252 21H253V20H252ZM255 21H256V20H255ZM255 21H254L253 23H255ZM260 21H262V19H261ZM3 22H2V24H0V31H1V28H2V27H4V26H5V27H8V26H6L5 22H4V24H3ZM7 22H6V23H7ZM12 22H14V21H12ZM18 22H19V21H18ZM46 22H47V21H46ZM68 22H69V21H68ZM71 22H73V21H71ZM102 22H103V21H102ZM108 22H110V21H108ZM145 22H146V21H145ZM162 22H163V21H162ZM189 22H190V20H189ZM200 22H201V21H200ZM200 22H199V24H203V23H200ZM218 22H219V20H218ZM226 22L228 23V21L225 20L224 23L226 24ZM233 22L235 23V21H233ZM240 22H241V21H240ZM10 23H11V22H10ZM10 23H9V24H10ZM64 23H65V21H64ZM122 23H124V22H122ZM122 23H120V24L122 25ZM125 23H127V22H125ZM128 23H129V22H128ZM131 23H133V22H131ZM140 23H141V22H140ZM147 23L150 25V22H149V21H147ZM147 23H145V24H147ZM181 23L183 24V21H181ZM204 23H205V22H204ZM207 23H208V22H207ZM210 23H211V22H210ZM215 23H216V22H215ZM215 23H214V25H215ZM234 23H230V25H231V24H234ZM241 23H243V21H242ZM246 23H248V22H246ZM246 23H245V24H246ZM256 23H257V22H256ZM260 23H261V22H259V24H260ZM263 23H264V22H263ZM12 24H13V23H12ZM12 24H11V25H12ZM41 24H42V23H41L39 20H35V22H33V23H32L31 21L28 22V23H23V25H22L21 27H20V26L18 27L19 29L21 28L20 30L18 29L19 31H17V28H14V27H13L14 29H16L17 34H15L16 32H14V29L10 27V28L13 30L14 35H15V37L12 36L13 34L11 35V37H12L13 40H12L10 43H7V44L5 43V40H4V42H1V40H0V42L2 43V44L0 43V95H1L2 98H4V97L6 98V96H5V91H3V89H6L7 86H5L6 88L3 87V86H4V85H3V81H6V80H7V76H8V75H7V72H8L9 69H11V68H12V69H13V68H19V66H20V64H19L18 62H17V63H14V62H13V58H14V59H15V57H18V58L20 57V58H21V57H22V49H23V48H22V45H23V46H24V45H25V46L28 45V44H22V43H25V42H23V41H24L23 38L28 39V38H27V37H28L27 34H29V37H30V40H31V41H34V42L37 41V40L39 39V37H42V33H43V32H42L43 28H41V27H42ZM68 24H70V22H69ZM76 24H77V23H76ZM79 24H80V23H79ZM85 24H87V22H86ZM88 24H91V22L88 23ZM88 24H87V27H88ZM95 24H96V23H95ZM98 24H99V23H98ZM103 24H104V25H103L101 31H103L105 28L107 29V28L109 27L108 23L103 22ZM110 24H112V23H110ZM115 24H116V23H114V25H115ZM141 24H142V23H141ZM148 24H147V27H148ZM153 24H154V22H153ZM153 24H152V27H151V25H150V28H153V26L156 25V23H155V25H153ZM157 24H158V23H157ZM164 24H165V23H164ZM164 24H163V23H159V27H161V26L164 25ZM168 24H169V23H168ZM184 24H186V23H184ZM184 24H183V26H185V27L187 26V27H188V30H189V29L192 30V27H193V26H190L189 23H187L188 25H187V24L184 25ZM191 24H192V22H191ZM1 25H2V26H1ZM3 25H4V26H3ZM11 25H10V26H11ZM16 25H17V24H16ZM20 25H21V24H20ZM47 25H48V24H47ZM54 25H56V24H53V26H54ZM65 25H67V24H65ZM73 25H74V24H73ZM116 25H117V24H116ZM116 25H115V27H116ZM118 25H119V24H118ZM124 25H125V24H124ZM129 25H130V24H129ZM132 25H134V24H131V26H132ZM139 25H140V24H139ZM143 25H144V24H143ZM160 25H161V26H160ZM192 25H193V24H192ZM204 25H205V24H204ZM212 25H213V24H211V25L208 24V27H209V26L212 27ZM216 25H218V23H217ZM216 25H215L214 27H216ZM235 25H236V23H235ZM235 25H233V26H235ZM241 25H242V24H241ZM12 26H13V25H12ZM53 26H52V28H53V30H55V31H53V32L55 33L56 36H58V33H57V32L60 31V33H59V37H57V39L54 38V40L56 39L55 41H51L52 43H54V44H52V45H54V46L56 45V46H57V45L59 44L61 38H62L63 36H66V34H65L64 32L61 33V30H59V29H58V31H57L56 28H57L58 24H57V26H54V27H53ZM70 26H71V25H69V27H70ZM90 26H92V25H90ZM107 26H108V27H107ZM131 26H130V27H131ZM156 26H157V25H156ZM156 26H155V27H156ZM169 26H170V25H169ZM173 26H172V28L175 27V26H174V27H173ZM180 26L182 27V25H180ZM194 26H196V25H195V22H194ZM222 26H223V25H222ZM227 26H228V25H227ZM227 26H226V27H227ZM251 26H252L251 29H254L252 23H251ZM263 26H264V25H263ZM60 27L62 28V27H64V26H63V25H62V26L59 25V28H60ZM67 27H68V26H67ZM77 27H78V25L75 26V28H73V29L71 28V29H72L71 31H73V30L76 29ZM80 27H81V26H80ZM112 27H113V25H112ZM115 27H114V28H115ZM119 27H120V25H119ZM119 27H118V28H119ZM124 27H125V26H124ZM127 27H128V26H127ZM134 27H135V26H134ZM134 27H133V28H134ZM137 27H138V26H137ZM144 27H146V25H145ZM144 27L142 26L141 28H144ZM147 27H146V28H147ZM164 27H165V26H164ZM181 27H180V28H181ZM196 27H197V26H196ZM196 27H195V29H196ZM198 27H199V26H198ZM200 27H201V26H200ZM206 27H207V25H206ZM206 27H204V28H206ZM208 27H207V28H208ZM218 27H219V26H218ZM223 27H225V25H224ZM223 27H222V28H223ZM237 27H238V26H237ZM94 28H95V27H94ZM96 28H97V27H96ZM98 28H99V27H98ZM98 28H97V30H98ZM116 28H117V27H116ZM125 28H126V27H125ZM138 28H139V27H138ZM146 28H145V29H146ZM156 28H157V27H156ZM161 28H162V27H161ZM170 28H171V27H169L168 29L170 30ZM183 28H184V27H183ZM183 28H182V29H183ZM234 28H235V27H234ZM239 28H242V27H240V25H239ZM244 28H247V27H244ZM258 28H259V27H258ZM4 29H6V28H4ZM44 29H45V28H44ZM47 29H48V28H47ZM99 29H100V28H99ZM121 29H122V27H121ZM130 29H131V28H130ZM154 29H155V28H154ZM197 29H198V28H197ZM199 29H200V28H199ZM219 29H220V28H219ZM227 29H228V28H227ZM231 29H233V28H231ZM2 30H3V29H2ZM49 30H50V27H49ZM63 30H64V29H63ZM97 30H96V31H97ZM108 30H109V29H108ZM111 30H112V29H110V31H111ZM118 30H119V29H118ZM146 30H147V31H152V29L149 30V28H147ZM146 30H145V31H146ZM165 30H166V29H165ZM177 30H178V31H177ZM177 30L175 29L174 31L179 32V29H177ZM186 30H187V28H186V29L184 28V31H185V32H186ZM188 30H187V31H188ZM193 30H194V29H193ZM203 30H204V29H203ZM211 30H212V29H211ZM258 30H259V29H258ZM258 30H257V28H256L255 31H258ZM66 31H67V30H66ZM74 31H75V30H74ZM74 31H73V32H74ZM79 31H80V30H79ZM83 31H84V33H85L86 35L89 34V33H94V32H91V31H90V28H89V27L86 28V29L83 30ZM114 31H115V30H114ZM122 31H123V30H122ZM125 31H126V30H125ZM133 31H134V30H133ZM160 31H161V30H160ZM184 31L181 30V32H183V33H184ZM189 31H190V30H189ZM206 31H207V29H206ZM212 31H213V30H212ZM218 31H219V30H218ZM234 31L236 32V30H234ZM237 31L239 32L240 30H237ZM241 31H243V28L241 29ZM241 31H240V33H241ZM250 31H251V30H250ZM250 31H249V32H250ZM263 31H264V29H263ZM3 32H5V31H3ZM76 32H77V31H76ZM81 32H82V31H81ZM104 32H105V31H104ZM106 32H107V31H106ZM111 32H112V31H111ZM115 32H117V31H115ZM115 32H114V33H115ZM127 32H128V31H127ZM153 32H154V31L151 32L152 34L150 33V36L153 35ZM169 32H170V31H169ZM169 32H168V33H169ZM181 32H180V33H181ZM191 32H192V31H191ZM200 32H201V31H200ZM220 32H221V31H220ZM253 32H254V30H253L251 33H253ZM8 33H9V31H8V32H5V35H3V36H6V34H8ZM23 33H24V34L26 33L27 36L25 35L26 37H22V34H23ZM112 33H113V32H112ZM121 33H122V32H121ZM132 33L135 34L134 32H132ZM137 33H138V32H137ZM165 33H166V35H168L167 31H166ZM170 33H171V32H170ZM170 33H169V34H170ZM189 33H190V32H189ZM189 33H186V36L189 35ZM193 33L195 34V32H193ZM196 33H197V30H196ZM207 33H208V32H207ZM213 33L215 34L216 32H212V34H213ZM230 33H232V31H231ZM230 33H228V34H230ZM244 33H245V31H244ZM256 33H257V32H256ZM48 34H49V33H48ZM48 34L45 33V36L48 35ZM52 34H53V33H52ZM60 34H61L62 37L60 36ZM67 34H68V33H67ZM82 34H83V32H82ZM96 34H97V33H96ZM104 34H107V33H104ZM104 34H103V35H104ZM108 34L110 35V33H108ZM108 34H107V37H109ZM123 34H124V33H123ZM139 34H140V33H139ZM144 34H145V33H144V30H143V34H142V35H143V38L146 37V35H147V34H146V35L144 36ZM156 34H157V33H156ZM162 34H163V33H162ZM174 34H175V32H174ZM184 34H185V33H184ZM203 34H204V33H203ZM209 34H210V33H209ZM225 34H226V38H228L229 35H228V37H227V32H225ZM225 34H224V35H225ZM233 34H234V33H233ZM235 34H236V33H235ZM259 34H260V33H259ZM263 34H264V33H263ZM49 35H50V34H49ZM53 35H54V34H53ZM75 35L77 36L76 33H75ZM78 35H79V34H78ZM93 35H95V34H93ZM117 35H118V34H117ZM117 35H115V36H117ZM125 35H126V34H125ZM127 35H128V33H127ZM127 35H126V36H127ZM140 35H141V34H140ZM175 35H176V34H175ZM177 35H178V33H177ZM182 35H183V34H182ZM198 35H199V34H198ZM198 35H197V36H198ZM200 35H201V34H200ZM221 35H223V34H221ZM224 35H223V36H224ZM239 35H240V34H239ZM253 35H254V34H252L251 36H253ZM260 35H261V34H260ZM1 36H2V34H1ZM3 36H2V37H3ZM70 36H71V35H70ZM118 36H119V35H118ZM126 36H125V37H126ZM133 36H134V35H132V37H133ZM136 36H137V35H135V37H136ZM147 36H149V35H147ZM186 36H185V40H186ZM189 36H190V35H189ZM197 36H196V37H197ZM203 36H205V34H204ZM207 36H209V35H207ZM214 36H215V35H214ZM219 36H220V35H219ZM223 36H222V37H223ZM233 36H235V35H233ZM255 36H256V35H255ZM263 36H264V35H263ZM2 37H1V38H2ZM13 37H14V38H13ZM60 37H61V38H60ZM82 37H83V36H82ZM85 37H86V36H85ZM120 37H121V36H120ZM125 37H124V38H125ZM129 37H130V36H128V38H129ZM132 37H131V38H132ZM138 37H139V36H138ZM138 37H137V38H138ZM179 37H181V36H178L177 39H179ZM183 37H184V36H183ZM194 37H195V36H194ZM199 37H200V36H199ZM257 37H258V36H256V38H257ZM259 37H260V36H259ZM3 38H4V37H3ZM50 38H51V37H50ZM50 38H46V42H47V39H50ZM59 38H60V39H59ZM78 38H79V36H78ZM83 38H84V37H83ZM99 38H101V37L99 36ZM121 38H123V37H121ZM128 38H127V39H128ZM131 38H130V39H131ZM137 38H136V39H137ZM143 38H142V40H143ZM148 38H149V37H148ZM148 38H147V39H148ZM150 38H151V37H150ZM157 38H158V36H157ZM170 38H173V37L171 36ZM170 38H168V39L171 40ZM187 38H188V37H187ZM191 38H192V37H191ZM208 38H209V37H208ZM226 38H225V39H226ZM236 38H239L238 41H239L240 43L244 42V41H241V40H240V36H237ZM241 38H242V37H241ZM42 39H43V38H42ZM42 39H41V40H42ZM44 39H45V37H44ZM88 39H89V38H88ZM109 39L113 40V38H109ZM136 39H135V40H136ZM147 39H146V40H147ZM152 39H153V36H152ZM174 39H175V38H174ZM203 39H204V38H203ZM205 39H206V37H205ZM229 39H231V37H229ZM229 39H228V41H229ZM244 39H245V37H244ZM41 40H39V41H41ZM51 40H52V39H51ZM74 40H75V39H74ZM94 40L96 41V39H94ZM101 40H102V39H101ZM101 40H100V41H101ZM103 40H104V39H103ZM106 40H107V39H106ZM132 40H133V39H132ZM146 40H145V41H146ZM150 40H151V39H150ZM150 40H149V41H150ZM153 40H156V39H153ZM153 40H152V41H153ZM159 40H160V38H159ZM159 40H158V41H159ZM164 40H165V38H164ZM164 40H163V41H164ZM166 40H167V39H166ZM166 40H165V41H166ZM180 40H182V38H181ZM192 40H193V39H192ZM192 40H191V41H192ZM194 40L197 41L198 38H197V39L194 38ZM194 40H193V41H194ZM218 40H220V39H218ZM233 40H234V39H233ZM245 40H246V39H245ZM255 40H256V39H255ZM261 40H262V39H261ZM261 40H260V42H261ZM6 41H7V40H6ZM26 41H27V40H26ZM71 41L73 42V39H71ZM86 41H87V40H86ZM95 41H94V43H95ZM121 41H122V40H121ZM123 41L125 42L124 39H123ZM140 41H141V39H140ZM149 41H147V42H149ZM158 41H156V42H158ZM160 41H161V40H160ZM163 41H161V44H162ZM193 41H192V42H193ZM205 41H206V40H205ZM207 41H208V40H207ZM238 41H235V42H238ZM258 41H259V40H258ZM262 41H263V40H262ZM65 42H68V39H67V41H65ZM84 42H85V40H84ZM104 42H105V41H104ZM107 42L109 43V40H108ZM115 42H116V41H115ZM118 42H119V41H118ZM124 42H123V43H124ZM136 42H137V41H136ZM141 42H142V41H141ZM172 42H174V41L172 40ZM178 42H179V44H180V41H179V40H178ZM182 42H183V41H182ZM187 42H188V41H187ZM187 42H186V43H187ZM192 42H190L191 45L193 44ZM208 42H209V41H208ZM215 42H216V41H215ZM223 42H224V41H223ZM226 42H227V41H226ZM248 42H249V41H248ZM251 42H252V41H251ZM255 42H256V41H255ZM4 43H5V44H4ZM68 43H69V42H68ZM90 43H91V41H90ZM113 43H114V42H113ZM129 43H131V42H129ZM138 43H140V42H137V43H135V44H138ZM154 43H155V42H154ZM154 43H153V44H154ZM184 43H185V41H184ZM190 43H188V45H189ZM212 43H213V40H212ZM219 43H220V42H219ZM228 43H229V42H228ZM240 43H239V44H240ZM245 43H246V42H244V45H245ZM256 43H257V42H256ZM32 44H33V43H32ZM34 44L36 45V42H35ZM34 44L32 45L33 48L35 47ZM44 44H46V43H44ZM44 44L42 43V45H44ZM79 44H82V42H81V43H78V45H79ZM87 44H89V43L87 42ZM87 44H86V45H87ZM101 44H102V43H101ZM131 44H132V43H131ZM141 44H142V43H140V44H138V45L141 46ZM145 44H147V43H145ZM148 44H151V43H148ZM158 44H159V43H158ZM161 44H160V45H161ZM163 44H164V43H163ZM171 44H173V43H171ZM181 44L183 45V43H181ZM194 44H196V43H194ZM217 44H218V42H217ZM239 44H237V45H239ZM249 44H250V43H249ZM252 44H253V43H252ZM42 45H41V46H42ZM52 45H50V47H52ZM69 45H71V44L69 43ZM76 45H77V43H76ZM82 45H84V43H83ZM89 45H90V44H89ZM132 45H133V44H132ZM138 45H137L136 47H139V48H140L139 51H141V53H142V52H143L142 50H145V49H144V48L141 49V47L138 46ZM151 45H152V44H151ZM165 45L168 46V44H165ZM177 45H178V44H177ZM177 45L175 44L176 47H178ZM202 45H203V42H202ZM210 45H211V44H210ZM218 45H219V44H218ZM218 45H217V46H218ZM229 45H230V43H229ZM244 45H243V46H244ZM260 45H261V44L258 43V44H257V47L260 46ZM32 46H31V47H32ZM65 46H66V43H65ZM84 46H85V45H84ZM102 46H104V45L102 44ZM109 46H110V45H108V47H109ZM111 46H112V45H111ZM161 46H162V45H161ZM175 46H174V49L176 50V47H175ZM183 46H185V45H183ZM189 46H190V45H189ZM193 46H195V45H193ZM197 46H198V45H197ZM206 46H207V45H206ZM208 46H209V45H208ZM221 46H223V45H220V47H221ZM247 46H248V45H247ZM249 46H250V45H249ZM61 47H62V46H61ZM69 47H70V46H69ZM75 47H78V46H75ZM75 47H74V48H75ZM79 47H80V46H79ZM92 47H93V45H92ZM97 47H98V46H97ZM123 47H124V46H123ZM128 47H130V46H128ZM149 47L152 49V46H149ZM157 47H160V46L158 45ZM157 47H156V48H157ZM195 47H196V46H195ZM195 47H194V48H195ZM198 47H199V46H198ZM200 47H201V46H200ZM202 47H204V46H202ZM212 47H213V46H212ZM239 47H241V46H239ZM244 47H245V46H244ZM260 47H261V46H260ZM28 48H29V47L26 46V49H28ZM53 48H54V47H53ZM55 48L58 49L57 47H55ZM65 48H66V47H65ZM74 48H72V49H70V50L72 51ZM82 48H83V47H82ZM84 48H85V47H84ZM109 48H110V47H109ZM112 48H113V46H112ZM114 48H115V47H114ZM117 48H118V46H117ZM119 48H120V46H119ZM130 48H131V47H130ZM139 48H138V49H139ZM172 48H173V47H172ZM178 48H182V47H178ZM186 48H187V45H186ZM188 48H189V47H188ZM190 48H191V47H190ZM192 48H193V47H192ZM196 48H197V47H196ZM208 48H209V47H208ZM226 48H228V47H226ZM241 48H242V47H241ZM248 48H249V47H248ZM254 48H255V47H254ZM258 48H259V47H258ZM35 49H36V48H35ZM35 49H34V50H35ZM39 49H40V48H39ZM42 49H43V48H41V50H42ZM62 49H63V48H62ZM80 49H81V48H80ZM99 49H100V48H98L97 53L100 54ZM102 49H104V48H102ZM110 49H111V48H110ZM110 49H109V50H110ZM123 49H125V47H124ZM127 49H128V48H127ZM127 49H126V51H127ZM133 49H135V48H133ZM151 49L149 50V52L151 51ZM164 49H166V50L168 51V48H167L166 46H165ZM205 49H206V48H205ZM205 49H204V50H205ZM224 49H225V47H224ZM234 49H235V48H234ZM234 49H233V51H234ZM249 49H250V48H249ZM260 49H261V48H260ZM263 49H264V48H263ZM28 50H30V49H28ZM49 50H50V49H49ZM49 50H48V51H49ZM58 50H59V49H58ZM58 50H54V51H55L54 54H57L56 51H58ZM63 50H64V49H63ZM66 50H67V49H66ZM75 50H76L75 52L78 51V49H76V48H75ZM82 50H83V49H82ZM87 50H88V51H87V55H88V54H89V56H90V55H93V54H91V51H89V48H88ZM120 50H121V48L119 49V52H120ZM153 50H155V48H153ZM153 50H152V51H153ZM184 50H185V49H184ZM190 50H191V49H190ZM216 50H217V49H216ZM240 50H241V49H240ZM240 50H238V48H237V52H238V53H239ZM243 50H244V49H243ZM256 50H257V52H258V54H257L258 56H257V55H254L255 58H256V59L254 60V64H255V63H258L259 65H262V64H263V58L259 57V56H261V54H259V51H260V50H259V49H256ZM256 50H255V51H256ZM32 51H33V49H32ZM42 51H43V50H42ZM73 51H74V50H73ZM101 51H103V50H101ZM104 51H105V49H104ZM114 51H115V50H114ZM117 51H118V50H117ZM117 51H115V52L117 53ZM124 51H125V50H124ZM146 51H147V48H146ZM155 51H156V50H155ZM155 51H154V52H155ZM157 51H158V50H157ZM159 51H160V50H159ZM159 51H158V52H159ZM171 51H172V49H171ZM176 51H177V50H176ZM187 51H188V50H187ZM194 51H195V50H194ZM201 51H202V50H201ZM210 51H211V50H210ZM218 51H219V50H218ZM233 51H232V52H233ZM249 51H251V49H250ZM252 51H253V50H252ZM29 52H30V51H29ZM44 52H45V50H44ZM46 52H47V51H46ZM50 52H51V51H50ZM75 52H74V53H75ZM79 52H80V50H79ZM105 52H106V51H105ZM105 52H104V53H105ZM111 52H112V51L110 50V52H109V53H110V56H112ZM127 52H128V51H127ZM127 52H126V53H127ZM135 52H136V51H135ZM137 52H138V51H137ZM160 52H161V51H160ZM160 52H159V53H160ZM162 52H163V51H162ZM162 52H161V53H162ZM164 52H165V51H164ZM172 52H173V51H172ZM188 52H190V51H188ZM191 52H192V50H191ZM216 52H217V51H216ZM34 53H36V51H35ZM39 53H40V51H39ZM51 53H52V55H53V52H51ZM69 53L71 54V52H69ZM77 53H78V52H77ZM84 53H85V52H84ZM92 53H93V52H92ZM120 53H121V52H120ZM144 53H145V51H144ZM146 53H147V52H146ZM167 53H168V52H167ZM169 53H170V55H171V52H169ZM176 53H177V52H175V54H176ZM181 53L184 54V52H181ZM192 53H193V52H192ZM209 53H210V52H209ZM212 53H213V51H212ZM214 53H215V50H214ZM229 53H230V50H229ZM243 53H244V52H241V55H242ZM32 54H33V53H32ZM43 54H44V53H43ZM48 54H50V53L48 52ZM80 54H81V53H79V55L77 54V55L79 56V58H81ZM105 54L108 55L107 53H105ZM117 54H118V53H117ZM122 54H124V52L121 53V55H122ZM127 54H128V53H127ZM132 54H133V53H132ZM136 54H138V57H141V56H139V53H136ZM154 54H155V53H154ZM162 54H163V53H162ZM200 54H201V53H200ZM203 54H204V53H203ZM225 54H226V53H225ZM248 54H251V53H248ZM248 54H247V55H248ZM253 54H254V51H253ZM40 55H41V54H40ZM46 55H47V54H46ZM52 55H51V56H52ZM75 55H76V54H75ZM121 55H120V56H121ZM141 55H142V54H141ZM159 55H161V54H159ZM159 55H158V56H159ZM178 55H179V54H178ZM189 55H190V54H189ZM215 55H216V53H215ZM217 55H218L217 57H220L218 53H217ZM228 55H229V54H228ZM44 56H45V54H44ZM73 56H74V55L72 54V60L74 61V63H75L76 61H77V63H78V60H76V57H77V56H76V57H73ZM85 56H86V55H85ZM95 56H96V55H95ZM117 56H118V55H117ZM122 56H124V55H122ZM129 56H130V55H129ZM144 56H145V54H144ZM152 56H153V55H152ZM152 56H149V57H152ZM156 56H157V55H156ZM165 56H166V53H165ZM167 56H168V58H170L169 54H168ZM187 56H188V55H187ZM191 56H192V55H191ZM193 56H194V54H193ZM193 56H192V57H193ZM197 56H198V55H197ZM206 56H207V54H205V60H206ZM226 56H227V55H226ZM232 56H233V54H232ZM232 56L230 55V58H231V61L234 59V60L232 61V62L234 63L235 60H236V59H235V58H236L235 56H237V55H234V58H232ZM244 56H245V55H244ZM244 56H242V58H243ZM249 56H250V55H249ZM27 57H28V56H27ZM29 57H30V56H29ZM42 57H43V56H42ZM49 57H50V56H49ZM53 57H54V56H53ZM59 57H60V56H59ZM97 57H100V56L97 55ZM107 57H108V56H107ZM149 57H148V58H149ZM153 57H154V60H155V56H153ZM153 57H152V58H153ZM162 57H163V56L161 55V58H162ZM175 57H176V56H174L173 58L175 59ZM177 57H179V56H177ZM183 57H184V56H183ZM185 57H186V56H185ZM199 57H200V56H199ZM207 57H208V56H207ZM212 57H213V55H212ZM245 57H246V56H245ZM30 58H31V57H30ZM33 58H34V57H33ZM39 58H40V57H39ZM57 58H58V57H57ZM82 58H83V57H82ZM88 58H90V57H88ZM100 58H103V57L101 56ZM113 58H114V57H111V59H113ZM116 58H117V57H116ZM136 58H137V57H136ZM152 58H151V59H152ZM159 58H160V57H158V59H159ZM213 58H214V57H213ZM221 58L225 60V58H223V57H221ZM242 58H241V59H242ZM247 58H248V56L246 57V59H247ZM41 59H42V58H40L39 60L41 61ZM58 59H59V58H58ZM67 59H69V57H68ZM85 59H86V57H85ZM103 59H104V58H103ZM114 59H115V58H114ZM122 59H123V58H122ZM127 59H128V58H127ZM156 59H157V58H156ZM158 59H157V60H158ZM162 59H166V58L163 57ZM181 59H182V58H181ZM208 59H209V58H208ZM208 59H207V60H208ZM219 59H220V58H219ZM222 59H221L220 61H223V62H224V60H222ZM239 59H240V58H239ZM19 60H20V59H19ZM28 60H29V59H28ZM35 60H36V59H35ZM39 60L36 61V62L39 63V62H40ZM47 60H49V58H48ZM65 60H66V59H65ZM69 60H71V59H69ZM81 60H82V59H80V61H81ZM97 60H98V59H97ZM97 60H96V61H97ZM104 60H105V59H104ZM123 60H125V59H123ZM143 60H145V59L142 58V61H141V62H144ZM147 60H148V59H147ZM157 60H156V61H157ZM191 60H192V58H191ZM212 60H213V59H212ZM215 60H216V59H215ZM252 60H253V59H252ZM31 61H34V60L31 59ZM42 61H43V60H42ZM54 61H55V60H54ZM85 61L87 62V60H85ZM85 61H82V62H85ZM92 61H95V60L93 59ZM96 61H95V63L98 62V61H97V62H96ZM107 61H108V60H107ZM116 61H117V59H116ZM121 61H122V60H121ZM126 61H127V60H126ZM128 61L130 62L129 59H128ZM128 61H127V62H128ZM138 61H139V60H138ZM149 61H150V59H149ZM149 61H148V62H149ZM160 61H161V59H160ZM166 61H167V59L165 60V63L167 64V66H166L165 64H164V66L168 67V63H167L168 61H167V62H166ZM171 61H172V60H171ZM184 61H186V60H184ZM184 61H183V63H184ZM208 61H209V60H208ZM210 61H211V59H210ZM220 61L218 62V60H217V61H216V64L213 62L214 65H215V66H213V69H214L218 64L220 65ZM231 61L228 63L229 65H230ZM236 61H237V60H236ZM240 61L243 62V59L240 60ZM46 62H47V61H46ZM82 62H81V63H82ZM109 62H110V61H109ZM129 62H128V63H129ZM135 62H136V60H135ZM148 62H147V63H148ZM150 62H151V61H150ZM153 62H154V61H153ZM157 62H158V61H157ZM176 62H177V61H176ZM194 62H195V61H194ZM238 62H239V61H238ZM40 63H41V62H40ZM48 63H49V62H48ZM55 63H56V61H55ZM77 63H76V66L79 65V63H78V65H77ZM89 63H90V62H89ZM99 63H100V62H99ZM101 63H102V62H101ZM104 63H106V62H104ZM112 63H114L113 60H112ZM120 63H121V62H120ZM120 63L118 62V65H119ZM147 63H146V61H145L144 64L147 65ZM160 63H161V62H160ZM178 63H179V62H178ZM180 63H181V62H180ZM190 63H191V62H190ZM199 63H200V62H199ZM203 63H204V62H203ZM224 63H225V62H224ZM226 63H227V61H226ZM244 63H245V64H244L245 66H243V64H242V66H243L244 68H245V67L247 68V66H246V62H244ZM26 64H28V62H26ZM32 64H33V63H32ZM42 64H43V63H42ZM56 64H57V63H56ZM58 64H59V63H58ZM58 64H57V65H58ZM64 64H65V63H64ZM68 64H69V63H67L66 66H67ZM86 64H87V63H86ZM92 64H94V63H91L90 65H92ZM97 64H98V63H97ZM102 64H103V63H102ZM106 64H107V63H106ZM125 64H126V63H125ZM129 64H130V63H129ZM133 64H134V63H133ZM140 64H141V63H140ZM142 64H143V63H142ZM155 64H156V63H154V65H155ZM158 64H159V63H158ZM158 64H157V66H158ZM171 64L173 65V63H171ZM185 64L187 65V62H186ZM221 64H222V63H221ZM254 64H253V62H252L251 65L254 66ZM28 65H29V64H28ZM45 65H46V64H45ZM69 65L71 66V64H69ZM69 65H68V67H70ZM82 65H83V64H82ZM90 65H89L88 67H90ZM103 65H105V64H103ZM110 65H111V64H110ZM121 65H122V63H121ZM127 65H128V64H127ZM150 65H152V63L149 64V65H147V67H149ZM154 65H153V66H154ZM161 65H162V63H161ZM169 65H170V64H169ZM179 65H180V64H179ZM179 65H178V66H179ZM188 65H191V66H192V64H188ZM208 65H212V64L210 63V64H208ZM232 65H233V64H232ZM234 65H240V63H239V64H238V63L236 64V62H235ZM251 65H250V66H251ZM255 65H256V64H255ZM263 65H264V64H263ZM21 66H23V65H21ZM29 66H30V65H29ZM29 66H28V67H29ZM79 66H81V65H79ZM85 66H86V65H85ZM85 66H82L83 69H85ZM95 66H97V65H95ZM115 66H116V64H115ZM119 66H120V65H119ZM123 66H124V65H123ZM125 66H126V65H125ZM132 66H134V65H132ZM132 66H131V67H132ZM136 66H138L137 63H136ZM153 66H151V67H153ZM155 66H156V65H155ZM164 66H163V67H164ZM170 66H171V65H170ZM181 66H182V67H185V66H183V65H181ZM191 66H190V67H191ZM193 66H194L195 68H196V67H197V68L199 67V66L194 65V64H193ZM227 66H228V65H227ZM230 66H231V65H230ZM256 66L258 67V65H256ZM33 67H34V65H33ZM42 67L45 69L44 66H42ZM42 67H41V68H42ZM51 67H52V66H51ZM72 67H73V66H72ZM92 67H93V65H92ZM101 67H102V66H101ZM107 67H108V64H107ZM109 67H110V66H109ZM126 67H127V66H126ZM128 67H130V66H128ZM140 67H145V66H140ZM158 67H159V66H158ZM160 67L162 68V66H160ZM194 67H192V68H193L194 70H196L197 68L195 69ZM205 67H206V66H205ZM223 67H224V66H223ZM232 67H234V66H231V68H232ZM237 67H238V66H235V68H233L232 71L230 70L231 73H229V74H230L229 77L227 76L228 73L225 72V71H223V72H225L226 76L228 77V80H230L231 82H232V80H234L235 77H238V76L241 75V77H239V79H241L242 76H243V74H241V73H243L242 71H241L240 75L237 76V74L239 73ZM254 67H255V66H254ZM22 68H23V67H22ZM52 68H53V67H52ZM66 68H67V67H66ZM74 68H75V65H74ZM86 68H87V67H86ZM93 68H94V67H93ZM98 68H99V67H98ZM105 68H106V67H105ZM114 68H115V67H113V71H116V69L114 70ZM138 68H139V67H138ZM138 68L136 67V71H137V70H140V69H138ZM154 68H155V67H154ZM176 68H177V67H176ZM217 68H219V67H216L215 70H214V72L216 71ZM240 68H241V65H240ZM244 68H243V70H244ZM252 68H253V67H252ZM259 68H260V66H259ZM261 68H264V67H261ZM48 69H49V68H48ZM48 69H47V70H48ZM68 69H69V68H68ZM76 69H77V68H76ZM87 69H88V68H87ZM89 69H90V68H89ZM119 69H120V68H119ZM129 69H130V68H129ZM134 69H135V67H134L133 69H130V70H134ZM149 69H150V68H149ZM178 69H180V68H178ZM193 69H192V70H193ZM228 69H229V68H228ZM228 69H227V70H228ZM247 69H248V68H247ZM250 69H251V68H250ZM69 70L71 71V70H73V69L71 68V69H69ZM78 70H79V68H78ZM81 70H82V69H81ZM100 70H101V69H100ZM123 70H124V69H123ZM143 70L145 71V69H143ZM143 70H142V72H143ZM147 70H148V69H147ZM150 70H151V69H150ZM152 70H153V68H152ZM157 70H158L159 72L161 71V69L159 70L158 68H157ZM164 70H165V68H164ZM164 70H163V71H164ZM167 70H168V69H167ZM169 70H170V68H169ZM174 70H175V73L178 71V74H179L180 72H182V71H179V70H177V69H174ZM176 70H177V71H176ZM206 70H207V69H206ZM206 70H205V71H206ZM218 70H219V69H218ZM251 70H253V69H251ZM251 70H250V73H251ZM254 70H255V69H254ZM261 70L264 71V69H260V72H261ZM36 71H37V70H36ZM40 71H41V69H40ZM51 71H52V70H51ZM66 71H67V69H66ZM73 71H74V70H73ZM73 71H72V72H73ZM82 71H83V70H82ZM82 71H81V72H82ZM86 71H87V70H86ZM95 71H96V70H95ZM102 71H103V70H102ZM102 71H101V73H102ZM125 71H126V70H125ZM127 71H128V70H127ZM127 71H126V72H127ZM140 71H141V70H140ZM187 71H188V70H187ZM189 71H190V70H189ZM198 71H200V70H198ZM198 71H197V72H198ZM203 71H204V68H203V70H202L201 72H203ZM248 71H249V70H248ZM248 71H247V72H248ZM255 71H256V70H255ZM41 72H42V71H41ZM53 72H54V68H53ZM75 72H77V70H75ZM91 72L93 73L92 70H91ZM99 72H100V71H99ZM117 72H119L118 69H117ZM117 72H116V73H117ZM128 72H129V71H128ZM132 72H133V71H132ZM132 72H131V74H132ZM142 72H141V73H142ZM153 72H154V71H153ZM169 72H170V71H169ZM184 72H185V69H184ZM184 72H183V73H184ZM197 72H196V73H197ZM207 72H208V71H207ZM211 72H212V71H211ZM217 72H218V71H217ZM247 72H246V73H247ZM253 72H254V71H253ZM16 73H17V72H16ZM22 73H23V72H22ZM36 73H38V72H36ZM83 73L85 74V70H84ZM94 73H95V72H94ZM96 73H97V72H96ZM96 73H95V75H96ZM103 73H104V72H103ZM103 73H102V74H103ZM120 73H121V72H120ZM120 73H118V74H120ZM138 73H139V72H138ZM141 73H140V74H141ZM146 73H147V71H146ZM146 73H145V74H146ZM160 73H161V72H160ZM196 73H195V75H196ZM205 73H206V72H205ZM205 73H203V74H205ZM208 73H209V72H208ZM208 73H207V76H206V74H205V77H206L205 80L210 81V80L208 79V77L210 76V73H209V74H208ZM215 73H216V72H215ZM215 73H214L215 76H217L218 74H220V73H218V74L216 73V74H217V75H216ZM9 74H10V73H9ZM42 74H43V73H42ZM47 74H48V73H47ZM75 74H76V73H75ZM75 74H73V75H75ZM89 74H91V73H89ZM89 74H88V76L91 77ZM98 74H99V73H97V77H98V78L101 77V75L98 76ZM108 74H109V72H108ZM111 74H113V72H112ZM121 74L124 75V73H121ZM126 74H127V73H126ZM131 74H130V76H131ZM150 74H151V73H150ZM185 74H186V72H185ZM198 74H199V73H198ZM211 74H212V73H211ZM225 74H224V75H225ZM252 74H253V73H252ZM258 74H259V73H258ZM261 74H262V73H261ZM10 75H11V74H10ZM10 75H9V76H10ZM18 75H19V74H18ZM36 75H37V74H36ZM36 75L34 74V72H33L32 70H27V72H25V76H24V80H23V86L29 88V86H30L32 83H34L35 81L38 80L37 76H38L39 74H38L37 76H36ZM43 75H44V74H43ZM69 75H70V74H69ZM92 75H93V74H92ZM123 75H122V76H123ZM137 75H138V74H137ZM137 75H136V78H137ZM154 75H155V74H154ZM156 75H157V73H156ZM161 75H162V73H161ZM168 75H169V74H168ZM172 75H173V73H172ZM175 75H176V74H175ZM181 75H182V74H181ZM221 75H222V74H221ZM247 75H249V74H247ZM247 75H246V76H247ZM11 76H12V75H11ZM22 76H23V75H22ZM39 76H40V75H39ZM39 76H38V77H39ZM53 76H54V75H53ZM76 76H77V75H76ZM78 76H79V75H78ZM85 76H86V74H85ZM126 76H127V75H126ZM130 76H127V78H130L131 83H133L132 80H131V78H132L133 76H135V74H133L131 77H130ZM142 76H143V75H142ZM146 76H147V75H145V77H146ZM170 76H171V75H170ZM192 76H194L193 73H192ZM192 76H191V77H192ZM215 76H214V77H215ZM226 76H224V79H225ZM250 76H251V74H250ZM18 77H19V76H18ZM41 77H42V75H41ZM82 77H83V75L81 76L80 80L82 79ZM104 77H105V75H104ZM117 77H118V76H117ZM123 77H124L123 79H122L121 77H120V79L125 80L126 77H125V76H123ZM143 77H144V76H143ZM143 77H139V78H143ZM160 77L162 78V76H160ZM168 77H169V76H168ZM176 77H177V76H176ZM180 77H181V76H180ZM184 77H185V76H184ZM189 77H190V76H189ZM211 77H212V75H211ZM258 77H261V76H257V78H258ZM94 78L97 79L96 77H94ZM102 78H103V77H102ZM110 78H111V77H110ZM112 78H113V77H112ZM115 78H116V77H115ZM127 78H126L125 81H127ZM133 78H134V77H133ZM163 78H164V77H163ZM209 78H210V77H209ZM217 78H218V77H217ZM244 78H245V77H244ZM257 78H256V75H255L254 78H252V79L250 78L251 80H249V81L247 80V81H248L247 84L250 86L251 90L254 91V92H253V96H252V94L249 96V97H251V96H252V97L249 98L248 102L246 101V102H247V103H246V104H247V110H246V111L244 110L246 113H245V114L242 113L243 110L240 112V109H239V113H238V114H240V115H241V113L244 114L243 117H242V125H241L240 123H238V124H240L242 127L240 126L241 128H237V129H239V131L236 132V134H233V136H234L233 138L231 137V139H229V138L227 137L226 132H228V131H226V130H225L226 132H220V131H217V130H216V131L213 130V129H214V128H213L212 130L215 132V133H214V132H212V130L209 128V126L211 127L212 125L215 126V125H217V124H219V123L222 124V123H223L222 121H224V123L226 122V123L228 124V122H229L230 120H233V119H230V118H232V117H229V118L227 117V118H222V119H220V118H217V119H216V117H214V119H213V116L211 117L210 113H212V112H213V113H214V112H218V114H220L219 112L221 111V113H222V109H223V107H224L225 104L228 102V101L226 100L227 102L225 101L226 103H224V100H223V104H222V102H220V100H222V99L220 98L221 96L219 97V103H221V104H219V106L216 104V105L218 106V107H217V106L215 105L216 108L214 107V104H213V103H215V102H214V99H213V100L210 99V101H212V102H210V104H209L207 110H211V111H209V114H206V116H210V117H209L210 119L208 120V122L210 121V124L207 125V127H206V129H207V128H208V129H207V130L204 129V132H202V131H203V126H204V125H203V126H202V129H200V130H202V131H200L201 133L198 131L199 134H196L197 136L194 135V138H196V137H199V136L201 137L200 134H202V137H201V138L199 137L202 141L207 140V142H208V140L211 139V141H213V144H214V143H219V144L222 143V147H224V151H226V152H224L223 150H221L222 152H224V154H222V152H221V154H222V158L224 157L223 160H229V161L231 160V161L233 162L234 157H236V159H237L239 156L241 157V155L237 156V154L240 153L239 150L241 149V148H240L241 140H242V138H247V137H248V138H247L248 140H250L249 137L252 138L253 140H255V139H259V141H257V142H261V144H260V143H258V144L263 145V147H262V146L260 147V151L258 150L259 147H258L257 149H256V148H254V149H255V150H258V154L260 153L259 155L262 156V158H264V138L259 137V136H261L260 133H259V135H256V134H257L256 131H259V130H261V129H260V127H256V125H254L255 122L257 123V120H258V118H259V117H258L257 109H259V108L262 109V107H264V105H263V104H264V102H263L264 100H263V99H262V101L260 100V99H261L260 96H262V94H261V93L259 94L260 89H262V86H263V85L261 84V81H262V80H261L260 78H258V79H257ZM13 79H14V78H13ZM13 79H12V80H13ZM39 79H40V77H39ZM48 79H50V78H48ZM69 79H71V78H69ZM69 79H68V80H69ZM74 79H75V78H74ZM77 79L79 80V77H78ZM85 79H86V78H85ZM92 79H93V78H92ZM151 79H152V78H151ZM165 79L168 80L167 78H165ZM173 79H174V78H173ZM196 79H197V78H196ZM198 79H200V76L198 77ZM202 79H204V78H202ZM219 79H220V78H219ZM222 79H223V78H222ZM239 79H237L236 82H237ZM248 79H249V77H248ZM41 80H42V79H41ZM53 80H54V79H53ZM59 80H62V79H59ZM72 80H73V79H71V81H72ZM87 80H88V83L90 84L91 79L89 80V78H88ZM105 80H107V79H105ZM110 80H111V79H109V81H110ZM114 80H115V79H114ZM134 80H135V79H134ZM156 80H157V78H156ZM160 80H161V79H160ZM180 80H181V79H180ZM184 80H185V78H184ZM187 80H188V79H187ZM187 80H185V82H186ZM189 80H190V78H189ZM215 80H216V79H215ZM263 80H264V79H263ZM9 81H10V80H9ZM19 81H20V80H19ZM46 81H47V80H46ZM74 81H75V80H74ZM94 81H95V80H94ZM99 81H100V82H99ZM107 81H108V80H107ZM125 81H124V83L126 84ZM136 81H137V80H136ZM178 81H179V80H178ZM178 81H177V83H178ZM182 81H183V80H182ZM190 81H191V80H190ZM190 81H189V82H190ZM197 81H198V80H197ZM199 81L202 83L201 80H199ZM207 81H206V84H207ZM220 81H221V80H220ZM244 81H246V79H245ZM20 82H21V81H20ZM40 82H41V81H40ZM56 82H58V81H56ZM56 82H55V84H56ZM63 82H64V81H63ZM77 82H78V81H77ZM84 82H85V81H84ZM92 82H93V81H92ZM127 82H128V81H127ZM138 82H139V80H138ZM147 82H149V81H146V83H147ZM175 82H176V80H175ZM180 82H181V81H180ZM183 82H184V81H183ZM183 82H182V83H183ZM185 82H184V83H185ZM189 82H188V83H189ZM195 82H196V80H194V83H195ZM203 82H205V81H203ZM227 82H228V81H227ZM17 83H18V81H17ZM52 83H53V82H52ZM52 83H51V84H52ZM59 83H60V81H59ZM59 83H58V84H59ZM68 83H69V82H68ZM73 83H74V82H73ZM80 83H82V82H80ZM85 83H86V82H85ZM85 83H84V84H85ZM94 83H95V85H94ZM94 83H93V85L97 87V86H98L97 84H100V85H101L102 82H101V80H98L97 83H96V82H94ZM121 83H122V82H121ZM128 83H129V82H128ZM128 83H127V85H129ZM144 83H145V82H144ZM156 83H158V82H156ZM170 83H171V82H170ZM188 83H185V85L188 84ZM191 83H193V81H191ZM198 83H199V82H198ZM201 83H200V85H198V86H201V85H202V86L204 87V86H207V85H208V84H207V85H206V84L204 85L203 83H202V84H201ZM209 83L211 84L212 82H209ZM218 83H219V82H218ZM232 83H233V82H232ZM244 83H245V82H244ZM262 83H263V81H262ZM7 84H8V83H7ZM9 84L11 85V83H9ZM9 84H8V85H9ZM61 84H62V83H61ZM70 84H71V82H70ZM75 84H76V83H75ZM86 84H87V83H86ZM103 84H104V83H103ZM112 84L115 85L116 83H111V85H112ZM125 84H124V85H125ZM136 84H138V83H136ZM147 84H148V83H147ZM171 84H172V83H171ZM196 84H197V83H196ZM196 84H195V90H194L195 92H196V88H197V85H196ZM213 84H214V83H213ZM213 84H212V86H213ZM215 84H216V83H215ZM263 84H264V83H263ZM19 85H20V84H19ZM41 85H42V84H41ZM71 85H72V84H71ZM81 85H82V84H81ZM90 85L93 87L92 84H90ZM109 85H110V84H109ZM118 85H119V83H118ZM118 85H117V86H118ZM132 85H133V84H132ZM140 85H142V84H140ZM218 85H219V84H218ZM218 85H216V86H218ZM220 85H221V84H220ZM222 85H223V83H222ZM229 85H230V84H228V86H229ZM233 85H234V83H233ZM236 85H237V84H236ZM248 85H247V86H248ZM11 86H12V85H11ZM21 86H22V85H21ZM36 86H37V85H36ZM45 86H46V84H45ZM56 86H57V85H56ZM61 86H62V85H61ZM63 86H65V88H68V89H69V87H70V86H69V87H66V85H63ZM76 86H77V84H76ZM78 86H80V85H78ZM82 86H83V85H82ZM86 86H87V85H86ZM130 86H131V85H130ZM148 86H150V85H148ZM153 86H154V85H153ZM162 86H163V85H162ZM171 86H172V85H171ZM187 86H188V85H187ZM191 86H192V85H191ZM225 86H227V85H225ZM228 86H227V87H228ZM243 86H244V84H243ZM24 87H23V88H24ZM30 87L33 88V86H30ZM57 87H58V86H57ZM80 87H81V86H80ZM102 87H103V86H102ZM111 87H112V86H111ZM121 87H122V86H121ZM127 87H128V86H127ZM159 87H160V86H159ZM159 87H158V88H159ZM182 87H183V86H182ZM182 87H181V88H182ZM184 87H185V86H184ZM189 87H190V86H189ZM192 87H193V86H192ZM192 87H191V88H192ZM203 87H201V88H203ZM210 87H211V86H210ZM214 87H215V86H214ZM220 87H221V86H220ZM222 87H223V86H222ZM235 87H236V86H235ZM16 88H17V87H16ZM71 88H73V87H71ZM85 88H86V87H85ZM98 88H99V87H98ZM98 88H97V89H98ZM100 88H101V87H100ZM153 88H154V87H153ZM153 88H152V89H153ZM163 88H165V87L163 86ZM173 88H174V87H173ZM175 88H177V87H175ZM198 88H199V87H198ZM207 88H209V85H208ZM207 88L205 89V87H204V90H206V92L215 89V88H213V89H210V88H209V89H210V90H209V89H207ZM223 88H224V87H223ZM225 88H226V87H225ZM228 88H229V87H228ZM228 88H226V89L228 90ZM230 88H231V87H230ZM248 88H249V87H248ZM250 88H249V89H250ZM47 89H48V88H47ZM57 89H58V88H57ZM60 89H61V88H60ZM89 89H90V88H89ZM93 89H94V88H93ZM106 89H107V88H106ZM106 89H105V91H107ZM126 89H127V88H126ZM126 89H125V91H126ZM133 89H134V88H133ZM233 89H234V88H233ZM239 89H240V88H239ZM43 90H46V89L43 88ZM78 90H79V88H78ZM78 90H77V91H78ZM80 90H84V89H80ZM80 90H79V91H80ZM102 90H103V89H102ZM111 90H112V89H111ZM153 90H154V89H153ZM161 90H162V89H161ZM168 90H169V89H168ZM172 90H173V89H172ZM174 90H175V89H174ZM176 90H177V89H176ZM186 90H187V89H186ZM199 90H201V89H199ZM199 90H197V91H199ZM204 90L202 89V91H204ZM207 90H208V91H207ZM219 90H220V89H219ZM234 90H236V89H234ZM241 90H242V92H243V89H241ZM251 90H250V91H251ZM7 91H8V90H7ZM11 91H12V90H11ZM15 91H17V90H15ZM21 91H22V88H21ZM23 91H24V89H23ZM30 91H31V89L29 88V92H30ZM32 91L34 92L33 89H32ZM39 91H40V90H39ZM41 91H42V89H41ZM48 91H50V90H47V92H48ZM55 91H56V90H54V92H55ZM57 91H58V90H57ZM61 91H62V90H61ZM86 91H87V90H86ZM96 91L101 92V94L103 95V92H102V91H99V90H96ZM112 91H113V90H112ZM141 91H142V90H141ZM159 91H160V90H159ZM162 91H164V90H162ZM162 91H160V92H162ZM179 91H180V90H179ZM179 91H178V92H179ZM187 91H188V90H187ZM220 91L223 92L224 90H220ZM252 91H251V92H252ZM9 92H10V91H9ZM17 92H18V91H17ZM33 92H32V93H33ZM64 92H65V89H64ZM70 92H71V91H70ZM84 92H85V91H84ZM87 92H88V91H87ZM109 92H110V91H109ZM127 92H128V91H126V93H127ZM139 92H140V91H139ZM143 92H144V91H143ZM165 92H167V91H165ZM165 92H163V94H164ZM184 92H185V91H184ZM195 92H193L194 95H196ZM214 92H215V91H214ZM225 92L227 93V91H225ZM225 92H224V93H225ZM237 92H238V91H237ZM248 92H249V91H248ZM10 93H11V92H10ZM65 93H67V92H65ZM77 93H78V92H77ZM107 93H108V92H107ZM113 93H114V91H113ZM119 93H120V91H119ZM119 93H118V94H119ZM136 93H137V91H136ZM181 93L183 94V92H181ZM196 93L198 94V92H196ZM211 93L214 94L213 92H211ZM228 93H229V92H228ZM228 93H227V94H228ZM230 93H231V92H230ZM254 93H255V94H254ZM12 94L14 95V93H12ZM81 94H82V93H81ZM85 94H86V92H85ZM85 94H84V95H85ZM96 94H97V93H96ZM96 94H95V96H96ZM98 94H99V96L101 95L100 93H98ZM98 94H97V96H98ZM114 94H115V93H114ZM121 94H123V93H121ZM124 94H125V93H124ZM124 94H123V95H124ZM134 94H135V93H134ZM139 94H140V93H138V95H139ZM163 94H162V95H163ZM165 94H166V93H165ZM174 94H175V93H174ZM189 94H190V93H189ZM200 94H201V93H200ZM206 94H207V93H206ZM206 94H205V95H206ZM222 94H223V93H222ZM239 94H241V93L239 92V93H238V96H239ZM244 94H245V93H244ZM15 95H16V94H15ZM15 95H14V97H15ZM20 95H21V94H20ZM26 95H27V94H26ZM30 95H31V94H30ZM34 95H35V94H34ZM61 95H62V94H61ZM69 95H70V94H69ZM89 95H90V94H89ZM91 95H92V94H91ZM105 95H106V94H105ZM110 95H111V93H110ZM115 95H116V94H115ZM135 95H136V94H135ZM135 95H134V96H135ZM146 95H147V94H146ZM153 95H154V94H153ZM170 95H171V94H170ZM179 95H181V94H179ZM202 95H203V94H202ZM230 95H231V94H230ZM234 95H235V94H234ZM234 95H233V96H234ZM246 95L248 96V94H246ZM23 96H24V95H23ZM40 96H41V95H40ZM65 96H66V94H65ZM82 96H83V95H82ZM93 96H94V95H93ZM93 96H91V97H93ZM116 96H117V95H116ZM120 96H121V95H120ZM142 96H143V95H142ZM164 96H165V95H164ZM187 96H188V95H187ZM210 96H211V95H210ZM222 96H223V95H222ZM241 96H242V95H241ZM16 97H17V96H16ZM21 97H22V96H21ZM43 97H44V96H43ZM43 97H42V98H43ZM56 97H57V96H56ZM69 97H70V96H69ZM84 97H85V96H84ZM86 97H87V96H86ZM86 97H85V98H86ZM101 97H102V96H101ZM117 97H118V96H117ZM131 97H132V93H131ZM144 97H145V96H144ZM161 97H162V96H161ZM177 97H178V96H177ZM189 97H190V96H189ZM198 97H199V96H198ZM198 97H197V99H198ZM243 97H244V96H243ZM243 97H242V98H243ZM2 98H0V99H2ZM26 98L28 99L29 96H27ZM35 98H36V97H35ZM38 98H39V96H38ZM54 98H55V97H54ZM59 98H60V97H59ZM64 98L66 99V97H64ZM85 98H84V99H85ZM93 98H94V97H93ZM98 98H99V97H98ZM98 98H97V99H98ZM105 98H106V97H105ZM108 98L111 99L112 97L110 96V97H108ZM136 98H137V100H138V97H137V96H136ZM141 98H142V97H141ZM146 98H147V97H146ZM162 98H163V97H162ZM180 98H181V97H180ZM183 98H184V96H183ZM183 98H182V99H183ZM187 98H188V97H187ZM187 98H185V99H187ZM193 98H194V96H193V97L191 96V99H192V100H190V99H189V100H190V102H193V105H194V106H196V105H197V104L195 103V102H196V101H195V100H196V96H195V98H194L195 100H194ZM207 98H208V97H207ZM210 98H212V96H211ZM227 98H229V97H227ZM238 98H241V97H240V96L237 97V99H236L237 101H236V102L239 101L238 103H240V100H241L242 98H241L240 100H238ZM18 99H19V97H18ZM22 99H24V98H22ZM67 99H68V97H67ZM67 99H66V100H67ZM82 99H83V98L81 97V100H80L79 102H77V101L79 100V99H77L76 102L79 103V104H81L80 102H81V101L83 102ZM87 99H88V98H87ZM91 99H92V98H91ZM99 99H100V98H99ZM99 99H98V100H99ZM101 99H102V98H101ZM134 99H135V98H133V100H134ZM160 99H161V98H160ZM166 99H167V98H166ZM243 99H244V98H243ZM7 100H8V99H7ZM10 100H11V99H10ZM10 100H9V101H10ZM12 100H13V99H12ZM29 100H30V99H29ZM46 100H47V99H45V102H46ZM57 100H58V99H57ZM66 100H65V101H66ZM71 100H72V101L69 100L71 103H74V104L76 103L75 100H74V98H72ZM118 100H120V98H119ZM167 100H168V99H167ZM177 100H178V99H177ZM187 100H188V99H187ZM187 100H185V101H187ZM200 100H201V99H200ZM228 100H230V99H228ZM233 100H234V97H233L232 101H233ZM14 101H15V100H14ZM26 101H27V100H26ZM34 101H37V100H34ZM62 101H63V102H62L63 105L67 103V102H64L63 99H62ZM86 101H87V100H86ZM88 101H89V99H88ZM95 101H96V100H95ZM112 101H113V99L111 100V102H112ZM115 101H116V100H115ZM127 101H128V100H127ZM135 101H136V100H135ZM152 101H153V100H152ZM170 101H171V99H170ZM170 101H169V102H170ZM243 101H244V100H243ZM5 102H7V101H5ZM11 102H12V101H11ZM17 102H18V101H17ZM21 102H22V100H21ZM37 102H39V101H37ZM45 102L43 101L42 103H45ZM47 102H48V101H47ZM60 102H61V101H59V103H57L56 105L60 104ZM91 102H92V101H91ZM99 102H100V101H99ZM101 102H102V100H101ZM107 102H109V101H107ZM113 102H114V101H113ZM145 102H146V101H145ZM157 102H158V101H157ZM172 102H173V101H172ZM172 102H171V103H172ZM176 102H177V101H176ZM183 102H184V101L182 100L181 103L184 104ZM241 102H242V101H241ZM244 102H245V101H244ZM3 103H4V102H3ZM25 103H26V102H24V104H25ZM51 103L54 104V102H52V101H51ZM55 103H56V101H55ZM71 103H70V104H71ZM84 103H86V102H84ZM93 103H94V102H93ZM142 103H143V102H142ZM163 103H165V102H163ZM179 103H180V102H179ZM199 103H200V102H199ZM201 103H203V102L201 101ZM201 103H200L199 105H201ZM11 104H12V103H11ZM30 104H31V103H30ZM37 104H38V103H37ZM74 104L69 105V106H71L72 109L75 110V111H74V110H72V109L69 108V110H71L70 113H71L72 111H74V112L76 113V109H75V107H77V106H75ZM88 104H89V103H88ZM98 104H99V103H98ZM124 104H125V102H124ZM136 104H137V103H136ZM139 104H140V103H139ZM145 104H146V103H145ZM156 104H157V103H156ZM203 104H204V103H203ZM211 104H212V107H214L215 109L210 107ZM227 104H228V103H227ZM1 105H3V104H1ZM34 105H35V104H34ZM39 105H40V104H39ZM54 105H55V104H54ZM56 105H55V106H56ZM76 105H77V104H76ZM85 105H87V103H86ZM90 105H91V103H90ZM90 105H89V106H90ZM94 105H95V104H94ZM107 105H108V104H107ZM110 105H112V107H113L114 104H110ZM110 105H108V106H109L110 109H112V107H111ZM118 105H119V104H118ZM121 105H123V104H121ZM121 105H120V107H121ZM157 105H158V104H157ZM166 105H167V104H166ZM191 105H192V103H191ZM191 105H190V106H191ZM233 105H234V104H233ZM233 105H232V106H233ZM235 105H236V104H235ZM4 106H5V105H3V107H4ZM11 106H13V105H11ZM25 106H26V105H25ZM25 106H23V107H25ZM36 106H37V105H36ZM40 106H41V105H40ZM46 106H47V105H46ZM48 106H49V105H48ZM48 106H47V107H48ZM64 106L67 107V105H64ZM72 106H75V107H72ZM89 106H88V107H89ZM98 106H99V105H98ZM98 106H97L96 108H100V107H98ZM103 106H104V105H103ZM124 106H125V105H124ZM130 106H132V105H130ZM136 106H138V105H136ZM159 106H160V105H159ZM159 106H157V107H159ZM173 106H174V104H173ZM181 106H183V105H181ZM194 106H193V107H194ZM232 106H231V107H232ZM9 107H10V106H9ZM14 107H15V106H14ZM30 107H31V106H30ZM32 107H33V104H32ZM37 107H38V106H37ZM50 107H51V106H50ZM56 107H57V106H56ZM59 107H60V106H59ZM104 107H105V106H104ZM104 107H103V108H104ZM118 107H119V106H117L116 108H118ZM125 107H127V106H125ZM141 107H142V106H141ZM144 107H145V106H144ZM148 107H149V105H148ZM168 107H169V106H168ZM183 107H184V106H183ZM183 107H182V108H183ZM204 107H205V106H204ZM221 107H222V108H221ZM237 107H238V106H237ZM239 107H240V108L242 107L241 104L239 105ZM243 107H244V106H243ZM39 108H40V107H39ZM57 108H58V107H57ZM90 108H91V107H89V110H90ZM92 108H93V107H92ZM94 108H95V107H94ZM94 108H93V109H94ZM116 108H114V109L116 110ZM133 108H134V107H133ZM142 108H143V107H142ZM150 108H151V107H150ZM152 108H153V107H152ZM161 108H162V105H161ZM163 108H165V107H163ZM175 108H176V107H175ZM185 108H186V107H185ZM185 108H184V109H185ZM210 108H211V109H210ZM226 108H227V107H226ZM226 108L224 107V110H226ZM245 108H246V107H245ZM11 109H12V108H11ZM13 109H14V108H13ZM27 109H28V108H27ZM31 109L33 110V108H31ZM35 109H36V108H35ZM55 109H56V108H55ZM55 109H54V110H55ZM66 109H68V108H66ZM78 109H79V107H78ZM82 109H83V108H82ZM86 109H87V107H86ZM107 109H108V108H107ZM110 109H109V110H110ZM119 109H120V108H119ZM123 109H125V108H123ZM145 109H146V108H145ZM155 109H156V107H155ZM193 109L196 110L195 107H194ZM198 109H199V108H198ZM200 109H202V108H200ZM204 109H205V108H204ZM213 109H214V111H213ZM216 109H217L218 111H217ZM229 109H230V108H229ZM233 109H235V107H234ZM233 109H232V110H233ZM237 109H238V108H237ZM237 109H236V110H237ZM25 110H26V109H25ZM25 110H24V111H25ZM43 110H44V108H43ZM63 110H64V108L61 107L59 113H63V112H65V111H63ZM79 110H80V109H79ZM99 110H100V112L102 111L101 108H100ZM99 110H98V111H99ZM112 110H113V109H112ZM130 110H131V109H130ZM189 110H190V109H189ZM230 110H231V109H230ZM6 111H7V109H6ZM11 111L13 112V110H11ZM17 111H20V110L17 109ZM34 111H35V110H34ZM61 111H63V112H61ZM67 111H68V110H67ZM93 111H94V110H93ZM98 111H97V112H98ZM123 111H124V110H123ZM137 111L139 112V108L137 109ZM140 111L142 112V110H140ZM157 111H158V110H157ZM157 111H156V112H157ZM164 111H165V113H166V109H165V110L163 109V111L161 112V113H163V114L159 115V112H158V113L155 112L156 115H154L155 117H156V116H157V117H160V120L163 122V126L167 125V123H169V122L171 121V119H173V118H171V116L164 115ZM170 111H171V112L173 111V113H174V110H170ZM177 111H178V110H177ZM21 112H22V111H21ZM21 112H20V113H21ZM25 112L28 113V110L25 111ZM29 112H30V111H29ZM42 112H44V111H42ZM48 112H49V111H48ZM48 112H46V113H48ZM51 112H52V111H51ZM85 112H86V111H85ZM87 112H88V111H87ZM87 112H86L85 114H88ZM102 112H103V111H102ZM109 112H110V111H109ZM119 112H120V111H119ZM147 112H150V110L147 111ZM190 112H191V111H190ZM223 112H225V111H223ZM234 112H235V111H234ZM6 113H7V112H6ZM8 113H9V112H8ZM20 113H19V114H20ZM22 113H23V112H22ZM31 113H34V112H30V114H31ZM44 113H45V112H44ZM54 113H55V112H53V114H54ZM59 113H58V114H59ZM104 113H105V112H103V114H104ZM111 113H112V112H111ZM120 113H121V112H120ZM120 113H119V114H120ZM134 113H135V111H134ZM145 113H146V111H145ZM176 113H177V112H176ZM205 113H206V112H205ZM207 113H208V111H207ZM226 113H227V112H226ZM235 113H236V112H235ZM10 114H11V112H10ZM13 114H14V113H13ZM13 114H12V115H13ZM34 114H35V113H34ZM34 114H32V115L34 116ZM56 114H57V113H56ZM58 114H57V116H58ZM66 114H68V113H66ZM66 114L64 113L62 118H64V115H66ZM78 114H79V113H78ZM81 114H82V112H81ZM92 114H93V113H92ZM107 114H108V113H107ZM135 114H136V113H135ZM140 114H143V115H144V113H140ZM146 114H147V113H146ZM170 114H171V113H170ZM178 114H179V113H178ZM181 114H182V113H181ZM187 114H188V113H187ZM194 114H196V112H195ZM200 114H201V113H200ZM203 114H204V113H203ZM218 114L216 113V116H218ZM222 114H223V113H222ZM228 114H229V113H228ZM230 114H231V113H230ZM230 114H229V115H230ZM6 115H7V114H6ZM20 115H22V114H20ZM23 115H24V113H23ZM28 115H29V114H28ZM28 115L25 114V116H27L28 118H29V117H30V118L33 117V116H30V115L28 116ZM70 115H71V114H70ZM70 115H69L70 118H71V117H75V116H70ZM97 115H100V114L97 113L95 116H97ZM117 115H118V114H117ZM124 115H125V114H124ZM158 115H159V116H158ZM171 115H172V114H171ZM174 115H175V113H174ZM185 115H186V114H185ZM196 115H197V114H196ZM214 115H215V114H214ZM225 115H226V114H225ZM225 115H224V117H226ZM229 115H228V116H229ZM240 115H239V116H240ZM259 115H262V114H259ZM17 116H18V114H17ZM25 116H24V119L21 118V119L24 120V122H25V119H26ZM47 116H48V115H47ZM80 116H81V115H80ZM83 116H84V115H83ZM83 116H82V117H83ZM88 116L91 117V115H88ZM95 116H94V117H95ZM104 116H105V115H104ZM132 116H133V115H132ZM139 116H140V115H139ZM146 116H147V115H146ZM179 116H180V115H179ZM183 116H184V115H183ZM186 116H187V115H186ZM203 116H204V115H203ZM203 116L201 115L200 118H202ZM232 116H233V114H232ZM0 117H2V116H0ZM3 117H4V116H3ZM14 117H15V116H14ZM37 117H38V116H37ZM37 117H36V118H37ZM43 117H44V116H43ZM54 117H56V115H55ZM65 117H67V119L70 121V118H69L68 116H65ZM78 117H79V116H78ZM90 117H89V118L86 117V118H87V119H91ZM98 117H99V116H98ZM106 117H107V116H106ZM110 117H111V116H110ZM134 117H135V116H134ZM134 117H133V118H134ZM155 117H154V118H155ZM157 117H156V118H157ZM219 117H220V116H219ZM12 118H13V117H12ZM12 118H8V119L11 120ZM36 118H35V119H36ZM80 118H81V117H80ZM95 118H97V117H95ZM95 118H94V119H95ZM101 118H102V117H100V119H101ZM113 118H114V117H113ZM113 118H110V119H112L111 122H113ZM121 118H122V117H121ZM175 118H176V117H175ZM175 118H174V119H175ZM184 118H185V117H184ZM190 118H191V117H190ZM195 118H198V116H196ZM203 118H205V117H203ZM262 118H263V116H262ZM8 119H7V120H8ZM13 119H14V118H13ZM31 119H32V118H31ZM39 119H40V118H38V120H39ZM56 119H57V118H56ZM67 119H66V120H67ZM71 119H73V121H74V118H71ZM82 119H83V118H82ZM107 119H108V117H107ZM107 119H106V120H107ZM116 119H117V118H116ZM127 119H128V118H127ZM135 119H136V118H135ZM140 119H141V117H140ZM158 119H159V118H158ZM186 119H187V118H186ZM15 120H16V119H15ZM15 120H14V122H15ZM18 120H19V119H18ZM33 120H34V119H33ZM33 120H31L32 123H34V121H36V120H34V121H33ZM38 120H37V121H38ZM83 120H84V119H83ZM106 120H105V121H106ZM133 120H134V119H133ZM146 120H147V118H146ZM149 120H150V119L148 118V121H149ZM175 120H176V119H175ZM180 120H181V118H180ZM190 120H191V119H190ZM195 120H196V119H195ZM237 120H238V119H237ZM259 120H260V118H259ZM0 121H1V120H0ZM27 121H28V119H26V123H27V125L30 124L29 126H31V123H29V122H27ZM29 121H30V120H29ZM41 121H42V119H41ZM44 121H45V120H44ZM63 121H64V120H63ZM69 121H68V123H69ZM84 121H85V120H84ZM88 121H89V120H88ZM88 121H87V122H88ZM96 121H97V120H96ZM114 121H115V120H114ZM178 121H179V120H178ZM182 121H183V120H182ZM200 121H201V120H200ZM200 121H197V122L200 123ZM202 121H203V120H202ZM235 121H236V120H235ZM235 121H234V122H235ZM240 121H241V120H240ZM9 122H10V121H9ZM9 122L7 121V123H8L9 126H10L11 122H10V123H9ZM38 122H39V121H38ZM38 122H36V123H38ZM81 122H83V121H81ZM85 122H86V121H85ZM85 122H84V123H85ZM89 122H90V121H89ZM97 122H98V121H97ZM136 122H137V121H136ZM146 122H147V121H146ZM153 122H154V121H153ZM176 122H177V121H176ZM184 122H185V121H183L182 123H184ZM230 122H232V121H230ZM238 122H239V121H238ZM261 122H262V121H261ZM261 122L259 121L258 123H261ZM3 123H4V122H3ZM18 123H20V122H18ZM41 123H43V121H42ZM63 123H64V125H65L66 122H63ZM79 123H80V122H79ZM92 123H93V122H91L90 124L92 125ZM98 123H100V122H98ZM119 123H120V122H119ZM142 123H143V122H142ZM177 123H178V122H177ZM179 123H180V121H179ZM202 123H203V122H202ZM262 123H264V122H262ZM14 124H15V123H14ZM16 124H17V123H16ZM21 124H23V123H21ZM21 124H20V125H21ZM43 124H44V123H43ZM71 124H73L72 121H71ZM71 124H70V125H71ZM96 124H97V123H96ZM117 124H118V123H117ZM129 124H130V126L132 125V123H129ZM129 124H128V122L125 121L124 119L121 121L120 126H119V129H121V131H120L121 133H119L118 135L116 134V135L112 136L111 138H109V140L106 141V143L104 144V148H105L104 150H105V151L103 150L102 152H99L98 149H97V148H98V143L95 144V145H97V147L94 146V145H93V146H90V147H89V146H86V145H85V146L83 145V147H81V146H82V145H81L82 143L80 144V141H81V140L78 139V140H79V145H80V147H79L78 144L75 143L76 145H78V149H79L78 155H77V153H76V155H77V156H76V161H74V157L72 156V155H74V153L71 151L73 154H72V153H68V154H67L68 158L66 159V163H65V162H64V163L67 164V165H68L69 163H72V164H71L72 167H73V163H77L76 165H77L78 169L80 170V166H81V165L86 164V163H88L89 165H90V164L92 165V163H95V164H96V162H98V160L101 162L102 159H103V161H102L101 163L104 162V159H107V162H108L109 164L111 163L110 161H114V162H115V160H122V159H123V156L125 155V154L123 153V151H120V152H122V153L119 154V155L122 157V159H121L120 156L115 155L114 152H113V154H114L115 156H114L112 153L109 155L108 149H109V148L111 149V147L114 148L113 146H115V147H117V146H118V147H120V146L123 147L122 145H124V147H125V145H126V147H127V145H129V144L131 145V143L133 142V141H132L133 138H131V137H134V136H132L133 133L130 131L131 129L129 130V128H130V127H129ZM134 124H135V123H134ZM134 124H133V125H134ZM139 124H140V123H139ZM143 124H144V123H143ZM145 124H146V123H145ZM148 124H151V122L148 123ZM159 124H160V123H159ZM180 124H181V123H180ZM17 125H18V124H17ZM24 125H25V124H24ZM32 125H33V128H34L37 124H35V125L32 124ZM39 125H40V124H39ZM44 125H45V124H44ZM76 125H78V124H76ZM84 125H85V124H84ZM99 125H103V124L101 123V124H99ZM151 125L153 126V124H151ZM222 125H223V124H222ZM258 125H259V124H258ZM4 126H5V125H4ZM4 126H2V127H3V130H4ZM21 126H22V125H21ZM25 126H26V125H25ZM29 126H28V127H29ZM40 126H42V125H40ZM57 126H58V125H57ZM60 126H61V124H60ZM66 126H67V125H66ZM66 126H65V127H66ZM103 126H104V125H103ZM109 126H112V125L109 124L108 127H107V129L109 128ZM154 126H156V125L154 124ZM160 126H161V124H160ZM163 126H162L163 130H164V129L167 130V129H166L167 126H165V127H163ZM171 126H172V123H171ZM173 126H175V123H174ZM173 126H172V127H173ZM176 126H177V125H176ZM197 126H200V124H198ZM226 126H227V125H226ZM253 126H254V128H253ZM261 126L264 127V125H261ZM17 127H18V126H17ZM37 127H39V126L37 125L35 128H37ZM48 127H50V126H48ZM48 127H47V128H48ZM51 127H52V126H51ZM55 127H56V125H55ZM58 127H59V126H58ZM61 127H63V126H61ZM68 127H70V126H68ZM68 127H66V128H68ZM74 127H76V126H74ZM74 127H73V128H74ZM90 127H91V126H90ZM90 127H89V128H90ZM92 127H95V126H92ZM92 127H91V128H92ZM105 127H106V126H105ZM140 127H141V126H140ZM140 127H139V128H140ZM142 127H143V125H142ZM142 127H141V128H142ZM145 127H146V126H145ZM168 127H169V126H168ZM224 127H225V126H224ZM237 127H238V126H237ZM263 127H262V128H263ZM11 128H14V129H15L16 126H15V127L12 126ZM18 128H19V127H18ZM18 128H17V129H18ZM21 128H23V127H21ZM26 128H27V127H25V130H26ZM29 128H30V127H29ZM35 128H34V129H35ZM82 128H83V127H82ZM97 128H98V125H97ZM137 128H138V126H137ZM156 128H157V127H156ZM156 128H155V129H149L148 126H147V128H143V129L140 130V131H141V134H142V133H143V134H144V133H145V134H153V133H154V135H156L157 132H159V131L157 130V129H159V128H157V129H156ZM162 128H160L159 130L162 131V130H161ZM176 128H177V127H176ZM258 128H259V130H258ZM34 129H33V131H34ZM38 129H39V128H38ZM71 129H72V128H71ZM71 129H70V130H71ZM79 129H81V128H79ZM109 129H110V128H109ZM109 129H108V130H109ZM115 129H116V128H115ZM170 129H171V128H170ZM194 129H195V131L198 130L197 128H194ZM196 129H197V130H196ZM254 129H255V130L257 129V130L255 131ZM5 130H6V129H5ZM8 130H9V129H8ZM18 130H19V129H18ZM21 130H22V129H21ZM49 130H50V129H49ZM63 130H64V129H63ZM67 130H68V129H66V131H67ZM74 130H75V129H74ZM74 130H73V131H74ZM86 130H87V129H86ZM88 130H89V129H88ZM92 130H93V129H92ZM102 130H103V129H102ZM138 130H139V129H138ZM168 130H169V129H168ZM168 130H167V131H168ZM221 130L223 131V129H221ZM51 131H53V130H51ZM80 131H81V130H80ZM82 131L84 132L85 130L82 129ZM82 131H81V132H82ZM94 131H95V130H94ZM110 131H112V130L110 129ZM118 131H119V130H118ZM135 131H136V130H135ZM135 131H134V132H135ZM156 131H157V132H156ZM176 131H177V130H176ZM254 131H255V133H254ZM262 131H264V130H262ZM262 131H261V132H262ZM0 132H1V129H0ZM13 132H15V131H13ZM55 132H56V131H55ZM61 132H63V131L61 130ZM61 132L59 131V133H61ZM75 132H77V131H75ZM87 132H88V131H87ZM95 132H97V131H95ZM155 132H156V134H155ZM163 132H164V131H163ZM165 132H166V131H165ZM165 132H164V133H165ZM169 132H170V130L168 131V133H169ZM192 132H193V131H192ZM192 132H191V133H192ZM209 132H210V133H209ZM17 133H18V132H17ZM26 133H27V132H26ZM35 133H36V132H35ZM40 133H41V132H40ZM48 133H50V132H48ZM59 133H58V134H59ZM64 133H66L65 130H64ZM93 133H94V132H93ZM109 133H110V132H109ZM137 133H138V132H137ZM191 133H190L189 135H191ZM194 133H195V132H194ZM228 133H229V132H228ZM18 134H20V133H18ZM29 134H30V132H29ZM79 134H81V133H78V135H79ZM90 134H91V130H90V133H89L88 136H90ZM101 134H102V133H101ZM101 134H100V135H101ZM103 134H104V133H103ZM145 134H144V135H145ZM158 134H162V132H161V133H158ZM166 134H167V133H166ZM192 134H193V133H192ZM209 134H210L211 136H210ZM212 134H213L214 136H213ZM0 135H2V133H1ZM4 135H5V134H4ZM40 135H41V134H40ZM40 135H39V136H40ZM42 135H44L43 132H42ZM51 135H52V133H51ZM55 135H56V134H55ZM68 135H69V134H68ZM83 135H84V133H83ZM92 135H93V134H92ZM134 135H135V133H134ZM172 135H174V134H172ZM181 135H182V134H181ZM183 135H184V137H185V134H183ZM183 135H182V137H183ZM189 135H188L187 137H189ZM245 135H247V137H246ZM263 135H264V132H263ZM2 136H3V135H2ZM2 136H1V137H2ZM6 136H7V134H6ZM9 136H10V135H9ZM18 136H19V135H18ZM20 136H21V135H20ZM20 136H19V138H20ZM35 136H36V135H35ZM60 136H61V135H60ZM69 136H71V135H69ZM74 136H75V135H74ZM85 136H86V134H85ZM88 136H87V137H88ZM102 136H104V135H102ZM142 136H143V135H142ZM150 136H151V135H150ZM156 136H158V135H156ZM166 136H167V135H166ZM170 136H171V135H170ZM179 136H180V133H179ZM192 136H193V135H192ZM209 136H210V137H209ZM4 137H5V136H4ZM16 137H17V136H16ZM16 137H15V140H16ZM21 137H22V136H21ZM25 137H26V136H25ZM31 137L33 138V136H31ZM49 137H50V136H49ZM55 137H56V136H55ZM87 137H86V138H87ZM99 137H100V136H99ZM139 137H140V136H139ZM145 137H147V136H145ZM148 137H149V136H148ZM158 137H159V136H158ZM167 137L169 138V135H168ZM171 137H174V136H171ZM184 137H183V138H184ZM11 138H12V137H11ZM29 138H30V136H29ZM37 138H38V137H37ZM44 138H45V137H44ZM63 138H66V137H63ZM134 138H135V137H134ZM136 138H137V137H136ZM168 138H167V139H168ZM5 139H6V137H5ZM48 139H49V138H48ZM54 139H55V138H54ZM69 139H70V138H69ZM72 139H73V138H72ZM72 139H71V140H72ZM103 139H104V138H103ZM106 139H107V138H106ZM155 139H156V138H155ZM165 139H166V137H165ZM181 139H182V138H181ZM187 139H188V138H187ZM190 139H192V142H193V140H194L193 137L190 138ZM15 140H14V141H15ZM20 140H21V139H20ZM23 140H24V139H23ZM23 140H22L21 142H23ZM25 140H27V138H25ZM29 140H30V139H29ZM31 140H32V139H31ZM61 140H62V139H61ZM74 140H75V139H74ZM78 140L76 139L75 141H78ZM83 140H84V139H83ZM99 140H101V138H100ZM130 140H131V141H130ZM138 140H139V139H138ZM138 140H137V141H138ZM158 140H159V139H158ZM171 140H172V138H171ZM171 140L168 141V142H171V143H169L168 145H167V144L164 145V143L162 142L163 144H162L161 146L164 145L165 147H163V149L160 150V151H159V149H158L159 152L155 151V152L153 153V156H154L155 158H156V156H157V157H160V156L163 155V157H164V156L166 155V157H167V155H168V158H169V157L171 158L170 162H165V163L163 162L164 164H163L162 168H160V170H159L156 174H152V173L150 172L151 175H152V176H151V180L149 181L147 187H144L145 189H143V191L140 193V195H139L138 197L136 196L137 198H136L135 200H134V198H133L132 201L130 200V202H128V205L125 206V208H124V205H126V204L124 203L125 201H124V202H121V201H120V199L122 198V195H120V194H122L121 192L124 191V188H125V191L129 190L130 187H132V186L134 185V183L137 182L138 178H135V180H131V179H130L131 181H129L127 184H124V185H123L124 187L122 186L123 188L120 187L119 189H117L118 192H117V191H116V192H115V191L113 192V194L116 195V197L118 198V200H117L116 202L113 203V204H114V207L110 204L111 202H107V203H109V204L111 205V208H110V209H107V208L104 207V208H102L101 210H99V212L96 213V214H98V213L101 214V216H102L101 218H103V221L99 219V222L102 221V223H101V225H100V228L97 229V230H94V231H89V232H91V233H90L88 236L86 235V236L88 237L86 242H89V245H90V246L92 245L91 243L93 242V241H92V240H93V237H92V236L96 235V236L98 237V236H101L102 234L105 235L107 232H110L111 230H113V232H116L117 230L114 231V228H115V226L117 225L116 223L119 222L118 224H119V226H120V223L122 224V222H124V220L126 219L127 214L130 213V211H132V210L137 211V208H139V207L142 208L141 206H144V207H145V205H147L146 209H143L144 207L142 208L143 210H145V212H143V213L145 214V215L143 214V217H144L143 221H144V222H149V223L153 222V224H154V222H156L155 219H162V220H164V221H167V219H170V218H171V220H172V217H171V216H174V217H175L176 214L179 213V212H178V213H175L176 209L173 208V205H174V204L177 203V205H178L179 199H180V203H181V200L183 199V198H181V197L184 195V194H183V189H181V187L179 188V186H177L178 188H176V186H175V187H172V188L170 187L171 189L169 190V194H166V196H168V197H166V198H167V201H168V199H169V201H168L167 203L165 202V203L167 204V208H166L165 210L163 209V211H161L160 213H158L159 215H156V216H155V215H152V214L149 213V212H151V211L153 212V211H154L153 208H152L151 211H149V209H148V208H149V206H148L149 204H152V205H153V203H156V202H157L156 200H158V196H157V195H159V194L156 195V192H155L156 189H157L156 187H158V185H160V183H161L162 181H165V182H166V179H167V178L169 179L170 176H172V179H173V177L179 175L180 172H181V170H184V169L186 168V166H190V165L192 166V165L195 163V161H196V155H193L192 152H191L192 155L189 154L188 156H185V151H186V149H187V148H190V147H187L188 144H186V142H185V143H182V144H180V143L178 142V144H180V145L178 146V145L175 143V141L172 140V141H173V142H172ZM174 140H175V139H174ZM196 140H197V139H196ZM253 140H252V141H253ZM0 141H1V140H0ZM14 141H13V142H14ZM17 141H19V140H17ZM37 141L39 142V139H37ZM43 141H44V140H43ZM52 141H54V140H52ZM65 141H66V140H65ZM65 141H64V142H65ZM103 141H105V140H103ZM137 141H136V142H137ZM177 141H178V140H177ZM179 141H180V140H179ZM184 141H186V139L183 140V142H184ZM219 141H220V142H219ZM245 141H247V140H245ZM1 142H2V141H1ZM8 142H9V141H8ZM11 142H12V141H11ZM31 142H32V141H31ZM66 142H68V140H67ZM69 142H70V141H69ZM69 142H68V144H69ZM84 142H85V140H84ZM100 142H101V141H100ZM128 142H130V143H128ZM136 142H135V143H136ZM138 142H139V141H138ZM153 142H154V141H153ZM156 142H161V141H156ZM187 142H188V141H187ZM205 142H206V141H205ZM205 142H204V143H205ZM243 142H244V141H243ZM5 143H7V142H5ZM9 143H10V142H9ZM15 143H16V142H15ZM19 143H20V142H19ZM19 143H18V144H19ZM23 143H24V142H23ZM28 143H29V141H28ZM50 143H51V142H50ZM57 143H58V142H55V143H53L52 145L57 144ZM71 143H72V142H71ZM86 143H87V141H86ZM89 143H90V142H89ZM91 143H93V142H91ZM102 143H103V142H102ZM127 143H128V144H127ZM133 143H134V142H133ZM189 143H190V142H189ZM223 143L226 145V148H225V146L223 145ZM245 143H246V142H245ZM245 143H244V144H245ZM2 144H4V143H2ZM21 144H22V143H21ZM26 144H27V143H26ZM41 144H42V143H41ZM41 144H40V145H41ZM59 144H60V143H59ZM64 144H65V143H64ZM66 144H67V143H66ZM72 144H73V143H72ZM140 144H141V143H140ZM140 144H139V146H140ZM148 144H149V143H148ZM150 144H151V142H150ZM158 144H159V143H158ZM174 144L177 145V146H175ZM185 144H186V145H185ZM244 144H243V145H244ZM4 145H5V144H4ZM7 145H8V144H7ZM22 145H23V144H22ZM28 145H29V144H28ZM28 145H27V146H28ZM31 145H32V144H31ZM100 145H101V144H100ZM134 145H135V144H134ZM142 145H143V144H142ZM206 145H207V144H206ZM220 145H221V144H220ZM12 146L14 147V143H13ZM12 146H8V147H12ZM20 146H21V145H20ZM35 146H36V145H35ZM44 146L47 147L48 145L44 144ZM50 146H51V145H50ZM59 146H61V145H59ZM63 146H64V145H63ZM73 146H74V145H73ZM149 146H150V145H149ZM153 146H154V145H153ZM159 146H160V144H159ZM190 146H191V145H190ZM3 147H4V146H3ZM5 147H6V146H5ZM8 147H7V148H8ZM13 147H12V148H13ZM17 147H18V146H17ZM53 147H54V146H53ZM61 147H62V146H61ZM69 147H70V146H69ZM126 147H125V148H126ZM136 147H137V145H136ZM141 147H142V146H141ZM155 147H157V146H155ZM191 147H192V146H191ZM202 147H204V145H203ZM244 147H247V145L244 146ZM0 148H1V146H0ZM18 148H20V147H18ZM18 148H17V149H18ZM23 148L25 149V146H24ZM34 148H35V147L33 146L32 149H34ZM62 148H63V147H62ZM66 148H68V147H65L64 149H66ZM75 148H77V147H75ZM261 148H262V150H261ZM4 149H5V148H4ZM26 149H27V148H26ZM32 149H31V150H32ZM35 149H36V148H35ZM40 149H41V148H40ZM70 149H71V147H70ZM72 149H73V148H72ZM102 149H103V148H102ZM126 149H128V148H126ZM126 149H125V150H126ZM144 149L146 150L145 147H144ZM156 149H157V148H156ZM222 149H223V148H222ZM251 149H252V148H251ZM9 150H12V149L9 148ZM44 150H46V149H44ZM50 150H52V147H51ZM55 150H56V149H55ZM119 150H120V148H119ZM137 150H138V149H137ZM4 151H5V150H3V151H1V152H4ZM13 151H14V148H13ZM22 151H23V150H22ZM26 151H28V150H26ZM33 151H34V150H33ZM37 151H38V150H37ZM68 151H69V150H68ZM75 151L77 152V150H75ZM110 151H111V150H110ZM113 151H114V150H113ZM142 151H143V150H142ZM150 151H152V150H150ZM195 151L197 152V149H195ZM198 151H199V149H198ZM238 151H239V152H238ZM249 151L251 152V150H249ZM1 152H0V153H1ZM7 152H8V151H5L6 155L9 154V153H7ZM9 152H10V151H9ZM15 152H17V150H16ZM69 152H70V151H69ZM118 152H119V151H118ZM120 152H119V153H120ZM133 152H134V151H133ZM133 152H131V155H132ZM137 152H138V151H137ZM241 152H242V150H241ZM244 152H245V150H244ZM244 152H242V156H244V157H243L244 159H242V161L245 162V163L247 164V166L249 165V163L252 165V163H251L252 161H256V162H257V161H258L257 158L262 159L260 156L258 157L257 154H256V152L254 151V153H255L256 155L253 154V156H251V155H252L251 153H248V155L246 154V155L248 156V158H247V157H246V158H247V160H248L249 162H248V161H245V160H246V158H245V156H246L245 153H246V152H245V153H244ZM11 153H12V152H11ZM13 153H14V152H13ZM22 153H23V152H22ZM30 153H31V152H30ZM30 153H29V154H30ZM33 153H34V152H33ZM46 153H47V151H46ZM189 153H190V151H189ZM216 153H217V152H216ZM252 153H253V151H252ZM3 154H4V153H3ZM17 154H18V153H17ZM19 154H20V152H19ZM49 154H50V153H49ZM49 154H48V155H49ZM51 154H52V153H51ZM51 154H50V155H51ZM64 154H65V153H64ZM87 154H88V155H87ZM122 154H124V155L122 156ZM139 154H141V153L139 152ZM186 154H187V153H186ZM198 154H199V152H198ZM205 154H207V153H204V155H205ZM209 154H210V153H209ZM211 154H212V153H211ZM229 154H230V156H229ZM243 154H244V155H243ZM249 154H250V157H249ZM15 155H16V154H15ZM21 155H22V154H21ZM24 155H25V154H24ZM42 155H43V154H42ZM44 155H45V154H44ZM134 155H135V154H134ZM136 155H137V154H136ZM141 155H143V154H141ZM216 155H217V154H216ZM216 155H215V156H216ZM232 155H233V156H232ZM234 155H236V156H234ZM1 156H4V155L0 154V157H1ZM27 156H28V155H27ZM126 156H127V155H126ZM181 156H182V157H181ZM205 156H206V155H205ZM205 156L202 155V157H205ZM209 156L212 157V155H209ZM213 156H214V154H213ZM215 156H214L213 158H215ZM219 156H220V154L217 155V158H218ZM231 156H232V157H231ZM256 156H257V157H256ZM7 157H8V156H7ZM11 157H12V156H11ZM13 157H14V156H13ZM22 157H23V156H22ZM30 157H31V156H30ZM45 157L47 158V156H45ZM50 157H51V156H50ZM57 157H58V156H57ZM65 157H66V155H65ZM85 157H86V158H85ZM114 157H115V158H114ZM117 157H118V158H117ZM154 157H152V158H154ZM184 157H185V158H186V157H189V158H188V159H187V158L185 159ZM199 157H200V156H199ZM202 157H200V158H202ZM211 157H210V158H211ZM228 157H229V158H228ZM251 157H252V158L255 157L254 160H252ZM15 158H16V156L14 157V159H15ZM20 158H21V157H20ZM63 158H64V157L62 156L61 159H63ZM108 158H111L112 160H111V159H108ZM141 158H142V157H141ZM146 158H147V157H146ZM146 158H145V159H146ZM219 158H221V157H219ZM222 158H221V159H222ZM6 159H7V158H6ZM14 159H13V161H14ZM18 159H19V158H18ZM18 159H17V161H18ZM30 159H31V158H30ZM38 159H40V158H38ZM41 159H42V158H41ZM41 159L38 160L39 162H37V164H38V163L40 164ZM50 159H51V158H50ZM57 159H59V158H57ZM57 159H56V160H57ZM61 159H59V160H61ZM113 159H115V160H113ZM197 159H198V158H197ZM211 159H212V158H211ZM239 159H240V158H239ZM250 159L252 160L251 162H250ZM3 160H4V159H3ZM15 160H16V159H15ZM19 160H20V159H19ZM36 160H37V159H36ZM63 160H64V159H63ZM125 160H126V158H125ZM146 160H147V161H141V160H139L137 157H136V158L134 157L132 161H128V162H130V163H126V164H124L123 167H124L125 169L123 168V170H124L125 172H128V171H130L131 169H136V170H138L139 168H142V169H143V168L146 167V164L149 163L148 160H150V158H147ZM152 160H153V159H152ZM25 161H26V160H25ZM27 161H28V160H27ZM42 161H45V160H42ZM64 161H65V160H64ZM157 161H160V160L158 159ZM209 161H210V159H209ZM217 161H218V160H217ZM234 161H235V160H234ZM48 162H49V161H48ZM58 162H59V161H58ZM116 162H117V161H116ZM118 162H119V161H118ZM124 162H127V161H123V163H124ZM147 162H148V163H147ZM150 162H151V161H150ZM221 162H222V161H221ZM227 162H228V161H227ZM262 162H263V159H262V161L260 160V162L258 161V163H260L261 165H263ZM2 163H3V162H2ZM14 163H15V162H14ZM151 163H152V162H151ZM151 163L149 164V165H150L149 167H151ZM198 163H199V162H198ZM198 163H197V164H198ZM210 163H212V161H211ZM210 163H209V164H210ZM225 163H226V162H225ZM258 163H256V165H257ZM263 163H264V162H263ZM4 164H5V163H4ZM23 164H24V163H23ZM44 164H45V163H44ZM52 164H53V163H52ZM158 164H159V163H158ZM161 164H162V163H161ZM195 164H196V163H195ZM197 164H196V165H197ZM206 164H207V163H206ZM206 164H204V165L206 166ZM214 164H216V163H214ZM214 164H213V166L209 165L208 169H207L205 166H204V168H205L204 170L201 169V171H200V175H201L202 177L199 176V174H198V172H197L196 170H195V172H197V174H196L195 172H193L192 170H191V172H190L189 174L187 173V174L189 175L190 179H191V178H194V177H195V180H196L197 177H200V178H201V179L199 178V179L201 180V183H200V184H199V182H198V183L195 182L197 185L199 184V186H195L194 184H191V185H194L195 187H193V188L191 187L190 191H188L189 194L187 193V194L189 195L188 199L190 198V201H191V202L194 201V202H193V203H195L194 205H196V206L198 205L199 208L193 206V209H191V211L189 210L188 212H186L185 214L188 213V215H186L185 218H184V219H186V223L181 222L180 219H179V221L181 222V225L186 224L185 227H187V226H188V227H192V226L190 225V222H187V221H189V220L192 219V220L195 222L194 219H195L197 216H199V215H198V214H199V211H200V210L203 211V208H201V206L199 205V203H201L202 200H203V198L207 195V194H206L205 196H203V195H204L203 193H206L207 190L210 191V190H212L215 186L219 185V184H216L217 181H218L217 183H220L221 181H223V183H224L225 175H226V177H228V179H229V180H228V183H227V185H229V182H230L231 184H232L233 182H236V181H237V183H239V182H245V181L247 182V177H248V176H245L244 174L251 175V173H252V177H253V173H254V172H255V173H258V172H259L258 170H263L262 168H261V169H259V168L257 169V168H256L258 172H256L255 170H253L254 172H251V173L249 174V173H248L249 170L252 171L251 168H249V169L247 170L248 172H246V170H245V171L243 170V171L245 172V173H244V172L241 170V169H243V168H241V166H240V168H239L240 170H237L236 168H234V166H236V165L233 164L232 166H233V168L235 169V171H236V172L238 171V173H236V172H232V171L228 172V169H227L228 165H226V164H225V167H223V165H221V166H220V165L217 166V164H216V165H214ZM229 164H230V163H229ZM246 164H245V165H246ZM1 165H2V167L4 166L3 164H1ZM13 165H14V164H13ZM25 165L27 166V162H26ZM62 165H63V164H62ZM86 165H87V164H86ZM103 165H104V163H103ZM199 165H201V164H199ZM202 165H203V164H202ZM251 165H249V166H251ZM20 166H22V165L20 164ZM26 166H25V167H26ZM34 166H35V165H34ZM41 166H42V165H41ZM43 166H44V165H43ZM53 166H54V165H53ZM57 166H58V165H57ZM63 166H64V165H63ZM95 166H96V165H95ZM158 166H159V165H158ZM184 166H185V167H184ZM207 166H208V165H207ZM229 166H230V165H229ZM4 167H5V166H4ZM17 167H18V166H17ZM17 167H16V169H17ZM22 167H23V166H22ZM39 167H40V166H39ZM49 167H50V165H49ZM67 167H68V166H67ZM111 167H112V165H111ZM153 167H155V166H153ZM156 167H157V166H156ZM156 167H155V169H156ZM192 167H193V166H192ZM194 167H195V165H194ZM194 167H193V168H194ZM236 167H238V166H236ZM251 167H252V168H255V166H251ZM257 167H258V165H257ZM9 168H10V167H9ZM9 168H8V169H9ZM13 168H14V167H13ZM13 168H12V169H13ZM30 168H31V166H30ZM55 168H56V167H55ZM73 168H76V167H73ZM82 168H83V166H82ZM96 168H97V166H96ZM104 168H106V167H104ZM157 168H158V167H157ZM182 168H183V169H182ZM189 168H190V167H189ZM246 168H247V167H246ZM22 169H23V168H22ZM34 169H35V168H34ZM39 169H40V168H39ZM51 169H53V168H51ZM69 169H70V166H69ZM76 169H77V168H76ZM87 169H88V167H87ZM90 169H91V166H90ZM148 169H149V168H148ZM244 169H245V168H244ZM18 170H19V169H18ZM20 170H21V169H20ZM30 170H32V169H30ZM71 170H72V168H71ZM71 170H70V171H71ZM73 170H74V169H73ZM100 170H101V169H100ZM198 170H199V169H198ZM202 170H203V171H202ZM226 170H227V171H226ZM0 171H2V170H0ZM10 171H11V170H10ZM60 171H61V169H60ZM63 171H64V170H63ZM67 171H68V170H67ZM88 171H90V170H88ZM98 171H99V170H98ZM138 171H139V170H138ZM142 171H143V170H142ZM145 171L149 174V175H147V176H150V173H149L147 170H145ZM145 171H144V173H145ZM20 172H21L22 175H23L22 170H21ZM42 172H43V171H42ZM46 172L49 174V169H48V171H46ZM51 172H52V171H51ZM81 172H82V170H81ZM85 172H86V171H85ZM116 172H117L116 170H115V171H114V170H110V171H108V172L106 171V173H100L99 176H95V177L90 178V180H89L88 182H84V183L81 182V184H79V185H80V188H81V190H82V194L84 193V196L87 197V198H89V201H92V200H91V199H92V195H93V194L96 195V194L99 192V190H100L101 187H103L104 185H107V184H106L107 182H109V181L113 180L114 178H116V175H117ZM184 172H186V171H184ZM215 172H216V173H217V172H221L222 175H220V176L224 177V179H221L220 177H219V178H220L221 180H220V179H219V180L217 179V181H216L215 179H213V178H212V175H213V173H215ZM222 172H223V173H222ZM239 172H242V173H239ZM53 173H54V172H53ZM55 173H56V172H55ZM55 173H54V174H55ZM58 173H59V169H58ZM61 173H63V172H61ZM66 173H67V172H66ZM72 173H73V172H72ZM78 173H79V172H78ZM118 173H119V172H118ZM134 173H135V172H134ZM192 173H193V174L195 173L196 175H195V174L193 175ZM224 173H225V175H224ZM260 173H261V172H259V174H260ZM25 174H26V173H25ZM27 174H28V173H27ZM38 174H39V172H38ZM50 174H51V173H50ZM56 174H57V173H56ZM83 174H85V173H83ZM93 174H95V173H93ZM121 174H122V173H121ZM126 174H127V173H126ZM259 174H258V175H259ZM29 175H30V174H29ZM58 175H59V174H58ZM66 175H67V174H66ZM72 175H73V174H72ZM85 175H87V174H85ZM138 175H139V174H138ZM192 175H193V176H192ZM214 175H215V174H214ZM217 175H218V174H217ZM217 175H215V176H217ZM223 175H224V176H223ZM256 175H257V174H256ZM260 175H261V174H260ZM262 175H264V174L262 173ZM2 176H3V175H2ZM27 176H28V175H27ZM34 176H35V175H34ZM34 176H33V177H34ZM39 176H40V174H39ZM42 176H44V175H42ZM67 176H68V175H67ZM67 176H65V177H67ZM70 176H71V175H70ZM81 176H82V174H81ZM254 176H255V175H254ZM45 177H46V176H45ZM45 177H44V178H45ZM51 177H52V176H51ZM56 177H57V176H56ZM59 177L61 178V176H59ZM71 177H75V175H74V176H71ZM84 177H85V176H84ZM128 177H130V176L128 175L127 178H128ZM137 177H138V176H137ZM139 177H140V176H139ZM185 177H186V176H185ZM217 177H218V176H217ZM249 177L251 178V176H249ZM261 177H263V176H261ZM3 178H4V176H3ZM5 178L8 179V178L6 177V175H5ZM12 178H13V177H12ZM12 178H11V179H12ZM14 178H15V177H14ZM16 178H17V177H16ZM49 178H50V177H49ZM67 178H69V177H67ZM88 178H89V177H88ZM119 178H120V177H119ZM127 178H126V180H127ZM132 178H133V177H132ZM176 178H177V177H176ZM181 178H182V176H181ZM186 178H187V177H186ZM263 178H264V177H263ZM1 179H2V178H1ZM24 179H25V178H24ZM24 179H23V180H24ZM47 179H48V178H47ZM52 179H53V178H52ZM62 179H63V178H62ZM62 179H61V180H62ZM77 179H78V178H77ZM120 179H121V178H120ZM140 179H141V177H140ZM199 179H198V180H199ZM212 179H213V180H212ZM226 179H227V178H226ZM248 179H249V178H248ZM14 180H15V179H14ZM25 180H28V179H25ZM39 180H40V179H39ZM65 180H66V179H65ZM68 180H69V179H68ZM75 180H76V179H75ZM114 180H115V179H114ZM122 180H123V178H122ZM180 180H182V179H180ZM3 181H5V180H3ZM9 181H10V178H9ZM9 181H8V182H9ZM44 181H45V180H44ZM48 181H49V180H48ZM57 181H59V179L55 178V182H57ZM62 181H63V180H62ZM73 181H74V180H73ZM76 181H77V180H76ZM140 181H141V180H140ZM174 181H178V180H174V179L171 180V182H173V186L177 183V182L175 183ZM187 181H189V179H188ZM191 181H192V179H191ZM193 181H194V180H193ZM196 181H197V180H196ZM226 181H227V180H226ZM232 181H233V182H232ZM250 181H251V179H250ZM252 181H254V180H252ZM252 181H251V182H252ZM8 182H5V184L8 183ZM28 182H29V183L32 182V183L35 184V185L37 184V182L40 183V181H36V180H35V181H34V180H30V181H28ZM65 182H66V181H65ZM65 182H63V183H65ZM70 182H71V181H70ZM116 182H117V180H116ZM181 182L183 183V181H181ZM189 182H190V181H189ZM0 183H1V182H0ZM11 183H12V182H10V184H9L10 186H11ZM14 183H15V182H14ZM19 183H20V182H19ZM19 183H17V184L19 185ZM21 183H22V181H21ZM47 183H48V182H47ZM47 183H46V184H47ZM51 183H53V182L51 181ZM57 183H58V182H57ZM57 183H55V184H57ZM60 183H61V182H60ZM60 183H58L57 185H59ZM66 183H67V182H66ZM113 183H114V182H113ZM120 183H121V182H120ZM145 183H146V182H145ZM179 183H180V182H179ZM260 183H261V182H260ZM17 184H16V185H17ZM121 184H122V183H121ZM161 184H162V183H161ZM167 184H168V183H166V185H167ZM187 184H190V183H187ZM215 184H216V185H215ZM239 184H240V183H239ZM246 184L249 185V183H246ZM255 184H256V183H255ZM0 185L3 186L4 184H3V185L0 184ZM20 185H21V184H20ZM22 185H23V184H22ZM47 185H48V184H47ZM66 185H67V184H66ZM71 185H72V184H71ZM113 185H116V183L113 184ZM143 185H144V183H143ZM145 185H146V184H145ZM179 185H180V184H179ZM185 185H186V184H185ZM220 185H221V184H220ZM220 185H219V186H220ZM232 185H233V184H232ZM240 185H241V184H240ZM1 186H0V187H1ZM10 186H9V187H10ZM23 186H24V185H23ZM53 186H54V185H53ZM75 186H76V188H77V185H75ZM118 186H119V185H118ZM134 186H135V185H134ZM160 186H161V185H160ZM225 186H226V185H225ZM28 187H29V184H28ZM28 187H27V188H28ZM31 187H32V184H31ZM33 187H34V186H33ZM54 187H55V186H54ZM54 187H53V188H54ZM57 187H59V186H57ZM78 187H79V186H78ZM110 187H111V186H110ZM135 187H136V186H135ZM137 187H138V186H137ZM137 187H136V188H137ZM162 187L165 189V186H162ZM162 187H160V188H162ZM182 187H183V186H182ZM188 187H190V186H188ZM233 187H234V186H232V188H233ZM250 187H251V186H250ZM261 187H262V186H261ZM19 188H20V187H19ZM24 188H25V187H24ZM41 188H42V187H41ZM55 188H56V187H55ZM55 188H54V189H55ZM63 188H65V187H63ZM104 188H106V186H105ZM113 188H114V186H113ZM132 188H133V187H132ZM136 188H135V189H136ZM186 188H187V187H186ZM215 188H216V187H215ZM215 188H214V189H215ZM2 189H3V188H2ZM4 189H5V188H4ZM4 189H3V190H4ZM6 189H7V188H6ZM12 189H13V188H12ZM43 189L45 190L44 187H43ZM71 189H72V187H71ZM133 189H134V188H133ZM164 189H162V191H163ZM167 189H168V188H167ZM233 189H234V188H233ZM252 189H254V188H252ZM260 189H261V188H260ZM8 190H11V189H8ZM57 190H58V189H57ZM75 190H76V189H75ZM108 190H109V189H106V191H108ZM110 190H111V189H110ZM113 190H114V189H113ZM122 190H123V191H122ZM234 190H235V189H234ZM5 191H6V190H4V192H5ZM15 191H16V190H15ZM20 191H21V189H20ZM39 191H40V190H39ZM45 191H46V193L48 192L47 190H45ZM59 191H60V190H59ZM111 191H112V190H111ZM135 191H136V190H135ZM167 191H168V190H167ZM181 191H182V192H181ZM260 191H263V190H260ZM9 192H10V191H9ZM31 192L34 193V190L31 189ZM73 192H75V191H73ZM131 192H132V191H131ZM184 192H185V190H184ZM233 192H234V191H233ZM252 192H253V191H252ZM257 192H258V191H257ZM0 193H3V192L0 191ZM6 193H7V192H6ZM6 193H5V195H6ZM28 193H29V192H28ZM39 193L41 194V192H39ZM52 193H53V192H52ZM52 193H51V194H52ZM58 193H61V192H58ZM63 193H64V192H63ZM105 193H106V192H105ZM107 193H108V192H107ZM109 193H110V192H109ZM125 193H126V192H125ZM128 193H129V192H128ZM157 193H158V192H157ZM164 193H166V191H164ZM164 193H163V194H164ZM167 193H168V192H167ZM185 193H186V192H185ZM207 193H208V192H207ZM222 193H223V192H222ZM224 193H226V191H225ZM235 193H237V191H235ZM7 194H8V193H7ZM21 194H22V193H21ZM61 194H62V193H61ZM135 194H136V193H135ZM187 194H185V195H187ZM211 194H212V193H211ZM215 194H216V193H215ZM215 194H213V195H215ZM231 194H232V193H231ZM237 194H238V193H237ZM254 194H255V193H251V195L253 196L252 199H254V198L256 197V194H255V195H254ZM257 194H259V192H258ZM1 195H2V194H1ZM31 195H32V194H31ZM34 195H35V193H34ZM47 195H48V193H47ZM47 195H46V196H47ZM55 195H56V194H54V196H55ZM65 195H67V194H65ZM77 195H78V194H77ZM98 195H99V194H98ZM102 195H103V194H102ZM107 195H108V194H107ZM111 195H112V194H111ZM185 195H184V196H185ZM213 195H212V196L209 195V197H212L211 202H212L213 204H214V202H215V203L217 202L216 204H218V200H219V198H217V200H216L214 197H217V196H214V197H213ZM229 195H230V193H229ZM232 195H233V194H232ZM251 195H250V196H251ZM262 195H264V193H262ZM28 196H29V194H28ZM50 196H51V195H50ZM50 196H49V197H50ZM78 196H79V195H78ZM84 196H83V197H84ZM130 196H131V195H130ZM130 196H129V197H130ZM202 196H203V197H202ZM238 196H240V195H238ZM244 196H245V195H244ZM6 197H7V195H6ZM6 197H5V199H6ZM39 197H40V196H39ZM39 197H38V198H39ZM41 197H42V196H41ZM51 197H52V196H51ZM51 197H50V199H51ZM60 197H61V196H60ZM67 197H68V196H67ZM75 197H76V196H75ZM99 197H101V196H99ZM113 197H114V196H113ZM218 197H219V196H218ZM230 197H231V196H230ZM54 198H55V197H54ZM61 198H63V197H61ZM97 198H98V197H97ZM102 198H103V197H102ZM111 198H112V197H111ZM114 198H115V197H114ZM124 198H125V197H124ZM164 198H165V197H164ZM224 198H225V197H224ZM249 198H251V197H249ZM258 198H259V196H258ZM261 198H263V196H262ZM10 199H11V198H10ZM58 199H59V198H58ZM58 199H57V201L54 200L55 202L53 203V205H52V204L50 205L51 207L49 206L50 208H49V207H47V208H49L50 210H51V208H52V209L54 208L55 210H58V209L60 208L61 204H63V203H60V202L58 201ZM72 199H73V195H72ZM75 199H76V198H75ZM78 199H80V198H78ZM82 199H83V198H82ZM131 199H132V198H131ZM209 199H210V198H209ZM221 199H222V198H221ZM221 199H220V201H221ZM225 199H228V198H225ZM225 199H222V200H224L223 202H226ZM230 199H231V198H230ZM232 199H233V198H232ZM244 199H245V198H244ZM244 199H243V200H244ZM263 199H264V198H263ZM44 200L46 201V199H44ZM47 200H48V198H47ZM52 200H53V199H52ZM52 200H51V201H52ZM68 200H69V199H67V201H68ZM76 200H77V199H76ZM80 200H81V199H80ZM104 200H105V199H104ZM121 200H123V199H121ZM243 200H242V202H243ZM249 200H250V199H249ZM77 201H78V200H77ZM94 201H97V199L93 200L92 202H88V203H87V201H86L85 204H84L83 206H81V208H80V213H82V214H84V213L89 214V216H87V220H86V218L84 217V218H85V221H87V223H89V224H92V223H95V222H96V221H93V220H94V214L92 213V210H94V207L96 208V206H93ZM102 201H103V199H102ZM102 201H101V203L104 202V201H103V202H102ZM105 201H107V200H105ZM109 201H110V200H109ZM128 201H129V199H128ZM159 201H160V199L158 200L157 204L160 203V202H162V201H160V202H159ZM165 201H166V200H165ZM188 201H189V200H188ZM207 201H208V200H207ZM207 201H206V202H207ZM230 201H231V200H230ZM234 201H235V200H234ZM245 201H247V200H245ZM24 202H25V201H24ZM36 202H37V201H34L35 204H36ZM38 202H40V200H39ZM70 202H71V201H70ZM79 202H80V201H79ZM79 202H77V203H79ZM112 202H113V201H112ZM183 202H184V201H183ZM183 202H182V204H184ZM237 202H238V200H237ZM242 202H241V203H242ZM6 203H7V202H6ZM14 203H16V202H14ZM14 203H13V204H14ZM47 203H48V202H47ZM73 203H74V202H73ZM123 203H124V205L122 206ZM163 203H164V202L161 203V204H162L161 208L163 207ZM180 203H179V204H180ZM185 203H186V202H185ZM219 203H221V202H219ZM230 203H231V202H230ZM3 204H4V201L0 200V205H3ZM25 204H27V203L25 202ZM25 204H23V205L25 206ZM44 204H45V203H44ZM68 204H69V202H68ZM80 204H81V203H80ZM99 204H100V203H99ZM105 204H106V202H105ZM161 204H160V205H161ZM191 204H192V203H191ZM201 204H202V203H201ZM207 204H208V203H205L206 207H208ZM213 204H212V205H213ZM237 204H238V203H237ZM247 204H248V203H247ZM21 205H22V204H21ZM38 205H39V204H38ZM45 205H46V204H45ZM48 205H49V204H48ZM102 205L104 206V204H101V207H102ZM106 205H107V204H106ZM184 205H185V204H184ZM221 205H222V204H221ZM221 205H220V206H221ZM224 205H225V204H224ZM226 205H227V203H226ZM244 205H245V204H244ZM150 206H151V205H150ZM154 206L156 207V205H154ZM180 206H183V205H180ZM180 206H179V207H180ZM202 206H203V205H202ZM209 206H211V205L209 204ZM215 206H216V205H214V207H215ZM231 206H232V205H231ZM235 206L237 207V210L240 211V209H238V208H240V207L237 206L236 203H235V205L233 206V209H234ZM245 206H246V205H245ZM254 206H255V205H254ZM259 206H260V205H259ZM4 207H5V206H3L2 208L5 210ZM13 207H14V206H13ZM17 207H18V206H17ZM40 207H41V205H40ZM66 207H67V206H66ZM66 207L63 206L62 208L64 209V208H66ZM69 207H70V206H69ZM107 207H108V206H107ZM155 207H154V208H155ZM185 207H187V206L185 205ZM185 207H183V209H184ZM194 207H195V208H194ZM221 207H222V206H221ZM236 207H235L234 210H236ZM250 207H251V206H250ZM255 207H256V206H255ZM11 208H12V207H11ZM26 208H27V209H26ZM26 208H25L26 210L23 209V211H21L22 216H23V215H26V214H29L32 210L34 211V209H36V207L33 208V207H30V206H29V207L26 206ZM126 208H127V209H126ZM200 208H201V209H200ZM217 208H218V207H217ZM217 208H216V209H217ZM14 209H15V208H14ZM17 209H19V208H17ZM20 209H22V208H20ZM41 209H43V210L45 211V209H44L43 207H41ZM49 209H48V210H49ZM183 209L180 208L179 211H180V210H183ZM185 209H187V208H185ZM196 209H198L199 211H198V210L196 211ZM207 209H208V208H207ZM209 209H210V208H209ZM227 209H228V208H227ZM233 209H231V210L233 211ZM260 209H262V208L260 207ZM11 210L13 211V209H11ZM73 210H74V209H73ZM75 210H76V209H75ZM143 210H141V211H143ZM156 210H159V209H156ZM160 210H161V209H160ZM174 210H175V211H174ZM218 210H219V209H218ZM224 210H225V209H224ZM228 210H229V209H228ZM8 211L10 212V209H9ZM38 211H39V210H38ZM44 211H43V212H44ZM65 211H66V209H65ZM202 211H201V212H202ZM239 211H235V213H236V212L239 213ZM244 211H245V210H244ZM39 212H40V211H39ZM45 212H46V211H45ZM51 212H52V211H51ZM139 212H140V211H139ZM176 212H177V211H176ZM184 212H185V211H184ZM201 212H200V213H201ZM10 213L12 214V212H10ZM10 213H9V214H10ZM16 213H17V212H16ZM19 213H20V212H19ZM24 213H25V214H24ZM52 213H53V212H52ZM73 213H74V212H72L71 210H68L67 212H64V214H63V219H62V220H63V221H62V222H63V226H62V227H63V231H62L63 234L60 232V235H61V234L64 235V233H67V232L69 231V229L73 228V226H72L73 224H72V222H70ZM137 213H138V212H137ZM137 213H135V214H137ZM224 213H225V212H224ZM227 213H228V212H227ZM233 213H234V212H233ZM233 213H232V214H233ZM235 213H234V214H235ZM238 213H237V214H238ZM240 213H241V212H240ZM249 213H250V212H249ZM255 213H257V211H256ZM255 213H253V215H256ZM0 214H1V212H0ZM38 214H39V213H38ZM45 214L47 215V213H45ZM49 214H50V213H49ZM58 214H60V213L58 212ZM58 214L56 213V215H58ZM75 214H76V213H74V215H75ZM138 214H139V213H138ZM196 214H197V215H196ZM212 214H213V213H212ZM215 214H216V212H215ZM234 214H233V215H234ZM237 214H236V215H237ZM241 214H242V213H241ZM241 214H239V215H241ZM4 215L7 216V211H6V213H5ZM12 215H13V214H12ZM14 215H15V214H14ZM34 215H35V213H34ZM40 215H42V214H40ZM46 215H45V216H46ZM77 215H78V214H77ZM128 215H129V214H128ZM132 215H133V214H131V215H129V216H132ZM140 215H141V214H140ZM195 215H196V216H195ZM204 215H205V214H204ZM221 215H222V214H221ZM228 215H230V214H228ZM250 215H251V213H250ZM250 215H249V216H250ZM48 216H49V215H47V218H49ZM81 216H82V215H81ZM83 216H84V215H83ZM99 216H100V215H99ZM99 216H98V217H99ZM178 216H179V215H178ZM178 216H176V217H178ZM194 216H195V217H194ZM224 216H225V214H224ZM241 216H242V215H241ZM257 216H258V215H257ZM260 216H261V215H260ZM260 216H259V217H260ZM0 217H1V216H0ZM3 217H4V216H3ZM13 217H15V216H13ZM31 217H32V216H31ZM54 217H55V215L53 214V218H54ZM58 217H59V216H58ZM61 217H62V215H61ZM137 217H138V216H137ZM160 217H164V218H160ZM166 217H167V218H166ZM180 217H181V215H180ZM199 217H200V216H199ZM203 217H204V216H203ZM206 217H207V216H206ZM235 217H236V216H235ZM262 217H263V214H262ZM16 218H18V217H16ZM42 218H43V217H42ZM47 218H46V219H47ZM59 218H60V217H59ZM81 218H83V217H81ZM84 218H83V219H84ZM99 218H100V217H99ZM131 218H132V217H131ZM131 218H130V217L128 218V222L130 221V223H132V221H133ZM141 218H142V217H141ZM219 218H220V217H219ZM233 218H234V216H233ZM242 218H243V217H242ZM255 218H256V217H255ZM1 219L3 220V218H1ZM38 219H39V218H38ZM72 219H73V218H72ZM129 219H131V220H129ZM139 219H140V216L138 217V220H139ZM196 219H197V218H196ZM208 219H209V217H208ZM30 220H31V218H30ZM42 220H43V219H42ZM52 220H53V219H52ZM76 220L78 221V219H76ZM95 220H97V218H96ZM134 220L136 221V219H134ZM153 220H154V221H153ZM192 220H191V221H192ZM218 220H219V219H218ZM222 220H224V219H222ZM235 220H236V219H235ZM246 220H248V218H247ZM250 220H251V219H250ZM16 221H17V219H16ZM18 221H19V219H18ZM33 221H35V220H32L31 225H33V227H34V224H32ZM39 221L41 222V220H39ZM50 221H51V220H50ZM56 221H57V220H56ZM58 221H59V219H58ZM74 221H75V220H74ZM228 221H229V219H228ZM239 221H240V220H239ZM11 222H12V221H11ZM11 222H10V223H11ZM20 222H21V221H20ZM25 222H26V221H25ZM99 222H98V223H99ZM138 222H141V221H138ZM144 222H143L140 226H138L137 228L141 227V229H143V228L145 227V226H144ZM167 222H168V221H167ZM246 222H247V221H246ZM6 223H7V221H6ZM37 223H38V222H37ZM42 223H43V222H42ZM42 223H41V225H38L37 227H35V229L33 230L34 232H33V231L30 232V233L25 232L26 234H25L24 237H23V236L21 235V233L19 232L20 229L14 231V233H13L12 236L10 235V233H7V234L9 235V236L7 235L8 237H10V236L12 237L11 239L9 238L10 240H12V241L15 240L14 243L11 242L12 245H13V244H16V243L18 242V243H17L18 248H19V246H21V245L23 244L22 242H24V239H25V240H26V239L28 240V244H26L28 248L25 247L26 245L24 246L25 243L22 245V247H21L22 249H20V248L18 249L17 246L15 247L16 250L18 249L17 252H15V255H14L15 259H16V257H17V259H18V257H20L19 255H21V256L24 255L23 252L28 251L29 248L31 249V250H29V251H32V250H33L32 252L36 251V252L38 253V249L41 248L42 245H43L42 243L40 244V242H38V240H39V235H41V231H42V230H43V231L46 230L45 227L48 228V226H49L48 223H47L48 226H44V225H42ZM53 223H54V221H53ZM70 223H71V224H70ZM74 223H75V222H74ZM83 223L86 224L84 221H83ZM98 223H95V224H98ZM135 223H136V222H134V224H135ZM149 223H147V224H148V226L151 227L152 223H151V224H149ZM157 223H159V222H157ZM160 223H163V222H160ZM164 223H166V222H164ZM164 223H163V224H164ZM172 223H173V222H172ZM182 223H183V224H182ZM191 223H193V222H191ZM226 223H227V221H226ZM236 223H238V222H236ZM252 223H253V222H252ZM260 223H262V222L260 221ZM0 224H1V223H0ZM8 224H9V223H8ZM12 224H13V223H12ZM55 224H57V223H55ZM55 224H54L53 226H55ZM60 224H61V223H60ZM60 224L58 223V225H60ZM77 224H79V222H78ZM84 224H82V225H84ZM95 224H94V225H95ZM132 224H133V223H132ZM179 224H180V223H179ZM193 224H194V223H193ZM205 224H206V223H205ZM209 224H210V223H209ZM214 224H215V223H214ZM230 224H231V223H230ZM241 224H242V221H241ZM13 225H14V224H13ZM26 225H27V223H26ZM82 225L80 226V228L82 227ZM123 225L125 226V224H123ZM123 225H122V226H123ZM135 225H139V224H135ZM155 225H156V227H157L158 224H154V225H152V228H156V227H154ZM164 225H166V224H164ZM171 225H172V224H171ZM174 225H175V223H174ZM203 225H204V224H203ZM233 225H234V223H233ZM244 225H245V224H244ZM247 225H248V224H247ZM0 226H1V225H0ZM4 226H5V225H4ZM7 226H8V225H7ZM7 226H6V227H3V228L6 229ZM35 226H36V225H35ZM53 226H52V227H53ZM75 226H76V225H75ZM92 226H93V224H92ZM143 226H144V227H143ZM172 226H173V225H172ZM201 226H202V224H201ZM262 226H263V225H262ZM16 227H17V226H16ZM16 227H14V229H16ZM20 227H21V226H20ZM22 227H23V225H22ZM96 227H97V225L95 226L94 229H96ZM133 227H134V226H133ZM142 227H143V228H142ZM175 227H176V226H175ZM175 227H174V228H175ZM188 227H187V230L189 229ZM255 227H258V226L256 225ZM1 228H2V227H1ZM8 228H10V227H8ZM25 228H26V227H25ZM55 228H56V227H55ZM55 228H53L54 230H53V231L51 230V231L54 232V231H55ZM58 228H61V227H58ZM86 228H87V227H86ZM88 228H89V227H88ZM124 228H125V227H124ZM126 228H127V227H126ZM137 228H135L134 230L130 231V234H129V235H128L127 233H123V234H127L128 236H132V235H134L135 233H137V232H139V231H143V232L149 231V230L145 229V228H147V227H145L144 230L137 229ZM152 228H151V229H152ZM166 228H167V227H166ZM192 228H194V227H192ZM202 228H205V226H202ZM28 229H29V228H28ZM32 229H33V228H32ZM51 229H52V228H51ZM56 229H57V228H56ZM76 229H77V228H76ZM82 229H83V228H82ZM89 229H90V228H89ZM131 229H132V226H131ZM168 229H169L168 231H172V230H170V228H168ZM195 229H196V227H195L194 230L191 232V234H189V235H190V239H191V240H189L190 242L192 241V239H193V241H194V239H195V235H196V237H197V232H198V230H196V231H197V232H196ZM197 229H198V228H197ZM208 229H209V228H208ZM211 229H212V228H211ZM233 229H234V228H233ZM243 229H244V228H243ZM259 229H260V228H259ZM21 230H23V229H21ZM21 230H20V231H21ZM71 230H74V229H71ZM78 230H79V228H78ZM86 230H87V229H86ZM91 230H92V229H91ZM145 230H146V231H145ZM157 230H158V228H157ZM157 230H156V231H157ZM160 230H161V228H159V232H160ZM162 230H163V229H162ZM179 230H180V228H179ZM182 230H183V229H182ZM182 230H181V231H182ZM187 230H186V231H187ZM189 230H191V229H189ZM189 230H188V231H189ZM202 230H203V229H202ZM219 230H220V229H219ZM4 231H5V230H4ZM6 231H8V230H6ZM6 231H5V232H6ZM10 231H11V230H10ZM48 231H49V229H48ZM81 231H82V230H81ZM81 231L79 230L78 232H81ZM123 231H124V230H123ZM123 231H122V232H123ZM207 231H208V230H207ZM212 231H213V230H212ZM224 231H225V230H224ZM261 231H262V228H261ZM8 232H9V231H8ZM52 232H51V233H52ZM69 232H70V231H69ZM69 232H68V233H69ZM93 232H94V235H93ZM126 232H127V230H126ZM151 232H152V231H150V232L147 233L146 235H148V237H149V236L151 237L152 235H149ZM163 232H164V231H163ZM217 232H218V231H217ZM228 232H229V231H228ZM245 232H246V231H245ZM31 233H32V234H31ZM39 233H40V234H39ZM45 233H46V232H45ZM45 233H44V237H45V235H47V237L49 238V236H48L49 234H45ZM47 233H48V232H47ZM51 233H50V236L52 235ZM57 233H58V232H57ZM110 233H111V232H110ZM110 233H109L108 235H110ZM117 233H118V232H117ZM119 233H120V231H119ZM119 233H118V234H119ZM128 233H129V232H128ZM171 233H173V232H171ZM182 233H183V232H182ZM192 233H193L194 235H192ZM222 233H223V232H222ZM225 233H226V232H225ZM0 234H1V230H0ZM11 234H12V233H11ZM54 234H56V232H54ZM54 234H53V235H54ZM73 234H74V237H75V236H76V238L78 237V236L75 234V232H73ZM82 234H84V233H82ZM86 234H87V233H86ZM118 234H117V237H118ZM151 234H152V233H151ZM165 234H167V233L165 232ZM165 234H164V235H165ZM174 234H175V233H174ZM187 234H188V233H187ZM228 234H229V233H228ZM243 234H244V233H243ZM245 234H246V233H245ZM259 234H260V233H259ZM65 235H66V234H65ZM67 235H68V234H67ZM67 235H66V236H67ZM70 235H71V233H70ZM127 235H126V236H127ZM155 235H156L155 238H158V235H157V234H154L153 236H155ZM167 235H168V234H167ZM167 235H165V236H167ZM184 235H185V234H184ZM241 235H242V234H241ZM247 235H248V234H247ZM262 235H264V234L262 233ZM2 236H3V235H2ZM7 236H6V237H7ZM126 236H125V237H126ZM128 236H127V237H128ZM139 236H141V233H140ZM142 236H143V235H142ZM142 236H141V237H142ZM173 236H174V235H173ZM176 236H177V234H176ZM191 236H192V238H191ZM213 236H214V235H213ZM0 237H1V236H0ZM58 237H59V236H58ZM58 237H57V238H58ZM84 237H85V235L83 236V238H84ZM97 237H96V238H97ZM103 237H104V236H103ZM110 237H111V236H110ZM123 237H124V236H123ZM161 237H162V236H161ZM167 237H168V236H167ZM174 237H175V236H174ZM208 237H210V236H208ZM217 237H218V236H217ZM230 237H231V236H230ZM242 237H243V236H242ZM245 237H246V235H245ZM42 238H43V237H42ZM57 238H56V239H57ZM76 238H75V239H76ZM94 238H95V237H94ZM96 238H95V239H96ZM128 238H129V237H128ZM134 238H135V237H134ZM142 238H144V236H143ZM162 238H163L162 240L165 239L164 237H162ZM168 238H169V237H168ZM185 238H186V237H185ZM200 238H201V237H200ZM203 238H204V237L202 236V239H203ZM1 239L3 240V238H1ZM9 239H7V240H9ZM69 239L71 240V239H72V236L69 237ZM79 239H82V238L80 237ZM79 239H78V240H79ZM95 239H94V240H95ZM105 239H108V237L105 238ZM151 239H153V238L151 237ZM188 239H189V238H188ZM197 239H198V238H197ZM204 239H205V238H204ZM255 239H256V238H255ZM10 240H9V241H10ZM49 240H50V241H53V240H51V237H50ZM58 240H59V239H58ZM67 240H68V239H67ZM72 240L74 241V239H72ZM76 240H77V239H76ZM83 240L85 241L86 239H83ZM83 240H82V241H83ZM97 240H98V239H97ZM99 240H100L101 242H103V243L105 242V241H103L102 239H99ZM119 240H120V238H119ZM130 240H131V239L129 238L128 242H131ZM132 240H133V239H132ZM143 240H144V241H147L148 239H147V240H146V239H142V244H143ZM165 240H166V239H165ZM176 240H177V239H176ZM178 240H179V238H178ZM205 240H206V239H205ZM225 240H227V239L225 238ZM5 241H6V240H5ZM39 241H40V240H39ZM109 241H111V242L114 243V244L112 243V245L109 246V247L106 245V247L108 248V250H106V251L109 252V255H110V254H115V253H116V254H119L118 252H119L120 250H122V246L119 245V244L123 243V242H122L123 240H120V243H118V242L115 243V242L113 241V239L109 238ZM126 241H127V240H126ZM169 241H170V240H169ZM173 241H174V240H173ZM213 241H215V240L213 239ZM243 241H244V239H243ZM15 242H16V243H15ZM76 242H77V241H76ZM98 242H99V241H98ZM133 242L136 243V245H137V242H135V241H133ZM133 242H131V243L133 244ZM165 242H167V241H161V243H160V242H159V243H160V244H164ZM206 242H207V241H206ZM226 242H227V241H226ZM228 242H229V241H228ZM0 243H2V242H0ZM4 243H5V242L3 241V244H4ZM55 243H57V244H55V245H57V246H56L55 249H53L52 251L55 253V254H54V253H53V254L56 255V256H55L56 258L53 256V257H54V260L56 259L57 261H56V260H55V261L53 260V261H54L55 263L57 262L56 264H62V263H64L63 261L66 259V258H65V256H66V255H65V247H67V246H69V245L66 246V239H64V240H63V239H62V240H59L58 242L55 241ZM67 243H68V242H67ZM78 243H79V242H78ZM80 243H83V242H80ZM84 243H85V242H84ZM103 243H102V244H103ZM109 243H110V242H109ZM148 243H149V242H148ZM157 243H158V241H157ZM159 243H158V245H157L158 247L161 246V245H159ZM167 243H168V242H167ZM167 243H166L165 245H167ZM197 243H198V242H197ZM247 243H248V242H247ZM259 243H260V242H259ZM6 244H8V243H6ZM38 244H40L39 247H38ZM68 244L71 245V243H68ZM86 244H87V243H86ZM124 244H125V243H124ZM142 244H141V245H142ZM144 244H145V243H144ZM144 244H143V246H145ZM152 244H153V243H152ZM168 244H169V243H168ZM187 244H188V243H187ZM194 244H195V243H194ZM194 244H193V245H194ZM201 244H202V243H201ZM214 244H217V243L214 242ZM231 244H233V243H231ZM83 245H84V244H83ZM146 245H147V244H146ZM148 245H149V244H148ZM153 245H155V243H154ZM165 245H162V247L165 246ZM173 245H174V244H173ZM177 245H178V243H177ZM209 245H210V244H209ZM218 245H219V244H218ZM233 245H234V244H233ZM240 245H242V243H241ZM4 246H5V245H4ZM9 246H11L10 243H9ZM50 246H51V245H50ZM94 246H95V242H94L93 247H94ZM125 246H127V245L125 244ZM131 246H132V245H131ZM138 246H139V245H137V247H138ZM170 246H171V245H170ZM189 246H190V245H189ZM196 246H197V245H196ZM243 246H244V245H243ZM5 247L7 248V246H5ZM5 247H4L3 249H5ZM11 247H12V246H11ZM24 247H25V250H24ZM84 247H85V245H84ZM104 247H105V246H104ZM106 247H105V248H106ZM123 247H124V245H123ZM148 247H149V249H148ZM155 247H156V245H155ZM165 247H166V246H165ZM192 247H193V246H190V248H192ZM197 247H198V246H197ZM217 247H218V246H217ZM223 247H224V246H223ZM255 247H256V246H255ZM261 247H262V246H261ZM0 248H1V247H0ZM51 248H52V247H51ZM67 248H68V247H67ZM86 248L89 249L88 247H86ZM90 248H91V247H90ZM96 248H97V247H96ZM127 248H128V246H127ZM144 248L146 249V251L148 250V252H150V251L152 252V250H155V248H154V247L151 248V246H147V247H144ZM177 248L179 249V247H177ZM200 248H201V247H200ZM229 248H230V247H229ZM7 249H8V248H7ZM9 249H12V248H9ZM27 249H28V250H27ZM93 249H94V248H93ZM139 249L141 250L140 247H139ZM192 249H193V248H192ZM217 249H218V248H217ZM23 250H24V251H23ZM39 250H40V249H39ZM44 250H45V249H44ZM44 250H43V251H44ZM54 250H55V251H54ZM66 250H67V252H68L70 249H66ZM128 250L130 251V252H129L130 254L132 253V251H134V250L131 249L130 247H129ZM131 250H132V251H131ZM157 250H158V248H157ZM166 250H167V249H166ZM197 250H198V248H197ZM199 250H200V249H199ZM212 250H213V249H212ZM222 250H223V249H222ZM234 250L236 251V248H235ZM237 250H238V248H237ZM240 250H241V249H240ZM255 250H256V248H255ZM9 251H10V250H9ZM14 251H15V250H14ZM21 251H23V252H21ZM52 251L50 250V252H52ZM94 251H96V249H94ZM158 251H159V250H158ZM186 251H188V250H186ZM191 251H192V250H191ZM201 251H202V250H201ZM226 251H227V250H226ZM231 251H232V250H231ZM253 251H254V250H253ZM257 251L259 252L260 250H257ZM11 252H12V251H11ZM121 252H122V251H121ZM136 252H137V251H136ZM151 252H150V253H151ZM168 252H169V251H168ZM172 252H174V251H172ZM179 252H180V251H179ZM181 252H182V251H181ZM183 252H184V251H183ZM206 252H207V251H206ZM218 252H219V251H217V253H218ZM227 252H228V251H227ZM260 252L262 253L263 250L260 251ZM2 253H3V252H2ZM4 253H5V254H1V253H0V261L3 262L6 258L10 260L9 257H11L12 259L14 258V257H13V254H14V253H11L12 256H11L10 252H8V253L4 252ZM26 253H27V252H26ZM26 253H25V254H26ZM47 253H48V252H47ZM71 253H72V252H71ZM71 253H70V254H71ZM133 253H134V252H133ZM133 253L131 254L132 256H133ZM138 253H139V252H138ZM140 253H141V252H140ZM140 253H139V254H140ZM146 253H147V252H146ZM156 253H157V252H156ZM194 253H195V252H194ZM194 253H193V254H194ZM199 253H200V252H199ZM235 253H236V252H235ZM255 253H256V252H255ZM255 253H254V254H255ZM51 254H52V253H51ZM94 254H96V255L94 256L95 258H94V260L92 259V261H90V264H102V263H103L102 261L104 260V258H103V254H104V248H103V246H102V247L100 246L99 249H98V251H97V252H94ZM123 254H124V252H123ZM125 254H126V253H125ZM142 254H143V252H142ZM142 254H140V256H142ZM161 254H162V253H161ZM174 254H175V253H174ZM182 254H183V253H182ZM184 254H185V253H184ZM225 254H226V253H225ZM258 254H259V253H258ZM16 255H17V256H16ZM36 255L38 256V255H40V254H39V253H38V254L35 253V257H34V258L32 257V258H33V261H34L35 258H40V257H36ZM41 255H43V254H41ZM46 255H49V256H50V254H46ZM64 255H65V256H64ZM74 255H75V254H74ZM74 255L72 256V258L74 257ZM135 255H136V254H135ZM135 255H134V256H135ZM143 255H144V254H143ZM145 255H146V254H145ZM145 255H144V256H145ZM152 255H153V252H152L151 256H152ZM168 255H169V254H168ZM186 255H188V254H186ZM203 255H204V253H203ZM208 255H209V254H208ZM218 255H219V254H218ZM223 255H224V252H223ZM223 255L220 254L219 257H220V256H223ZM234 255H235V254H234ZM245 255H247V254H245ZM245 255H244V256H245ZM31 256H32V255H31ZM69 256H70V255H69ZM69 256H68V257H69ZM85 256L88 257L87 255H85ZM112 256H113V255H112ZM124 256H125V255H124ZM132 256H131V257L129 256V258H132ZM138 256H139V255H138ZM161 256H162V255H161ZM193 256H194V255H193ZM199 256H201V255H199ZM211 256H212V255H211ZM235 256H236V255H235ZM239 256H240V255H239ZM244 256H243V258H244ZM252 256H254V255H252ZM260 256H261V254H260ZM24 257H25V256H24ZM24 257H23L22 259H24ZM26 257H27V256H26ZM26 257H25V259H26ZM42 257H46V256H42ZM42 257H41V258H42ZM81 257H82V256H81ZM83 257H84V256H83ZM86 257H85L84 260H82V262L85 261V260L88 261L89 258L86 259ZM106 257H107V256H106ZM110 257H111V256H110ZM127 257H128V255H127ZM145 257H147V256H145ZM171 257H173V256H171ZM175 257H176V254H175ZM184 257H186V256H184ZM205 257H206V256H205ZM208 257H209V256H208ZM213 257H214V256H213ZM32 258H31V261H32ZM41 258H40V260H41ZM69 258H70V257H69ZM111 258H112V257H111ZM117 258H120V256L117 257ZM143 258H144V257H143ZM153 258H154V256H153ZM163 258H164V257H163ZM176 258H177V257H176ZM180 258H181V256H180ZM200 258H204V257H200ZM222 258H223V257H222ZM222 258H221V259H222ZM25 259L23 260V262H25ZM28 259H29V257H28ZM45 259H47V258H45ZM81 259H82V258H81ZM132 259L134 260V258H132ZM132 259L129 260V261H132ZM148 259H149V258H148ZM197 259H198V258H197ZM205 259H206V258H205ZM209 259H212V258L209 257ZM228 259H229V258H228ZM233 259H234V258H233ZM66 260L68 261V259H66ZM89 260H90V259H89ZM110 260H111V259H110ZM149 260H150V259H149ZM149 260H148V261H149ZM154 260H155V259H154ZM167 260H168V259H167ZM171 260H172V259H171ZM179 260H180V259H179ZM219 260H220V258H219ZM254 260H255V259H254ZM7 261H8V260H7ZM10 261H11V260H10ZM10 261H9V262H10ZM13 261H14V260H13ZM16 261H17V260H16ZM35 261H37V259H36ZM43 261H45V260H43ZM48 261H49V259L47 260V263H48ZM73 261H75V260H73ZM78 261H79V260H78ZM78 261H77V262H78ZM87 261L84 262L83 264H86ZM156 261H157V260H156ZM158 261H159V260H158ZM180 261H181V260H180ZM188 261H189V262H187L186 264H191V260L189 259ZM199 261H200V260H199ZM216 261H217V260H216ZM236 261H238V260H236ZM258 261H259V260H258ZM260 261H261V260H260ZM14 262H15V261H14ZM14 262H13V263H14ZM20 262H22V261L20 260ZM29 262H30V259H29ZM38 262L40 263V261H37L36 263H38ZM54 262H53V263H54ZM68 262H69V261H68ZM106 262H107V260H106ZM120 262H121V261H120ZM123 262H124V261H123ZM138 262H139V261H138ZM164 262H165V261H164ZM221 262H222V264H223V263L226 262V261L223 262V261L221 260ZM241 262H242V261H241ZM245 262H247V260L244 259V263H245ZM250 262H251V261H249V263H250ZM11 263H12V262H11ZM27 263H28V260H27ZM27 263H26V264H27ZM31 263H32V262H31ZM34 263H35V262H34ZM36 263H35V264H36ZM39 263H38V264H39ZM45 263H46V261H45ZM51 263H52V260L49 262V264H51ZM53 263H52V264H53ZM104 263H105V261H104ZM125 263H126V262H125ZM127 263H128V262H127ZM127 263H126V264H127ZM129 263H130V262H129ZM139 263H140V262H139ZM139 263H137V264H139ZM141 263H142V262H141ZM149 263H150V261H149ZM181 263H182V262H181ZM184 263H185V262H184ZM195 263H196V262H195ZM229 263H231L230 260H229ZM249 263H248V264H249ZM260 263H261V262H260ZM2 264H4V263H2ZM14 264H15V263H14ZM17 264H19V263H17ZM73 264H75V263L73 262ZM88 264H89V263H88ZM106 264H107V263H106ZM111 264H112V263H111ZM118 264H120V263H118ZM150 264H151V263H150ZM210 264H212V263H210ZM225 264H228V262H226ZM240 264H241V263H240ZM255 264H256V263H255ZM262 264H263V263H262Z\"/></svg>",
    "mask_w": 264,
    "mask_h": 264
}]
</instances>
